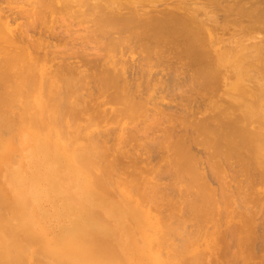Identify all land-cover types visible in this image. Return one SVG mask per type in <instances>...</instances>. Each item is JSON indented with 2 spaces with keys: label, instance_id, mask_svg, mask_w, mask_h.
<instances>
[{
  "label": "bare ground",
  "instance_id": "6f19581e",
  "mask_svg": "<svg viewBox=\"0 0 264 264\" xmlns=\"http://www.w3.org/2000/svg\"><path fill=\"white\" fill-rule=\"evenodd\" d=\"M8 1V0H7ZM6 0H4V3L5 2H7ZM12 1H15V0H12ZM12 1L10 0V3H12ZM18 2H19V0H17ZM17 1H15V3L17 2ZM25 1V0H24ZM23 1V2H24ZM33 1L35 2L36 0H31V2L30 3H32V4H28V6H30V8L28 7V9H33V10H35V9H37V11L39 12V13H37V11H36V13L38 14V18H39V16H41V18L43 19H41V18H39V19H41V21L40 20H38V19H36V17H37V15H35L36 13H34L35 11H33L32 10V12L34 13V15H33V13L32 14H29V13H27V12H30V10H27V14L28 15H30V16H35L34 18H32V17H30V16H28L27 14H25V13H23V14H25V16H24V18L26 17L27 18V21H25V20H23V21H25L26 23L28 22V20H29V18H31L32 19V21L33 20H35V21H33L32 22V26H31V28H30V26L28 27V24H30V22L29 23H27L25 26H26V32L24 31V29H23V31L22 30H19L18 28H13V24H12V27H11V25H10V23H15L16 21H17V19L19 20V18H21L22 19V12H24V11H18V12H13L12 13V9H8V8H6L7 10H9L8 11V13H11L10 15H7L6 14V17H4V21H2L1 20V13H2V10H0V105L2 104H4L2 107L3 108H1V106H0V110H2V109H4V108H7L8 107V109H11V108H9V107H13L12 109H16V110H18L19 109V111L21 112L20 113V115H17V113L15 114H10V112L9 113H3V112H1L2 113V115H1V113H0V126H3V125H1V124H3L4 123V127H1L0 129L2 130V128H4V130H5V132H4V130L2 131V134L4 133V137H6V135L8 136V134H11L12 132H13V134H11L12 136L11 137H13V135L15 136V137H17V135H16V133H18V132H16L15 133V131L13 130L12 132L11 131H9V130H12V129H10V126H11V124H12V126H13V124L15 125V123H18V119L17 120H15V123L13 122H11L10 124H8L9 123V121H10V119H12L13 117L11 116V115H14V118L16 117H18L19 118V116H20V118H21V124H19L18 123V125H20L19 127H18V125H17V128L19 129L20 127H22L23 128V124H24V126L25 125H29L28 127H30V128H32V129H35V130H37L36 132H38V131H40L39 132V134H41V132L44 134H48V136H50L49 138H51L52 140H53V137L55 138L56 136H55V134H61L62 133V137H60L59 136V138H60V142H61V138H62V141H63V143H61V144H64L65 145V143L64 142H67V140L66 139H68L67 137L65 138V136H64V134L66 133V132H63V129H61V128H63L64 126H67V125H69V119L67 118V116L69 115L70 117H71V119H73V117L75 118V119H73V121H75L78 117L80 118V117H83V115L81 116L80 114V112H82V114H84L85 113V111H83L82 109V104H81V100L83 99V98H88V96H89V100L88 101H93V100H96L94 97H92V99H91V96L93 95V92H92V94H89L90 92H87V91H84V96H85V92H87V94H89V95H87L86 94V96L84 97L83 95L80 97L79 95H80V93H78L79 95L78 96H76L75 97V95H74V97L77 99L78 97H80V98H78V99H80V101H78V99H77V101H76V99L73 97V92L72 91H74V87H75V82H77V83H80L79 85L81 86V85H83L84 83V81L85 80H83V79H86L87 78V82L85 81V84L86 85H88V83L90 82L88 79V77H91V79L90 80H94V78H95V86L96 85H98V84H96V83H99V85L102 83V82H104V83H102L101 85H100V87H101V91L103 92V91H105L106 93H108L109 91V89H108V87H109V85L107 84L108 82L110 83L111 82V86L110 87H114V85L112 84V83H115V88L113 89V90H117V89H119V87H120V83H116V82H119L118 80L116 81L115 80V77H117V79H118V77L119 78H121V77H123L124 75H125V78H127L126 76L129 74V76H131L132 74H130L131 72H132V70H130L131 72L130 73H128L127 75L126 74H124V69H125V72H126V65L125 64H123L122 66H124V68L122 67L120 70H118V69H116V67H115V65H114V63H111L112 61H111V58L112 57H114V56H110V54H107L106 56H107V59L106 60H104V58L103 57H100V55H103V50L102 49H104L105 51H106V49L104 48L105 47V44L107 45V44H110V43H108L109 42V40H108V42L107 41H105V40H103V36L105 35V37H107V36H109V38H113V41H114V39H116L117 41H118V43H119V45H118V43H116L115 44V46L116 47H118V49H119V47H123V49H121V50H119L118 51V49L116 48V50H114L115 48V46L113 47V44H112V49L115 51V52H120V54H121V51L123 52V53H125L124 54V56L126 57V58H129V57H127V56H129V55H127V52H129L130 54H132V55H134V54H138L137 52H140L139 54H138V60H139V63H140V61L141 62H145V64L143 63V65L141 64V66H145V67H147V68H149V73H151L153 70H154V68H161L162 67V65H165V64H163L164 62L166 63V69H168V73H171L170 75H172V77L171 76H168L169 74L167 73V72H165L166 73V77L168 76V78L170 77V79H171V81L170 82H172L171 84H172V86L174 85V87L175 88H173V87H171V85H169V86H167V88H169L170 87V89H176V86H175V83L173 84V81H175V82H177V81H179L180 82V80H178L177 78L179 77V76H177L176 77V80H174L173 79V77H174V74H172V72L173 73H177V72H182V70H180V69H178V70H180V71H178L177 70V68H179L178 66H176V65H180V68L182 69L183 68V71H185V70H187L188 72H190V74H191V76H189L190 77V79H189V77H188V80H191V84H192V86L191 87H193L194 85H197V87L195 86V89H194V87H193V91L191 92V94H192V96L196 93V94H200L201 93V95L200 96H198V95H194V96H198V98L199 97H202L203 95L205 96V94H207L206 92L204 93V91L202 90L201 92H200V89L201 88H203V89H210L211 87H213L214 86V88L219 84L218 82H220L219 80H220V74L222 73V71L219 69V68H222V67H224L225 65H228V66H230V67H234V69H237L238 71H237V73H235L234 75H232L233 77L230 79V80H232L233 81V83H231L230 85H226V86H228L231 90H232V92H237V94L240 96V97H238V101H240L239 103H240V105L241 106H239V108L237 107V109L235 108V110H237V111H239V115H236V117L233 119V120H228L227 122H226V120H225V123H223V119L220 121L219 120V118L222 116V115H220V114H218V116H216L215 118H212L213 119V124L215 125V127L212 129L211 128V124H210V128H208V125H209V123L208 122H210V120H212V119H210L211 118V116H213V115H211V116H209V114H206V116H209V118L208 117H206L207 119H205V117H202V119H201V117H200V119H199V117L198 118H195V117H197V116H195L196 115V113H195V115H194V113L192 112V113H190V115H194V116H192V118H193V120H192V122L194 121L195 122V120L197 119V121L199 120V121H201V122H203V120H204V123L202 124L201 122H199L198 121V125H199V127H197V125H196V123H194V125H193V123L191 124L190 123V125H188L189 124V122L187 121V120H185L186 118H187V116H186V114L185 113H183V112H181L182 111V109L181 108H183L184 106H185V104H183V103H185V102H188V104L186 103V106H185V108H187L188 106L187 105H189V108H187L188 110L190 109V108H192L193 106H191V105H193V104H191V103H194V101L196 102V98L195 97H193L194 99H193V101L191 100L192 99V96H190L189 95V98H190V100H188L189 98H188V96L186 95V98H183L184 100L185 99H187L185 102L184 101H182V100H180V98L182 97V94H181V96H180V93L182 92L181 91V88H183L184 86H185V82L184 81H186L185 79H186V77L185 78H183V77H179V79H181V81H183V79H184V84H183V86L180 84L179 85V82L178 83H176V85L178 84L179 85V88H180V91L178 90H176V92L177 93H175V92H172V94L174 93V95L173 96H169V97H175L174 99H176V96L177 95H179L180 97H177L178 99L176 100V102L179 104L181 101V103H182V106H181V103L179 104V105H177V103L175 104V107H176V105L179 107V109H181V111L180 110H178L177 108V111L179 112H181V113H183L182 115H184L185 114V116H186V118H184V116L181 118V120L183 121V125H182V121L180 120L179 121V118H178V120H176V121H178L179 122V124L178 125H181V127H179V126H176V125H174V126H171V125H173V123L175 122V120H173V118L172 117H174L175 115L174 114H171V115H174V116H172L171 117V125H170V127H172V129H173V127H175V131H176V129H179V128H186V130L187 129H189L190 128V126L192 125L193 126V128H195V130L192 128V126H191V129H193L194 130V132L196 131V130H198V133H197V131H196V133L197 134H199L200 136H202V139H203V141L205 140V139H207V141L209 142V145H210V148H211V154L213 155V151H216V152H218V150L220 149L221 150V148L222 147H224L223 149H225L226 150V152H225V156L223 157V158H225L224 160H226V161H224L225 162V164L226 163H228V161L229 160H231V159H235V160H237V162L238 163H236V165L237 164H239L238 166H241L240 167V169L242 168L245 172H247L248 170L250 171V170H253L252 168H255L253 171H257V169H256V167H255V165L256 166H258L260 169H263V171H262V173H260L261 174V176L263 177L264 176V155H263V153H264V106L262 105V103L264 102V87H263V85L262 84H260V82H258L257 83V87H258V89H256L255 90V92H251L247 87H245V86H243L242 85V83H243V78L244 77H246V75L248 74V71H247V69L248 68H250V67H252V65H260V64H262L263 66H264V46H262L263 44H264V38H260V39H258L257 37H256V34H259V33H264V0H104V2L105 3H101L100 1H102V0H94V8L92 7V8H89V6H91L90 4H92V3H90L88 0H86V1H88L89 3L88 4H86L87 6H84L85 5V1L83 2V3H81V5H77V2L76 1H80V0H76L75 2H76V4H74V5H76L78 8H79V10L78 11H75L74 13H73V9H75V7H73V6H71L70 5V1L69 0H37L35 3H33ZM74 2V3H75ZM99 2V4L97 5V3ZM9 3V1L7 2V4H10ZM36 3H38L39 5H37ZM72 3H73V0H72ZM71 3V4H72ZM21 4V3H20ZM25 5V4H24ZM83 5V6H82ZM8 5H6V7H7ZM32 6H33V8H32ZM36 6V7H35ZM37 6H41V8L40 7H37ZM80 6H81V8L82 7H86V8H89V9H91V10H96L97 9V11L98 12H96V14H92V11L90 10V12H91V14H89V10H86L87 12H88V16H93V18L91 19V25L94 27V29H92L93 31H95V32H93L92 30V32H93V34L94 33H98V34H100V35H103L102 37V39H101V36H99L100 37V39H99V37H97L96 35L97 34H95L94 36L97 38H95L93 35V37L95 38V42L92 44V43H90V46H92L93 45V47L95 46L94 44H97V46H96V48L94 47L93 49H99V51L101 52V54L99 53V52H97L96 50L94 51L92 48V53H93V51L95 52V54L93 53H90L89 55H87L88 53V50L89 49H86V44H85V46L83 47V50L85 49V52H86V50H87V54L84 52L83 53V50L81 51V49H82V47L80 48L79 46H78V44L76 45V43H75V45L77 46H75V45H73V46H75L76 47V49L79 47V49L80 50H78V51H76L75 49H72L74 52L76 51L77 53L79 52V51H81V52H79L78 54V56L76 55V56H74L75 55V53L72 51L71 52V50H70V52H68L69 50L68 49H70V48H67V52L65 51L66 50V48H62L64 51L62 52L60 49V52H61V54H60V56L58 55V57H60V58H58L57 57V60L58 59H61V57H62V55L64 56L65 54H66V57L64 56V59L61 61V60H59V62L58 63H60V64H58L57 65V63H55V61L57 62V60H56V57L54 56V55H56L55 54V52H57L58 51V49H57V51H53L54 53H48V50L51 48L52 50H56L55 49V45H53L52 43H50L49 41V39H47L48 37H46L45 36V38H43L44 40H48V42H49V45H48V47H47V49L48 50H44V51H47L46 53L42 50V47H40L41 45H39L38 43H35L33 40H32V38L30 39L29 37V35L31 34V33H35L36 32V29H38V28H34L33 27V25H35V26H39V29H40V25H39V21L43 24L45 21H44V19H47V21L46 22H49L48 20V18H51L52 17V15L54 14V16L56 15V14H59L58 16H57V18L55 17L54 18V21H52V22H55V21H61V19H62V21H64V19H67L68 17H69V14L68 13H70V12H72V14H74V16L76 15V16H78V14H79V16L80 15H82L83 13L82 12H80ZM9 7V6H8ZM26 7V6H25ZM40 8V10H38ZM85 8V9H86ZM77 9V8H76ZM85 9L83 8V12L85 11ZM6 10V11H7ZM22 10H24V8L22 9ZM4 11H5V9H4ZM85 11V12H86ZM40 12H41V14H40ZM85 12H84V14L83 15H85ZM6 13V12H5ZM77 13V14H76ZM40 14V15H39ZM64 14V16H63V18L64 17H66V18H61L62 17V15ZM68 14V15H67ZM72 14H70V16H72ZM211 14V15H210ZM213 14V15H212ZM220 15V16H218V17H220L221 19L220 20H222L221 21V23L220 22H216L217 20H215L214 18H217V15ZM67 15V16H66ZM81 16L80 18H84L85 16ZM209 15H210V17H209ZM216 17H215V16ZM78 16V17H79ZM211 16L213 17V19L211 18ZM47 17V18H46ZM60 17V18H59ZM202 17L204 18V19H202ZM25 18V19H26ZM60 20H59V19ZM70 18H72L71 19V22H69L68 24H72V29H73V25H75L76 23L77 24H79L80 22H84V26H86L87 27V25L88 24H86L85 25V22L87 23L88 21H89V24H90V17L88 18L87 17V14H86V17L85 18H87V19H89V20H87L86 21V19L84 18V19H82V21H80L81 19L80 18H77V17H75V19L77 18L78 19V21H80L79 23L78 22H76L75 20H73V18L74 17H70ZM69 18V19H70ZM58 19V20H57ZM219 19V18H218ZM36 20H38V21H36ZM72 20L75 22V24H74V22L72 23ZM83 20H85V21H83ZM44 21V22H43ZM59 22V23H62V24H60L59 25V27H65V28H62V29H66V28H69L70 30H71V28H70V26L71 25H68L66 22L68 21V19H67V21H64V24H63V22ZM38 22V23H37ZM44 23L43 25H41V30L42 31H44V27H47L46 26V24L47 23ZM51 22V21H50ZM243 22H247L246 23V25H244L243 26ZM38 24V25H36V24ZM58 22L57 23H55L57 26H58V24H59ZM80 24L81 26L83 25V24ZM218 23H220L221 24V26H222V28L221 27H219L220 25L218 24ZM50 24V23H49ZM66 24V25H65ZM209 24H213V26H211V25H209ZM20 25H21V23H20ZM19 25V26H20ZM23 25V24H22ZM21 25V27H23ZM52 25V24H51ZM50 25V26H51ZM63 25V26H62ZM78 26V28H76V30L78 29V31H80L79 29H80V27L81 26ZM218 25V26H217ZM25 26H24V28H25ZM47 27V28H45V29H47V30H49V29H51V27H52V29H53V31H54V29H55V27L52 25L51 27ZM76 26V27H77ZM92 26H91V28H92ZM232 26H236V28L237 27H239V30H238V28H237V32L235 33V34H237L238 36H237V38L236 39H234L235 37H236V35L234 36V37H232L233 39L231 40V38L228 40H222L221 38L219 39H216V37H215V30H216V28H220L221 29V31H222V36H223V32L225 33V32H227V31H229V29H230V27H232ZM83 27V26H82ZM81 27V29H84V33L86 32H88L89 33V30L90 29H88V27H87V31L85 30V28L83 27L82 28ZM28 28H29V30H28ZM49 28V29H48ZM57 28V27H56ZM224 28V29H223ZM22 29V28H21ZM30 29H34V30H32L31 31V33L29 34V33H27V31H29L30 32ZM51 29V30H52ZM58 29V28H57ZM60 29V28H59ZM61 29V30H62ZM74 29H75V27H74ZM73 29V30H74ZM223 29V30H222ZM47 30L46 31H44L45 33H47ZM50 30V35H51V39H53L54 37L56 38L58 35H60V36H58L61 40H59V41H61V42H63L64 41V39L65 38H67L66 40H67V42H68V35H71L70 34V32H67V33H69V34H67V33H64V32H66L67 31V29H66V31L64 30V31H62V33H61V30H59L58 32H60L59 34H56V33H58L57 31H56V29H55V31L53 32V31H51ZM70 30H68V31H70ZM73 30H71V31H73ZM75 30V31H76ZM226 30V31H225ZM233 30H234V28H233ZM236 30V29H235ZM74 31V32H75ZM90 31V33H89V35H88V37H90L89 39H91V37L92 36H90V34H92V32ZM39 32H41V31H39ZM44 32H41V33H44ZM52 32L54 33V34H52ZM77 32V31H76ZM80 32H83V30L82 31H80ZM238 32H239V34H238ZM28 35H27V34ZM44 33V34H45ZM48 33V34H49ZM84 34V35H86V37H87V34ZM64 34H65V38H64ZM78 34H80L79 32H78ZM230 34H232L231 32H230ZM55 35H57V36H55ZM66 35H67V37H66ZM74 35H75V33H74ZM255 35V36H254ZM264 35V34H263ZM32 36H34V35H32ZM40 36H41V34H40ZM39 36V37H40ZM48 36V35H47ZM61 36L63 37V39L61 38ZM72 37H74L73 36V34L71 35ZM70 36V37H71ZM83 36V35H82ZM231 36H233V34L232 35H230V37ZM50 37V36H49ZM53 37V38H52ZM57 37V38H58ZM71 37V38H72ZM83 37H85V36H83ZM42 38H40L42 41H43V39ZM58 38V39H59ZM80 38V37H79ZM94 38H92L91 40H93L94 41ZM108 38V37H107ZM108 38V39H109ZM57 39V40H58ZM73 39H75V38H73ZM72 39V40H73ZM105 39V38H104ZM253 39L255 40H258L256 43L253 41ZM30 40H32V41H30ZM63 40V41H62ZM75 40H77V39H75ZM99 40H100V42H99ZM101 40H103L102 42L103 43H101ZM231 40V41H230ZM250 40H252V41H250ZM69 41H71L70 39H69ZM83 41V40H82ZM84 41H86V40H84ZM110 41H112V40H110ZM250 41V42H249ZM75 42H78V41H75ZM87 42H89V41H87ZM91 42V41H90ZM104 42H106L105 44H104ZM245 42H248V44H246ZM252 42L254 43V44H252ZM60 43V42H59ZM59 43H58V45H59ZM69 43V42H68ZM68 43H65V44H68ZM82 43V42H81ZM85 43V42H84ZM98 43L99 44H104V47H102L103 45H98ZM112 43V42H111ZM50 44H52L53 45V48L51 47V45ZM60 44H62V43H60ZM111 45V44H110ZM50 46V47H49ZM63 46H64V43H63ZM62 46V47H63ZM72 46V47H73ZM81 46V45H80ZM65 47H66V45H65ZM70 47H71V42H70ZM101 49H100V48ZM88 48H89V46H88ZM45 49H46V47H45ZM50 49V50H51ZM90 49V50H91ZM124 49H125V51H124ZM51 50V51H52ZM102 50V51H101ZM105 51H104V53H105ZM43 52V53H42ZM66 52V53H65ZM91 52V51H90ZM97 52V53H96ZM112 52V51H111ZM41 53H42V55H41ZM64 53V54H63ZM67 53H69V58L71 57V58H73V56H74V58L75 57H78V60H83L84 59V57H86V55H87V57L88 56H90L89 57V59L92 61V62H94V60H92L93 58L95 59V61H97V60H99V58H101L100 60H102V61H100L102 64H101V67L102 68H105V70L106 69H108L109 70V68H111V70L112 71H108V70H106V72L108 71L109 73H111L112 72V74L114 75V78L112 77V76H110V77H112V78H110L109 79V73H106V72H104L105 74V77L108 75V79L110 80V81H108L107 80V77H106V79H105V77H104V75H103V70L100 68V70H102V71H100L99 70V68H98V64L99 63H97L96 65V67L98 68V70H99V72H101L100 73V75L101 76H103L104 77V80L103 81H101L102 79H103V77H101V78H99L100 80H96V78H97V75L99 74L98 73V70L96 71L98 74H96L95 73V71H94V69L91 71L96 77H93L92 78V76H93V74L92 73H89V74H92V76H88L87 77V75H86V77L84 78V76L85 75H83L84 74V72H82V66H80V62L79 61H76V60H74L73 59V61H71L70 62V59H68V56H67ZM73 55H72V54ZM76 53V54H77ZM54 54V55H53ZM71 54V55H70ZM82 54V55H81ZM84 54H86V55H84ZM91 54H92V56H91ZM97 54H100L99 55V58H98V55ZM81 55V56H80ZM94 55H97V56H94ZM115 55H116V53H115ZM122 55V54H121ZM165 55H166V57H165ZM168 55V56H167ZM83 56V59L81 58ZM94 56V57H93ZM104 56V55H103ZM123 56V55H122ZM124 56H123V58H124ZM131 56V55H130ZM135 56V55H134ZM137 56V55H136ZM55 57V58H54ZM86 57V58H87ZM93 57V58H92ZM105 57V56H104ZM117 57H119V55L117 56ZM65 58H67V59H65ZM92 58V59H91ZM166 58H168L167 59V61H165V59ZM76 59V58H75ZM89 59H87V60H85L86 62H91V61H89ZM137 59H134V60H137ZM164 59V60H163ZM66 60H69V61H66ZM72 60V59H71ZM80 60V61H81ZM138 60H137V62H138ZM153 60H155V61H153ZM61 61V62H60ZM132 61V60H131ZM155 62L153 65L154 66H156V67H154L153 65L151 66L150 64L151 63H153V62ZM83 62V64H84V61H81V63ZM85 62V63H86ZM91 62V63H92ZM98 62V61H97ZM118 62H119V60H118ZM117 62V63H118ZM122 62V61H121ZM136 62V61H135ZM90 63V64H91ZM124 63H127V59H126V62H124ZM134 63V62H133ZM157 63V65H155ZM89 63H87L86 65H88ZM127 64H129V61H128V63ZM159 64V65H158ZM167 64H168V66H167ZM82 65V64H81ZM93 65V67H94V65H95V63L94 64H92ZM120 65H121V63H120ZM135 65H137V64H134V66L133 67H135ZM161 65V66H160ZM128 66V65H127ZM137 66H139V64L137 65ZM135 67V70L138 68V67ZM262 66V67H263ZM84 67V66H83ZM86 67V66H85ZM88 67V66H87ZM92 67V68H93ZM144 67V68H145ZM164 67V66H163ZM177 67V68H176ZM90 68V67H89ZM91 68V69H92ZM128 68V67H127ZM129 68H132L131 67V64H130V66H129ZM165 68V67H164ZM82 69V70H81ZM161 69H163V68H161ZM185 69V70H184ZM90 70V69H89ZM127 70H129V69H127ZM138 70V69H137ZM165 70V69H164ZM175 70H176V72H175ZM85 71H86V69H85ZM145 71V70H144ZM143 71V67H141L140 69H139V72H140V74H141V76H144L143 74H145V72ZM158 71V70H157ZM159 71H160V69H159ZM162 71V70H161ZM160 71V72H161ZM166 71V70H165ZM171 71V72H170ZM90 72V71H89ZM134 72V71H133ZM132 72V73H133ZM138 72V73H139ZM146 72H148V71H146ZM155 72H156V70H155ZM155 72L153 73L154 74V77H155ZM188 72H186V73H188ZM219 72H221V73H219ZM127 73V72H126ZM135 73V72H134ZM157 73V72H156ZM164 73V72H163ZM164 73V74H165ZM179 73V75L180 76H182L181 74ZM263 73V72H262ZM82 74V76H83V78H82V76H79V77H81L82 78V80H79L80 82H78V75H81ZM86 74H87V72H86ZM88 74V75H89ZM115 74H117V76H115ZM136 74V73H135ZM140 74H138V76H140ZM158 74H160V73H158ZM158 74H156V79H157V76H158ZM161 74H162V72H161ZM168 74V75H167ZM264 74V73H263ZM99 75V76H100ZM111 75V74H110ZM134 75V74H133ZM137 75V74H136ZM148 74L146 73L145 74V76H144V80H142V81H144V83L146 82V83H148L149 81H152V79L154 80L155 78L153 77L152 79H150L148 76H147ZM176 75H178V74H175V76ZM77 76V77H76ZM98 76V77H99ZM135 76V75H134ZM133 76V77H134ZM146 76L148 77V79H146ZM152 76V75H151ZM150 76V77H151ZM163 76V75H162ZM165 76V75H164ZM75 77L77 78V80L75 81ZM264 77V76H263ZM81 78H79V79H81ZM124 77H123V80L125 79ZM129 78V77H128ZM131 78V77H130ZM129 78V79H130ZM135 78H136V80H137V78L138 77H136L135 76ZM135 78H134V80H135ZM165 78V77H164ZM229 78H230V76H229ZM127 80V82L128 81H130V80ZM141 79H143L142 77L140 78V80ZM155 79V80H156ZM219 79V80H218ZM115 80V81H114ZM121 80V79H120ZM133 80V83H132V81L130 82V83H132V84H134V82L136 81H134ZM138 80H139V78H138ZM148 82H147V81ZM154 80V81H155ZM188 80L186 81L187 83H188ZM75 81V82H74ZM89 81V82H88ZM99 81V82H98ZM106 81V82H105ZM108 81V82H107ZM125 81H126V79H125ZM124 81V82H125ZM154 81H152V82H154ZM162 81L163 80H161V83H162ZM169 80L166 78V82L165 81H163V86H165V84H167V82H168ZM82 82V83H81ZM93 81H91V83H92ZM121 82V81H120ZM123 82V81H122ZM123 82V83H124ZM165 82V83H164ZM170 82H168V83H170ZM193 82V83H192ZM106 83V86H107V89H106V86H104V84ZM126 83V82H125ZM144 83H143V85H144ZM146 83H145V85H146ZM155 83V82H154ZM160 83V82H159ZM181 83V82H180ZM196 83V84H195ZM218 83V84H217ZM250 83L252 84V82L250 81ZM74 84V85H73ZM84 84V86L82 87L81 86V88L84 90V89H86V87H88L89 85H91V84H89L88 86H86ZM132 84H131V86H132ZM162 84H160V86H159V91H160V89H161V87H162ZM190 84V83H189ZM189 84H186V86L188 85L189 87H190V85ZM215 84H217L216 86H215ZM250 84V85H251ZM78 85V86H79ZM92 85H93V83H92ZM91 85V86H92ZM117 85H119V87L117 86ZM126 85V84H125ZM129 82H128V84L126 85V86H128L129 87ZM140 85H141V81L139 82V87H140ZM149 85H151L152 87H154V86H156V85H152L151 83H149L148 84V86ZM74 86V87H73ZM77 85H76V87L77 88H79V89H75L76 90V92L78 91V90H81V91H83L81 88H80V86L78 87ZM90 86V87H91ZM94 86V87H95ZM104 88H103V87ZM129 87V89L131 88V92H132V87ZM142 86V85H141ZM148 86H146V87H148ZM149 87V88H152V87ZM166 86L164 87V89L166 88ZM188 86L185 88L184 87V89H187L188 88ZM253 87H254V85H252ZM85 87V88H84ZM89 87V88H90ZM93 86H92V89L94 88ZM127 87V88H128ZM134 87V86H133ZM143 87V86H142ZM145 87V89H147ZM158 87V86H157ZM156 87V88H157ZM200 87V88H199ZM221 87V86H220ZM88 88V89H89ZM99 91H97L96 92V90H95V92H96V94H94V96L95 95H100V89L98 88V87H96ZM117 88V89H116ZM123 88H124V86H123ZM126 88V89H127ZM137 88V87H136ZM136 88H133V91H134V89H135V93H136ZM141 88V87H140ZM148 88V89H149ZM155 88V87H154ZM153 88V89H154ZM156 88H155V90H156ZM177 88H178V86H177ZM196 88H199L198 90V92H197V90H196ZM214 88H211V89H214ZM103 89V90H102ZM125 89V90H126ZM129 89H127V91L129 90ZM144 89V90H145ZM148 89L146 90V91H148ZM164 89L162 88V90L161 91H163V92H166L167 90L168 91H170L169 89H165V91H164ZM218 86H217V90L215 89L214 91L213 90H211V91H213V96H215L214 95V93H216V95H217V92H218ZM87 90V89H86ZM110 90L112 91V88H110ZM143 90V88H141V91H143V93L145 92V94L147 95V93H146V91H144ZM152 90V89H151ZM183 90V89H182ZM189 90L191 91V89H189L188 88V92H189ZM220 90V89H219ZM108 91V92H107ZM110 91V92H111ZM117 91H120V90H117ZM123 91V90H122ZM139 91V90H138ZM141 91H139L138 92V94L141 92ZM149 91H150V89H149ZM153 91V90H152ZM152 91H150V92H152ZM171 91H173V90H171ZM170 91V92H171ZM196 91V92H195ZM207 91V90H206ZM210 91V90H209ZM217 91V92H216ZM94 92V93H95ZM101 92V94L103 95V93ZM105 92H104V95L106 96V94H105ZM109 92V93H110ZM116 91H112V93H111V95L110 94H108V96L107 97H105L106 99H104V101L106 100L107 101V98L109 97V95L111 96V98L109 97V102L111 101V100H115V99H117V98H119V96H120V94H116V96L118 95V97H116L115 96V98H113L114 96V93H115ZM131 92H129L128 91V93L129 94H131ZM154 92V91H153ZM163 92L161 93V94H163ZM170 92H168V94L166 95L165 94V96H167V98H169L168 97V95L170 94ZM178 92H180V93H178ZM183 92H184V90H183ZM188 92L185 90V93L186 94H188ZM195 92V93H194ZM2 93H4V95L2 94ZM98 93V94H97ZM116 93H118V92H116ZM120 93V92H119ZM124 93L126 94L127 92H125L124 91ZM134 93V94H135ZM167 93V92H166ZM185 93H184V95H185ZM190 93V92H189ZM194 93V94H193ZM76 94V93H75ZM133 94V93H132ZM137 94V95H138ZM144 94V95H145ZM153 94V96H152V98L153 99H151V101L150 102H152L153 100H156L157 101V99H156V97H157V95H155V99H154V93H150V95H152ZM155 94H157V91H156V93ZM159 94V93H158ZM172 94H170V95H172ZM177 94V95H176ZM77 95V94H76ZM141 94H139V96H140ZM176 95V96H175ZM113 96V97H112ZM130 96H133V95H130ZM159 96H161V95H159ZM209 96H211V92H210V94H209ZM209 96H206V97H208L209 98ZM213 96H211V97H213ZM121 97V96H120ZM136 97V96H135ZM140 97H142V96H140ZM140 97H136L137 99H141ZM185 97V96H184ZM205 97V98H206ZM211 97H210V99H211ZM72 98L74 99V100H72ZM96 98L98 99L99 98V96H96ZM100 98H101V95H100ZM133 98V97H132ZM144 98H145V96H144ZM149 94L147 95V98H146V100H148V102H149ZM150 98H151V96H150ZM167 98H165V99H167ZM171 98H169V100L171 99ZM136 99V100H137ZM142 99H143V97H142ZM159 99H161V98H159ZM163 99H164V97H162V99H161V101H163ZM196 99V100H195ZM207 99V98H206ZM205 99V100H206ZM221 99H222V97H221ZM84 100V99H83ZM86 100V99H85ZM120 100H122V97L120 98ZM131 100V99H130ZM139 100H137L138 102H136L135 103V101H134V105L136 104H138L139 103ZM168 100V99H167ZM166 100V101H167ZM172 100V99H171ZM180 100V101H179ZM204 100V101H205ZM88 101L86 100L85 101V103H88ZM97 101V100H96ZM96 101H95V104H96ZM99 101H100V99H99ZM105 101V102H106ZM116 102L118 101V100H115ZM133 101V100H132ZM142 101V102H141ZM140 101V103L139 104H141V103H143V106H145V104L147 103L146 101H145V99H143V100H141ZM165 101V102H166ZM175 101V100H174ZM198 101L199 100H197V104H198ZM204 101H202L201 100V102H199V104H203L204 105ZM220 101V100H219ZM222 101V100H221ZM76 103V106H75V103ZM108 101L106 102V103H109ZM119 102V101H118ZM123 102L126 104V106H128V107H131V101L129 102L126 98L124 99L123 98ZM122 102V103H123ZM146 102V103H145ZM149 102V103H150ZM165 102H163V103H165ZM169 102V101H168ZM189 102H191L190 104H189ZM78 103V104H77ZM89 103H91V102H89ZM98 103V102H97ZM100 103V102H99ZM101 103H104V102H101ZM106 103H104V104H106ZM115 103V102H114ZM81 104V105H80ZM93 104V103H92ZM104 104L102 105V106H104ZM110 104H112V105H114V106H116V103L115 104H113V101L110 103ZM119 104H121V103H119ZM119 104H117V105H119ZM138 104V109H140V108H142V107H140V106H142V105H139ZM148 104V103H147ZM157 104V102L154 104V105H156ZM17 105H18V107L20 106L21 107V110H20V108H18L17 107ZM75 106V109H74V106ZM78 105V106H77ZM86 105V104H85ZM90 105V104H89ZM94 105V104H93ZM133 105V108L136 106H134ZM150 105H152V104H149V106ZM167 105V104H166ZM166 105H165V112L168 110H166ZM203 105H201V106H203ZM7 106V107H6ZM72 106H73V108H72ZM79 106H81V107H79ZM92 105H90L89 106V108L91 109L92 107H91ZM97 107H98V105H96ZM95 106V107H96ZM109 106V105H108ZM113 106V107H114ZM148 106V107H149ZM162 106V105H161ZM191 106V107H190ZM194 106H196L195 105V103H194ZM230 106H232V105H230ZM15 107V108H14ZM94 107V108H95ZM152 107H154V110H151V111H154L153 113H155V116H153V115H151V116H153V117H156L158 114V112L156 111L157 110V108L155 107V106H152ZM160 107V106H159ZM174 107V108H175ZM79 108V109H78ZM86 108H87V110L89 109L88 108V104H87V106H86ZM107 108V107H106ZM156 108V109H155ZM168 108V107H167ZM173 108V107H172ZM173 108V110L174 111H176L175 109ZM197 108V110H199L200 108L199 107H196ZM203 108V107H202ZM205 108H206V106H205ZM234 108H233V106H232V109L234 110ZM78 109V112L76 111ZM101 109V108H100ZM100 109L99 110H97L96 111V108H95V112H98V114L99 113H104V115H102L103 117L105 116V112H104V109H103V112H101L100 111ZM135 109H136V111L138 110L136 107H135ZM135 109L133 110L134 112H136L135 111ZM152 109V108H151ZM162 109H163V107H162ZM231 109V110H232ZM15 110V111H16ZM85 110V109H84ZM94 109H92L91 111H93ZM107 110V109H106ZM110 110V109H109ZM120 110V109H119ZM147 110H150V108H147ZM147 110H145L146 112H148ZM161 110V109H160ZM171 110L172 109H170V113H172L171 112ZM172 110V111H173ZM184 110V109H183ZM187 110V111H188ZM192 110H195V109H192ZM191 110V111H192ZM201 110V109H200ZM203 111V113H205L204 112V109H202ZM206 110V109H205ZM211 110V109H210ZM232 110V112L234 113L235 111H233ZM6 111V110H5ZM13 111V110H12ZM19 111H17L18 113H19ZM89 112H90V110H88ZM114 111H117V114H114V113H116V112H114ZM122 111V110H121ZM129 110H127V112H128ZM132 111V112H133ZM141 111V110H140ZM145 111H143V113L145 112ZM164 111V110H163ZM163 111H160V113H159V115L161 116L163 113L165 114V112H163ZM173 111V112H174ZM177 111H176V114H177ZM208 111V110H207ZM6 112H8V111H6ZM74 112H77V114L75 113L74 114ZM84 112V113H83ZM109 112V111H108ZM113 114L112 113H110V114H112V115H110L109 113H108V115H109V117H110V119H112V128H111V130L113 129L114 130V128H113V123H115L116 125H119V124H121V121H120V119L117 121L116 119H115V117H112V116H114V115H116V118L118 119L119 117H117V115L119 116L120 114H122V115H124V117H125V115L126 114H124V112L123 113H119V111H118V109L117 110H113ZM133 112V113H134ZM184 112H186V109L184 110ZM189 112V111H188ZM13 113V112H12ZM79 113V114H78ZM119 113V114H118ZM130 113V115H131V112H129ZM128 113V114H129ZM132 113V115H134ZM150 113V112H149ZM167 113H169V110L166 112V114ZM170 113L168 114V115H170ZM175 113V112H174ZM10 114V115H9ZM72 114V115H71ZM74 114V115H73ZM93 113H90L89 114V118H86L87 120L89 119V120H91V117H92V119H95L96 120V116L95 117H93L94 116V114H93V116H91ZM97 114V113H96ZM95 114V115H96ZM97 114V115H98ZM106 114H107V111H106ZM137 114H139V113H137ZM142 114V113H141ZM146 114V113H145ZM144 114V115H145ZM151 114V113H150ZM157 114V115H156ZM165 114V115H166ZM180 114V113H179ZM188 114V113H187ZM198 114V113H197ZM15 115H17V116H15ZM78 115H80V116H78ZM85 115V114H84ZM101 115V114H100ZM100 115H98V118H100L99 120H103V119H105L106 120V118L104 117H102L101 118V116ZM122 115H120V117H123ZM132 115H131V118H132ZM136 115V114H135ZM134 115V116H135ZM143 115V114H142ZM147 115V114H146ZM145 115V116H146ZM167 115V116H168ZM200 115H202L201 114V111H200ZM232 115V114H231ZM68 116V117H69ZM86 116L88 117V115H87V111H86ZM91 116V117H90ZM100 116V117H99ZM138 117H139V115H137ZM148 116H150L149 114H148ZM148 116H146V117H148ZM164 116V115H163ZM163 116H161V117H163ZM177 116V115H176ZM175 116V117H176ZM180 115H178V117H179ZM226 115H224V117H225ZM12 117V118H11ZM109 117H107V118H109ZM127 117H129V116H127ZM126 117V118H127ZM145 117V118H146ZM189 117V116H188ZM223 117V118H224ZM19 118V119H20ZM68 119V124L66 123V122H64V120H67ZM78 118V119H79ZM113 118L116 120V122H114L113 121ZM134 118H136V117H134ZM144 118V117H143ZM142 119V117H141V119L142 120H146V119ZM158 118V117H157ZM156 118V119H157ZM163 118H165V117H163ZM162 118V119H163ZM170 118V117H169ZM204 118V119H203ZM3 119H4V121H3ZM70 119V120H71ZM109 119V120H110ZM148 120H149V117L147 118ZM151 119H152V117H150V126L152 125V122H151ZM176 119V118H175ZM184 119V120H183ZM187 119H189V118H187ZM195 119V120H194ZM208 119H210V120H208ZM9 120V121H8ZM81 120V119H80ZM82 120H83V118H82ZM98 120V119H97ZM97 120H96V122H97ZM98 120V122H99V124H101L102 122H100ZM101 120V121H102ZM127 120V119H126ZM132 120V119H131ZM142 120H141V123H142ZM155 119H153V124L154 125H156V122H158V120L157 121H154ZM205 120H207V123H206V121ZM13 121V120H12ZM17 121V122H16ZM72 121V120H71ZM73 121H72V123H73ZM84 121V120H83ZM92 121V120H91ZM94 121V120H93ZM138 122H139V120H137ZM143 121V122H144ZM163 120H161V121H159V123H157L158 125L157 126H160L159 124H161L163 127H165V129H162V127L160 126L159 128H157V126H156V128H157V131L155 132V133H159L160 132V130L162 131V133L160 132V135L161 134H163V137H161V139H163L164 141H166V139H167V143L166 142H164L163 140H161V144H162V142H163V144L165 145L166 144V146L168 145V141H169V143H170V145L169 146H167V147H165V146H163V144L161 145L159 142H158V140H159V136L157 135V136H155V137H159V138H155L154 136H151V138H150V140L152 139V137H153V141H149V143L150 144H153L154 143V145H152V147L153 146H155V145H158L157 144V142L159 143V145H158V147L157 146H155V147H147V148H149L150 150H153L154 148L156 149V148H160V146H161V148L162 149H164V148H166V150L165 151H167V149L169 150V148H173V149H175V152H171V150H169L172 154H174L175 156H176V158L178 157V162H177V164H178V167H176V166H174V167H176L177 168V170H176V168L174 169L173 168V170H176L175 172H172L173 170H172V168H170L171 166H172V164L174 165V162L172 163V161H174L173 159L171 160V164L169 163L170 161H168V163L171 165H169L170 167H168L167 165H168V163L167 164H165L167 161H165L164 159H161V158H163V157H160L159 155V158L157 157V155L156 154H158L159 152H158V150L159 149H157V150H155L154 149V151L155 152H157V153H153L155 156L154 157H157L158 158V160L159 161H157V164H158V162L159 163H161V161L163 160V161H165V165L167 166L166 168L168 169V168H170L169 170L172 172V175L174 174V177L176 176H178V175H180V174H182V176H179L180 178L181 177H183V175H184V177L183 178H181V179H183V180H185V176L187 175V179H188V177H189V180H188V182L186 183V180L184 181L185 183H183V180H180V182H178V177H177V180H176V177H175V181L177 182V184H179V183H181V184H184V186L186 185V184H188V185H186V186H188L187 187V189L186 190H184V189H182L181 187V189H182V191L180 192V194H182V195H179V196H182V197H180L181 199H183V201H184V197L183 196H185V195H183V193L185 194V192L187 191V192H189V191H191V189H193V187H194V185L193 184H195L196 185V183H198V181H200L199 179H203V177L205 176H208V175H205V174H208V173H206L205 172V168L203 167V164H202V166L201 167H203V168H201V169H199V165L197 164V166H198V169H196L197 167H195L194 168V166H195V163L196 162H199V160H200V165H201V162L206 158V154H208V149H206L205 148V146H206V143L204 142V151H205V153L204 154H202L205 158H203V157H201V156H199V154H201V152L203 151L202 149V147L200 146V142L201 141H199V146L201 147V150H200V153H199V151H198V153H196V155H197V157H200V159L198 158V160L197 159H195L194 157H195V153L194 152H197V150H199L198 148H197V150H195V149H193L195 146H196V142H192L191 143V145L194 143V145H190V144H188V143H186L187 145H190V146H188L189 147V149H190V147H192V149L193 150H195L193 153H194V157L192 156L193 155V153H192V155H187V153H188V151L186 152V150H185V148L187 149L188 147L185 145V143H183V144H181V142H182V140L180 139H178L179 138V136L181 137V133H183V132H181V131H179V130H177L178 132H180V134L181 135H177L176 133H174V134H176V137H174L173 136V133L172 132H174L172 129V132L170 131V129H168V128H170L168 125V123L167 122H163V124H166L167 123V125L166 126H164L162 123H160V122H162ZM166 121H169L168 119L166 120ZM186 121V122H185ZM1 122H3V123H1ZM7 122V123H6ZM80 122V121H79ZM88 122L89 121H85V123L84 122H82L81 124L83 125V123H84V126H82V127H84V129H85V126L88 124ZM107 122H109L108 120H107ZM137 122V123H138ZM146 122V121H145ZM188 123V124H185V123ZM28 123H30V124H28ZM71 123V122H70ZM72 123H71V126H72ZM77 123V122H76ZM87 123V124H86ZM91 123V122H90ZM90 123L88 124V126L90 125ZM94 123V122H93ZM136 123V124H137ZM202 125H204V126H202L201 127V124ZM207 125H206V124ZM86 124V125H85ZM95 124V123H94ZM107 125H108V123H106ZM131 124H133V123H130L129 125L131 126ZM136 124H133L132 126H134V125H136ZM185 124V125H184ZM9 125V126H8ZM16 125H15V130H18V129H16ZM63 126V127H61V126ZM93 125V124H92ZM92 125H90V126H92ZM97 125V124H96ZM138 125V124H137ZM137 125H136V127H137ZM140 125V124H139ZM138 125V127H140ZM148 125V124H147ZM147 125H145L147 128L149 127V125L147 126ZM59 126L61 127L60 128V131L57 129V128H59ZM78 126L79 125H77L76 126V128H78ZM90 126H89V130L91 129L90 128ZM101 125H99V127H100ZM102 126H103V124H102ZM109 126H110V124H109ZM115 126V125H114ZM127 126V125H126ZM131 126V127H132ZM142 126H143V124H142ZM144 126V127H145ZM185 126H189L188 128L187 127H185ZM195 126V127H194ZM9 127V128H8ZM14 127V126H13ZM68 127V126H67ZM75 127V126H74ZM80 127V126H79ZM118 126H116L115 128H117ZM135 127V126H134ZM134 127H132L133 128V130L135 129L136 130V132H137V134H139L138 132H139V130H138V128L136 129V128H134ZM144 127H142L143 129H144ZM145 127V128H146ZM154 127V126H153ZM179 127V128H178ZM69 128H70V125H69ZM93 128V127H92ZM97 128V127H96ZM119 128V127H118ZM125 128H127V127H125ZM131 128V129H132ZM146 128V129H147ZM151 128V127H150ZM150 128H148V130H150ZM161 128V129H160ZM198 128V129H197ZM79 129V128H78ZM83 129V130H84ZM88 129H85V130H88ZM99 129V128H98ZM104 129H107L106 128V126H105V128ZM104 129H103V133H102V130H101V132L99 131V133L100 134H104V137L105 136H107L106 138L108 139V140H110L109 139V136L106 134V133H110V131H109V129L108 130H106V131H104ZM120 129V128H119ZM140 129V128H139ZM160 129V130H159ZM200 129V130H199ZM222 129V131H224L223 133H221V130ZM1 130H0V132H1ZM58 130V132L57 133H55L56 131ZM75 131V129L73 128V126H72V129L70 128V131L71 132H73V131ZM82 129H80V130H78V132L80 133V131H81ZM84 130V131H85ZM128 130L130 131V132H135V131H133V130H130L129 129V127H128ZM127 130V131H128ZM145 130V129H144ZM143 130V131H144ZM152 130V129H151ZM151 130H150V132L149 131H144V132H148L149 134L151 133ZM159 130V131H158ZM163 130H165L164 132L166 133V139L164 138V135H165V133H163ZM169 130V131H168ZM185 132H184V134H186L187 133V131L185 130V129H183ZM192 130V131H193ZM33 132H34V130H32ZM32 131H30V132H32ZM124 131V133L123 134H125V133H127L128 134V132H125V130L122 128V132ZM155 131V130H154ZM153 131V132H154ZM167 131H168V133H172V135H171V133L170 134H168L167 135ZM189 131V130H188ZM191 131V130H190ZM189 131V132H190ZM11 132V133H10ZM30 132L28 133V134H30ZM76 132V131H75ZM77 132V133H78ZM82 132V131H81ZM95 132H97V130L95 131ZM112 132V134L113 133H115L116 134V132L117 131H111ZM121 132V133H122ZM136 132H135V134H136ZM141 132V131H140ZM177 132V133H178ZM188 132V133H189ZM6 133H8V134H6ZM25 133H27V132H25ZM25 133H24V135H25ZM76 133V134H77ZM79 133L76 135V136H73V138L71 139V141H73V139H75L76 138V140H78L77 139V137H80L82 134H80V136H79ZM91 133H93V132H91ZM99 133H97V134H99ZM108 133V134H109ZM148 133H144V135H148ZM157 133V134H158ZM191 133H193V132H191ZM6 134V135H5ZM58 134V135H59ZM71 134H74L75 135V133H71ZM96 134V135H97ZM112 134H110V136L112 135ZM122 134V135H123ZM134 133H132L130 136L132 137V136H134L135 135ZM137 134L135 135V136H137ZM141 134V133H140ZM143 134V133H142ZM154 134V133H153ZM152 134V135H153ZM179 134V133H178ZM195 134V133H194ZM194 134H191L190 135V133L188 134L189 135V139L191 140V138L194 136ZM197 134H196V136H197ZM19 135V134H18ZM70 135V134H69ZM69 135H68V137H69ZM86 135V134H85ZM118 134H116V136H117ZM143 135V136H144ZM173 136L174 138L170 141V136ZM187 135V136H188ZM26 136H28V135H26ZM25 136V137H26ZM30 136V135H29ZM34 136V135H33ZM37 137H38V135H36ZM40 136H42V135H40ZM39 136V137H40ZM53 136V137H52ZM93 136H94V134L91 136L92 138H93ZM97 136H99V135H97ZM97 136H95L98 140L99 139H101L102 138V140H100V142H99V144H101V145H98L97 144V139L95 138V139H92V141L94 140V141H96V142H92V141H90L91 140V138H90V140L89 139H87L88 138V136H85V137H87L86 139L88 140V141H90V142H88L87 140H85V142L86 143H88V145L89 144H91V146H92V144H93V146H95V147H97V146H100L99 148H101V146H102V142H104L105 143V141L104 140H106V138H103V137H97ZM103 136V135H102ZM113 136H115L114 134H113ZM120 136V135H119ZM125 136V138H126V142H127V137L129 136V134L127 135V137H126V134L124 135ZM139 136V135H138ZM169 138H168V137ZM199 136V137H200ZM9 137V136H8ZM18 137H20V136H18ZM44 137L45 136H43L42 138L40 137V139L42 140V139H44ZM75 137V138H74ZM81 137H83V138H81ZM80 138L81 139H83V141H84V136H81ZM112 137V136H111ZM110 137V138H111ZM118 137V136H117ZM121 137V136H120ZM150 137V136H149ZM191 137V138H190ZM7 138V137H6ZM24 138V137H23ZM27 138V137H26ZM30 138V137H29ZM65 138V139H64ZM113 138V137H112ZM111 138V139H112ZM119 138V137H118ZM124 138V137H123ZM123 138H121L122 139V141L124 140L125 141V139H123ZM138 138H141V137H138ZM144 139H145V136L143 137ZM146 138H147V140H148V137L146 136ZM154 138H155V140H157V142L156 141H154ZM182 138V137H181ZM194 138V137H193ZM193 138H192V140L191 141H196L197 140V138L195 139L194 138V140H193ZM28 139V138H27ZM46 139V138H45ZM44 139V140H45ZM51 139H49V140H51ZM104 139V140H103ZM114 139H115V137H114ZM131 138H129L128 139V142L130 141V142H133V139L134 138H132L131 140H130ZM169 139V140H168ZM178 141H177V140ZM186 139H187V137H186ZM185 139V141L184 142H186L187 140ZM201 139V140H202ZM9 140V139H8ZM107 140V141H108ZM119 140V139H118ZM135 140H137L136 138H135ZM139 141H140V139H138ZM177 142H175V141ZM189 140V141H190ZM46 141H47V139H46ZM57 141H58V139H57ZM57 141H55V142H57ZM71 141L70 142H67V143H71ZM112 141H114L115 142V144H116V139L115 140H111V142ZM120 141V140H119ZM141 141H143V140H141ZM180 141V142H179ZM190 141V142H191ZM4 142H5V140H4ZM12 142V141H11ZM45 142V141H44ZM50 143L52 142V141H49ZM111 142L110 143H103L104 145H106V148L104 149V148H101V150H102V152H101V150L99 151H97V149L94 147V149H93V147H91L90 145V147H88L87 146V148L86 147H84V149L82 148V146L79 148V146L77 147L78 149H74L73 150V153H72V155L73 156H71V157H73L74 159V163L76 164V165H78L79 167H81V169L82 170H84V172H86L87 173V176L86 177H90L91 179H89V180H91L90 182H91V184H90V182H86V183H89V185H90V187H92L94 190H97L98 192L100 191H102L101 193H103V192H105V193H103L102 194V197H103V199H104V197H105V199H106V196H109V187H112L113 185H112V182L114 181L113 180V177L116 175V173H115V175H114V172L115 171H117V172H119L118 170H114V167H119V166H117V164H116V162L118 163V162H121L122 160H124V158L123 157H125L126 158V156H129V160H128V157L125 159V160H127V161H130V162H126L127 164H125V162H121V164H123V165H126V171L129 169V165H133V166H131V168H135V166H138L137 165V163H139V160H141V163H144L143 162V158L141 159H139L138 157H136L137 159L135 160V159H133V158H135V157H131V155L132 154H130V153H128V154H130V155H127V152H126V156H124L125 155V153L124 152H122L123 150L122 149H124V148H122L121 146H120V148H122L121 150H120V152H122L123 153V155L122 154H120L119 152H118V150H119V146L117 147L118 148V150H117V154H115V155H117V156H115L116 157V159L118 158V159H120L121 161H119L118 159L114 162V161H112V165H110L111 164V161H110V163H108L109 162V159H108V161H106V154H107V152H108V155H110V153L115 149V147H114V149H113V144H114V142H112L113 144L111 145V148L109 147L110 146V144H111ZM125 142V143H126ZM129 142V143H130ZM137 141H135V143H136ZM143 142H145V140L143 141ZM148 142V141H147ZM146 142V143H147ZM153 142V143H152ZM156 142V143H155ZM172 142L174 143L175 142V144H177V145H175V147H177V149L175 148V147H173L174 145H172L171 146V144H172ZM198 142V141H197ZM42 143V142H41ZM50 143H46L47 145H45V146H48L49 147V144ZM59 143V142H58ZM66 143V144H67ZM85 143V144H86ZM123 144H124V142H122ZM211 143H213V144H215L214 146L216 147L217 146V148H219L218 150H216L215 148L214 149H212L213 147V145L211 144ZM52 144H54L53 142H52ZM72 144V143H71ZM71 144H68V145H71ZM96 144V145H95ZM114 144V145H115ZM117 144H118V142H117ZM116 144V145H117ZM140 144H142V143H140ZM148 144V143H147ZM180 144V145H179ZM7 145V144H6ZM41 145V144H40ZM56 145H58V144H56ZM87 145V144H86ZM85 145V146H86ZM134 145V147H135V145L136 144H133ZM132 145V146H133ZM143 145V144H142ZM146 145V144H145ZM183 145H185L184 146V148H183ZM212 145V146H211ZM10 146V145H9ZM59 146V145H58ZM74 145H72V147H73ZM136 146H138V144L136 145ZM149 146V145H148ZM171 146V147H170ZM179 146H182V148L181 147H179ZM203 146V145H202ZM46 148V149H49V151H50V148ZM61 147V146H60ZM102 147H105V146H102ZM107 147H109V148H107ZM125 147H126V145H125ZM129 147V146H128ZM139 147V146H138ZM137 147V148H138ZM141 147V146H140ZM143 147H144V145H143ZM199 147V148H200ZM221 147V148H220ZM44 148V147H43ZM58 149H60L59 147H57ZM71 148V146H69V148L68 149H70ZM98 148V149H99ZM127 148V147H126ZM132 148V147H131ZM196 148V147H195ZM54 149V148H53ZM67 149V150H68ZM104 149V150H103ZM145 148H143V156H144V153H145V156L147 155V153L149 154L150 152H149V150H148V152L146 153V152H144L145 150H144ZM162 149H160L159 151L161 152V150ZM178 149H180V150H178ZM182 149H184L183 150V152L184 153H181L182 152ZM191 149V150H192ZM64 150V149H63ZM62 150V152L64 153V151ZM105 150H107V152L105 151ZM110 150V151H109ZM132 150V149H131ZM131 150H130V152H131ZM136 150V147H135V149H134V151ZM137 150H139V148L137 149ZM136 150V151H137ZM191 150H190V153H191ZM207 150V151H206ZM219 150V152L221 153V151ZM224 150V151H225ZM32 151V150H31ZM68 151H72V148H71V150H68ZM68 151H66V153L68 152ZM105 153H104V152ZM126 151H128V150H126ZM140 151H141V149H140ZM146 151H147V149H146ZM164 150H162V153L163 154H166L167 155V153H170L169 151H167L166 153H164L163 152ZM177 151H180L179 153H177ZM47 152V151H46ZM58 152V151H57ZM60 152V151H59ZM58 152V153H59ZM110 152V153H109ZM115 152V151H114ZM129 152V151H128ZM153 151H151V153H152ZM213 152V153H212ZM218 152V155L220 154ZM223 152V151H222ZM44 153V152H43ZM116 153V152H115ZM119 153V154H118ZM137 153H138V151H137ZM136 152L134 153V155L135 156H137L136 154H137ZM150 153V154H151ZM162 153H159V154H161L162 156H164ZM170 153V155H167V158L169 157V156H171L172 154ZM186 153V154H185ZM190 153H188V154H190ZM50 154V153H49ZM139 154V153H138ZM140 154H142V152H140ZM149 154V155H150ZM222 154V153H221ZM221 154L219 155V156H217L216 155V153H214V155H216L218 158L221 156ZM24 155V154H23ZM30 155V154H29ZM51 157H52V151H51ZM49 155V156H50ZM112 155H113V153H112ZM122 156L121 158L120 157H118V156ZM149 155H148V157H149ZM165 155V156H166ZM174 155H172V158H174ZM178 155V156H177ZM213 155V156H214ZM6 156V157H5ZM3 158L4 159H8L7 157L9 156V154L8 155H5ZM46 156V155H45ZM61 156H63V154L61 155ZM65 156V155H64ZM63 156V158L65 159V157ZM68 156H69V154H68ZM68 156L66 157V159L68 158ZM144 156V160H145V162H146V164L148 165V161H146V159L148 158L147 156V158ZM165 156H164V158H165ZM193 157V159H195L194 161H193V159L191 158V157ZM209 156V157H208ZM51 157H50V159H51ZM60 157V156H59ZM133 159V160H135L133 163L134 164H136V165H134V164H130V163H132V160H130L131 158ZM141 157V156H140ZM151 157H152V155H151ZM153 157V158H154ZM196 157V158H197ZM212 158V159H214L212 156H210V155H207V158L208 159H205L204 161H206L207 162V160H209V158ZM53 158V157H52ZM146 158V159H145ZM153 158H150V159H153ZM202 158H203V160H202ZM221 158V157H220ZM220 158H219V160H220ZM222 158V159H223ZM58 159V158H57ZM56 159V160H57ZM69 159V158H68ZM67 159V160H68ZM169 160H170V157L168 158ZM221 159V160H222ZM3 160V159H2ZM70 160H72V158H70L69 159V161ZM115 160V159H114ZM137 160H138V162H137ZM161 160V161H160ZM197 160V161H196ZM202 160V161H201ZM221 160H220V162H221ZM3 161H5V160H3ZM11 161H13V160H11ZM52 162L54 161V160H51ZM155 161V160H154ZM155 161V162H156ZM162 161V162H163ZM193 161V162H192ZM196 161V162H195ZM203 161V162H204ZM210 161H212L211 159L208 161V163L210 162ZM48 162V161H47ZM136 162V163H135ZM150 162V161H149ZM195 162V163H194ZM217 161H212V163H214V164H212V166L213 165H215V164H217V166H220L221 165V163L220 162H218V163H220V165L218 164V163H216ZM46 163V162H45ZM72 163V162H71ZM116 164V166H114L115 164ZM128 163H129V165H128ZM141 163H139V164H141ZM151 163V162H150ZM149 163V165H148V168H149V166L151 167V164ZM211 163V162H210ZM222 163H223V161H222ZM48 164H50V162L48 163ZM53 164V163H52ZM59 164V163H58ZM61 164V163H60ZM63 164V163H62ZM70 163H68V165H69ZM121 164H119V165H121ZM156 164V165H157ZM176 163H175V165H177ZM192 164H193V167H192ZM224 164V163H223ZM230 164V163H229ZM234 164H235V161H234ZM71 165V167H73L74 165H72V164H70ZM123 165H121V167L123 166ZM142 165V164H141ZM147 165H145L144 164V166H146V168L144 169V167H142V169H143V172H144V170H147ZM156 165H154V169H156L157 167H156ZM209 165V164H208ZM254 165V166H253ZM13 166V165H12ZM18 166V165H17ZM48 166H50V165H48ZM52 166H54V165H52ZM51 166V167H52ZM74 167V168H79V167ZM114 166V167H113ZM143 166V165H142ZM204 166H206V164H204ZM210 166H211V164H210ZM210 166H207L208 168H209V170H212V171H215V175H217V174H222V176H220V175H218V177L216 178L218 181H217V183H220V181L222 182V181H224V180H222L221 179V177H224L223 179H225L226 177H225V175H224V173H221L222 172V169H221V167H223V166H220V168H219V170L220 171H218L217 172V168H216V165H215V169L213 170V167H211V169H210ZM225 166V165H224ZM229 165H227V167H228ZM235 166V165H234ZM253 166V167H252ZM16 167V166H15ZM19 167V166H18ZM156 167V168H155ZM173 167V166H172ZM231 165L228 167V169H230L231 170V168H233V167H231ZM236 167V166H235ZM234 167V168H235ZM250 167H251V169H250ZM45 168V167H44ZM65 168H68V166L67 167H64L63 169H65ZM128 168V169H127ZM133 168V169H134ZM139 168V167H138ZM153 168H152V170H151V172L153 171ZM226 168V167H225ZM237 168V167H236ZM235 168V169H236ZM249 168V169H248ZM48 170L50 169V168H47ZM55 169H57V168H55ZM54 168H53V170H55ZM62 169V168H61ZM69 169V168H68ZM67 169V170H68ZM80 169V168H79ZM124 169L122 168V171H124ZM133 169H129V171L128 172H130L131 170L133 171ZM141 168H140V170H142ZM151 169V168H150ZM160 169H161V167H160ZM163 169V168H162ZM167 169H165V166H164V169H163V171L165 170V173L163 172L162 174H166L167 175ZM194 169V170H193ZM203 169V170H202ZM207 169V168H206ZM227 169V170H228ZM239 169V168H238ZM241 169V170H242ZM2 169H0V172H2L1 171ZM13 170V169H12ZM59 170V169H58ZM74 169L72 168V171L71 170H68L67 172H73V173H75L76 171L74 170ZM120 171H121V169H119ZM134 170H137V167H136V169H134ZM158 170V169H157ZM199 172V174L196 172ZM200 170V171H199ZM208 170V169H207ZM209 170H208V172H209ZM229 170V171H230ZM239 171L238 170V172H242V171ZM43 171V170H42ZM60 171V170H59ZM65 171V170H64ZM148 171V170H147ZM147 171H145L144 173H142V172H138L139 174H145ZM169 171V172H170ZM194 171L197 173H195L194 174ZM212 171H210V173H212ZM233 172L235 171H237V170H232ZM232 171H230V174H231V172ZM248 171V172H249ZM252 171V172H253ZM61 172V171H60ZM127 172V173H128ZM136 172V171H135ZM134 172V173H135ZM151 172H149V173H151ZM157 172V171H156ZM200 172H205L203 175H201V173ZM228 171H226V173H227ZM233 172H232V175H230V176H233ZM244 172V173H245ZM247 172V173H248ZM251 172V171H250ZM251 172V173H252ZM55 173V172H54ZM57 173H58V171H57ZM64 172H62L61 174H62V176H60V178L61 177H63V175H65L66 174V176H68L69 174L68 173H66L65 172V174H63ZM80 173H82V172H80ZM126 173V172H125ZM125 173H124V175H125ZM126 173V174H127ZM131 173V172H130ZM130 173H128L127 175H129V177H127L126 175V177L129 179V181H128V179H126L128 182H132L134 179H138V177L139 176H141V175H134V173L133 174H131L132 176H130ZM149 173H147V174H149ZM161 173V172H160ZM159 173V174H160ZM209 173V175H210V177L212 176V175H214V174H210ZM243 173V172H242ZM241 173V174H242ZM243 173V175H246V173L244 174ZM253 173H255V172H253ZM252 173V174H253ZM257 173V172H256ZM72 174V173H71ZM76 175H78L77 173H75ZM74 174V175H75ZM119 174H121V175H123L122 173H119ZM118 174V175H119ZM147 174H145V176L144 177H146L147 176ZM161 174V175H162ZM194 174V176L195 175H197V176H199L198 178H196V179H193V178H191V175H193ZM228 174H229V172H228ZM237 175L239 174V173H236ZM56 175V174H55ZM83 175V174H82ZM86 175V174H85ZM84 175V176H85ZM120 175V176H121ZM150 175V174H149ZM154 175V174H153ZM158 175V173L156 174V175H154V177H156ZM200 175H201V177L202 178H200ZM215 175H214V177H215ZM248 175H250V174H248ZM248 175H247V177H248ZM253 175H255V174H253ZM80 176V175H79ZM119 176V177H120ZM136 176H138L137 178H135ZM168 176V175H167ZM170 176V175H169ZM168 176V177H169ZM193 176V177H194ZM251 176V175H250ZM256 176H258L257 174H256ZM255 176V177H256ZM45 177V176H44ZM65 177V176H64ZM63 177V178H64ZM82 177V176H81ZM81 177H79V178H81ZM85 177V178H86ZM88 177V178H89ZM116 177H118L117 175H116ZM116 177L114 178L115 179V181H116ZM122 177V176H121ZM125 177V178H126ZM133 177V178H132ZM143 177V176H142ZM167 177V178H168ZM174 177H172V178H174ZM213 177V176H212ZM234 177L236 178V175H234ZM238 177H239V175H238ZM245 177L246 176H243V179L245 180ZM247 177H246V179H247ZM48 178V177H47ZM57 178H59L58 177V175H57ZM69 178V176L68 177H66V179H68ZM75 178V177H74ZM124 178V177H123ZM124 178V179H125ZM133 180H132V179ZM141 178V177H140ZM139 178V179H140ZM146 178H148V177H146ZM146 178H143L144 180L146 179ZM160 178H161V176H160ZM179 178V179H180ZM218 178H220V179H218ZM229 178H232V177H229ZM229 178H228V181H229ZM239 178H241V177H239ZM251 178H253L254 180H255V178L252 176V177H250V179ZM62 179V178H61ZM73 178H71V180H72ZM76 179H77V177H76ZM83 179V178H82ZM87 179V178H86ZM154 179H157V178H154ZM154 179H153V181H154ZM162 179V178H161ZM165 179V178H164ZM163 179V181H161L160 182V180H159V178H158V182H160V184L162 183V182H164L165 180ZM191 179V180H190ZM213 179H215V178H213ZM216 179L213 181L212 179V181L214 182V183H216ZM237 179V178H236ZM249 179V178H248ZM247 179V180H248ZM257 179V178H256ZM40 180V179H39ZM59 180V179H58ZM68 180H70V179H68ZM68 180H66V181H68ZM78 180V179H77ZM81 180V179H80ZM79 180V181H80ZM83 180H85V179H83ZM83 180H81V181H83ZM89 180H87V181H89ZM120 181H121V178L119 179ZM126 180H124V182H122V183H126L127 181ZM135 180V181H136ZM147 180V179H146ZM145 180V181H146ZM167 180V179H166ZM172 180H174V179H172ZM172 180H170V181H172ZM195 181L194 183H190L189 184V181H191V182H193V181ZM207 180V178H205V179H203V181H206ZM210 180V181H211ZM230 180H232V181H234L235 179H230ZM244 180H243V183H244ZM246 180V181H247ZM258 180V179H257ZM43 181V180H42ZM56 181V180H55ZM73 181H74V179H73ZM73 181H72V184H73ZM80 181V182H81ZM117 181H118V179H117ZM126 181V182H125ZM142 181V180H141ZM182 181V182H181ZM202 181V182H203ZM212 181H211V183H212ZM240 182L239 181V179L238 180H236V181H234V183H237L236 184V186H238V188L237 189H239V187L241 186V184L240 183H238V182ZM250 181H252V179L250 180ZM250 181L248 180L247 182H249L250 183ZM261 181V180H260ZM39 182V181H38ZM64 183H65V181H63ZM70 182V181H69ZM77 182V181H76ZM139 182V180L138 181H136V183L135 182H132L130 185H132V184H134V185H132L131 187L133 188V186H134V188L131 190V191H133L134 193L133 194H135V197L138 199V200H142V203H145V202H143V201H148L146 204H148V206H149V210L151 211L152 210V212L153 213H156V211L155 210H159V209H157L158 208V206H159V204L157 203V205L155 204L156 202L155 201H153V202H155L154 204L155 205H152L150 202H152V199L153 200H155V198H153L154 196H152V199H151V194L154 192V195L156 194L155 192L156 191H153V192H151V191H147L145 188H147L148 190H150V188H151V190L153 189L152 187L153 186H147V184H144L143 186H145V187H143V188H141L142 186H140L139 184H141V183H138ZM144 182V181H143ZM147 182V181H146ZM154 182H157V181H154ZM157 182V183H158ZM202 182L200 183V184H197L198 186H196V187H199V189L197 190V192H195L196 191V187L194 188L195 190H194V193H195V196H196V194H199V196H201L200 198H202V196H205V197H203L202 198V200H200V198L198 199L197 197H199V196H197V197H195V198H197V201L199 200V201H201V202H198L197 203V201H196V199H193L194 198V196H193V201H194V203H196V205L198 204V206H200V203L202 204L201 206H204L205 208H206V205L204 204V203H208L209 201H211L212 203L213 202H216L215 204L213 203V205H210V204H208L207 205V207H209L210 209L208 210V212H206L205 210L203 211V208H201L202 210L199 212V214L201 215V217H198L199 215H198V212L197 211H199V209H198V206H196V205H192L191 203H193V201L190 203L191 205L190 206H188V205H186V206H188L187 208L189 209V211H192V210H194V211H196V213H197V215L195 214V212L193 211L192 213H194V215L195 216H197L198 217V221L200 220V221H203L204 222V219L206 218V216L208 215V213L209 212H212L211 211V209L214 207V209H213V212L215 211V205L217 204V201H219V197H220V199L222 200V201H224V203H226L225 201L226 200H229V202H230V196L231 195H229L230 193L232 194V195H234V196H238V194H239V196L237 197V198H239L240 197V193H238L239 191L237 190L236 192L233 190H231V191H229L228 192V190L227 189H229L230 187H229V185L230 184H225L226 182L224 181L223 182V184H218L219 186H221L220 187V191H221V188L223 187V185H224V187L226 186V191L228 192H226L225 191V189L224 188H222V192H220V195H219V197H217V201H214V198H213V194L210 192V191H208V189L209 188H213L212 186L211 187H209V185H212L208 180L206 181V182H203L204 184L205 183H207V185H208V187H205V186H207V185H205L204 186V184H203V186H204V188H203V186H202ZM254 182V181H253ZM262 183H264L263 182V180L261 181ZM49 183V182H48ZM47 183V184H48ZM62 183V182H61ZM60 183V184H61ZM63 183V184H64ZM68 183V182H67ZM83 182H81V183H79V184H77V183H75L74 185H76L77 184V187H79L80 186V184H82ZM115 183V182H114ZM113 183V184H114ZM137 183H138V186H137ZM175 183V182H174ZM232 184H233V182H231ZM243 183H242V185H243ZM246 183V182H245ZM261 183V184H262ZM44 184V183H43ZM66 184V183H65ZM69 184V183H68ZM67 184V186L69 187V185ZM117 184L119 185H117V187H120L121 185V182L119 183V182H117ZM156 184V183H155ZM167 184V183H166ZM168 184H170V182L168 181ZM176 184V183H175ZM174 184V187H173V185H172V189H177V188H175V187H177L176 185ZM239 184V185H238ZM247 184V183H246ZM245 184V185H246ZM10 185V184H9ZM45 185H46V183H45ZM44 185V186H45ZM79 185V186H78ZM87 185V184H86ZM124 185H126V184H124ZM142 185V184H141ZM159 185V184H158ZM158 185H154V187L156 188V189H158L156 186H158ZM162 185V184H161ZM190 185H191V187H190ZM217 185V184H216ZM234 185V184H233ZM253 185V184H252ZM257 185H258V183H257ZM4 185H3V183H2V186L1 187H3ZM47 186V185H46ZM61 186V185H60ZM70 186H71V184H70ZM82 186V185H81ZM84 186V185H83ZM116 186V185H115ZM137 186V187H136ZM140 186V187H139ZM147 186V187H146ZM168 185H165V187H167ZM182 186V185H181ZM183 186V187H184ZM202 186V187H201ZM215 186V185H214ZM247 186H250V184H247L246 185V187ZM254 186H256V184L254 185ZM254 186H252V188L254 187ZM0 187V188H1ZM11 187V186H10ZM50 187V186H49ZM66 187V186H65ZM75 187V186H74ZM74 187H73V189H74ZM77 187L75 188V189H77ZM125 187V186H124ZM127 187H129V184L127 185ZM158 187H160V185L158 186ZM169 187V186H168ZM232 187H234V186H232ZM231 187V188H232ZM245 187V188H246ZM258 187V186H257ZM262 187V186H261ZM5 188V187H4ZM120 188H122V187H120ZM141 188V189H140ZM171 188H169V190H171ZM191 188V189H190ZM201 188H203V189H201ZM217 188H218V186H217ZM236 188V187H235ZM243 188H244V186H243ZM244 188V189H245ZM251 188V189H252ZM5 189H7V188H5ZM4 189V190H5ZM69 189V188H68ZM80 189V188H79ZM82 189H83V187H82ZM92 189V190H93ZM123 189H125V188H122V190ZM131 189V188H130ZM139 189V190H138ZM142 189H145L146 190V192L147 193H145V195L147 194V197H144V191L142 190ZM166 189V188H165ZM165 189H162L164 192H166V191H168V190H166L165 191ZM179 189V188H178ZM177 189V191H179ZM180 189V190H181ZM190 189V190H189ZM263 189V188H262ZM261 189V190H262ZM0 190H3V188L2 189H0ZM29 190V189H28ZM28 190H27V192H28ZM85 190V189H84ZM86 190H87V192H90V190L88 191V189L86 188ZM85 190V191H86ZM91 190V191H92ZM115 190V189H114ZM142 190V191H141ZM199 190H203L202 191V193H204L203 195H200L201 194V192L199 191ZM212 190H214V191H216L215 189H212ZM248 190V189H247ZM264 190V189H263ZM51 191H52V189H51ZM75 191V190H74ZM78 191V190H77ZM76 191V192H77ZM83 191V190H82ZM116 191H117V189H116ZM115 191V192H116ZM126 192H127V190H125ZM130 190H129V192H131ZM158 192H159V190H157ZM174 191V190H173ZM176 191V192H177ZM193 191V190H192ZM224 191H225V193L227 194V195H229L228 197V199H227V195L224 193ZM244 191V190H243ZM242 191V192H243ZM256 191V190H255ZM6 192H8L7 190H5V192L4 191H2V193H4L3 195H2V193L0 194V209H4L3 211L2 210H0V264H30V262L31 261H33L34 260V262H35V264H36V262L39 260V262H40V264H42V262H43V264H124L121 260H119V261H121V262H118V259L116 260L114 257L115 256H119L118 254H117V252L115 251V253H114V251L112 252V255H111V252H110V246H108V245H106L104 242H103V240H102V238L101 237H95L94 239H87V236H89V235H91V234H89V235H87L86 236V238H84L83 236L81 237V235H80V240H81V243L83 244L82 246H78V245H75L74 244V239L73 240H71L67 245H66V243H65V247H64V250H62V249H58V248H45V246H40L39 248L37 247V246H35L36 244H38V246H39V243H36L37 241H38V238H37V240H36V237L33 235V234H30V233H27L28 232V228H27V231H23V229L24 228H26V227H29V226H27L26 224H28L29 225V222L27 223V221H28V219L24 216V214H23V212L22 211H20V209L18 208V210L20 211H16L17 210V207H16V205H13L14 204V202L12 201V197L8 194V193H6ZM30 192V191H29ZM45 192V191H44ZM78 192H80V190L78 191ZM99 192V193H100ZM143 192V193H142ZM148 192H150V194H148ZM158 192H157V194H158ZM161 192V191H160ZM169 192V191H168ZM187 192H186V195H187ZM217 192V194H218V192H219V189H218V191H216ZM241 192V194H243ZM263 192V191H262ZM261 192V193H262ZM63 193V192H62ZM85 193V192H84ZM91 194H93L92 192H90ZM97 193V192H96ZM99 193H98V196H99ZM101 193H100V195H101ZM113 193H114V191H113ZM117 193V192H116ZM116 193L115 194H111V197H112V199L114 198V195L116 196ZM121 193V192H120ZM172 193H175V192H172ZM194 193L193 194H191V192H189L188 193V195H189V197H190V194L191 195H194ZM209 193H210V195L212 196V200H208L207 198H208V196H210L209 195ZM237 193V194H236ZM247 193V192H246ZM245 193V194H246ZM252 193H254V192H252ZM257 193V192H256ZM264 193V192H263ZM9 195V196H6V195ZM29 194H31V193H29ZM106 194V195H105ZM118 194H119V192H118ZM117 194V195H118ZM156 194V195H157ZM165 194V193H164ZM167 194V193H166ZM176 194V193H175ZM178 194V193H177ZM176 194V195H177ZM245 194H244V198H242L243 200H245V201H250L249 200V198H248V193H247V195H246V197H245ZM5 195V196H4ZM65 195V194H64ZM79 195H82L81 193H79ZM153 195V194H152ZM160 195V194H159ZM253 195V194H252ZM252 195L250 194V196L249 197H252ZM255 195V194H254ZM253 195V196H254ZM39 196V195H38ZM51 196V195H50ZM78 196V195H77ZM91 196V195H90ZM121 197V199L120 198H116V197ZM119 196H116L114 199H115V201H118L119 199L123 202V201H132V203H134L135 204V202H134V200H133V196H132V194H131V196L129 195V196H126V194H125V196H121V195H119ZM148 196H150V197H148ZM175 196V195H174ZM179 196H177V198L178 199H180L179 198ZM206 196H207V198H206ZM233 196V199L234 198H236V197H234ZM258 196V195H257ZM5 197H9L8 199H6ZM10 197H11V199H10ZM59 197H60V195H59ZM82 197V196H81ZM84 197H85V195H84ZM100 197V196H99ZM102 197H101V199H102ZM157 197V196H156ZM161 197H163V196H158L157 198L159 199V198H161ZM214 197H216L215 196V194H214ZM225 197H226V200H225ZM232 197V196H231ZM242 197H243V195H242ZM255 197V196H254ZM254 197H252V198H254ZM76 198V197H75ZM86 198V197H85ZM85 198L83 199V197H82V199L83 200H85ZM164 198V197H163ZM163 198H161L162 200H161V202L163 201ZM167 197H165L164 198V200H166V203H164V204H167V200L168 201H170V204H171V201H177V200H173L172 199V196H171V198L170 199H172V200H170L169 198L168 199H166ZM175 198V197H174ZM191 198H187L186 197V199H188V200H192ZM206 198V199H205ZM248 200H247V199ZM258 198H262V197H258ZM10 199V200H9ZM26 199V198H25ZM79 199V198H78ZM100 199V200H101ZM102 199V200H103ZM108 199V198H107ZM118 199V200H117ZM181 199H180V201H181ZM210 199H211V197H210ZM259 199V200H260ZM263 199H264V195H263ZM35 200V199H34ZM89 200H93V199H88V201ZM96 200H98V198L96 199ZM119 200V201H120ZM241 200V199H240ZM240 200L238 201V202H240ZM243 200L241 201V204H242V202H243ZM3 201H6L7 203L6 204H4V202ZM73 201V200H72ZM113 201V200H112ZM120 201V202H121ZM158 201V200H157ZM180 201L178 202V203H180ZM186 201L187 200H185V203H186ZM204 201V202H203ZM222 201H219V202H222ZM234 201V200H233ZM232 201V202H233ZM236 201V200H235ZM252 201V200H251ZM256 201V200H255ZM264 201V200H263ZM9 202H12L13 204H10ZM32 202V201H31ZM87 202V201H86ZM90 203H91V201H89ZM119 202V203H120ZM173 202H172V204H173ZM211 202H209V203H211ZM218 202V203H219ZM228 202V201H227ZM253 202H254V199H253ZM257 202V201H256ZM3 203V204H2ZM58 203H60V202H58ZM68 203V202H67ZM88 203V202H87ZM87 203H84V204H87ZM176 203V202H175ZM187 203H189V201H187ZM211 203V204H212ZM224 203L222 202V204L221 205H224ZM258 203V202H257ZM9 204L10 205H12V206H9ZM92 204V203H91ZM94 204H95V202H94ZM122 204V203H121ZM125 204V202L121 205L122 207H123V205ZM133 204V205H134ZM144 205L143 206V208L145 207V206H147V205ZM164 204L162 205L163 207H164ZM183 204V203H182ZM182 204H180V205H182ZM234 204V203H233ZM232 204V205H233ZM236 204H239V203H236ZM249 204V203H248ZM252 204V203H251ZM250 204V205H251ZM254 204H255V202H254ZM254 204H253V206H254ZM2 205H3V207H2ZM41 205H43V204H41ZM72 205H74V204H72ZM90 205V204H89ZM125 205H127V204H125ZM125 205H124V210L126 209V207H125ZM136 205H138V202H137V204ZM150 205H151V207H150ZM169 205V204H168ZM167 205V206H168ZM175 205V204H174ZM247 205V204H246ZM7 206V207H6ZM9 206V207H8ZM15 206V207H14ZM18 206V205H17ZM86 206V205H85ZM87 206H88V204H87ZM119 206H120V204H119ZM120 206V207H121ZM131 206V205H130ZM141 206V205H140ZM157 206V207H156ZM170 206V205H169ZM173 206V205H172ZM171 206V207H172ZM186 206H185V208H186ZM192 206H193V208H192ZM200 206V207H201ZM212 206V207H211ZM219 206V205H218ZM228 206V205H227ZM252 206V207H253ZM2 207V208H1ZM95 207V206H94ZM99 207H101V205L99 206ZM116 207V206H115ZM152 207H156V209L154 210ZM160 207V206H159ZM171 207L170 208H167V209H171ZM179 207V206H178ZM197 209V210H195V208ZM225 207V206H224ZM234 207H237L236 205H233V208ZM244 207H246V206H244ZM248 207V206H247ZM250 207V209H252V207L251 206H249ZM264 207V206H263ZM11 208V209H10ZM12 208H16L15 210H14V212H11V210H13ZM39 208V207H38ZM91 208V207H90ZM89 208V209H90ZM128 208V207H127ZM186 208V209H187ZM232 208V209H233ZM240 208V207H239ZM89 209H88V212H89ZM112 209V208H111ZM164 210H165V208H163ZM162 209V207H161V211L163 210ZM178 209V208H177ZM176 208H175V210L176 211H178ZM183 209V208H182ZM187 209V210H188ZM218 208H216V210H217ZM235 210H236V208H234ZM242 209V208H241ZM248 209V208H247ZM246 208H243V211L244 210H247ZM94 210V209H93ZM118 210H119V207H118ZM117 210V211H118ZM122 210V209H121ZM129 210V209H128ZM127 210V211H128ZM143 210V212H144V209H142ZM234 210V211H235ZM2 211V212H1ZM7 211V212H6ZM8 211H10L9 213H8ZM73 211V210H72ZM127 211L126 212H124L123 210H122V212H124V213H127ZM132 211V210H131ZM131 211H129V213L131 212ZM140 211V210H139ZM149 211V212H150ZM160 211V212H161ZM166 211H168V210H165V213H166ZM173 211V210H172ZM175 211V212H176ZM203 211V212H202ZM217 211H219V209L217 210ZM234 211H233V213H234ZM238 211V210H237ZM236 211V212H237ZM241 211V210H240ZM248 211V210H247ZM250 211V210H249ZM253 212H252V214L254 213V210H252ZM79 212V211H78ZM97 212H98V210H97ZM97 212H92L93 214L94 213H96V215L97 216H100V214H98ZM100 212V211H99ZM134 212H135V210H134ZM158 212V211H157ZM164 212V211H163ZM183 212H186L185 210H183ZM245 212V211H244ZM251 212V211H250ZM5 213H7V215H9V217L5 214ZM11 213V214H10ZM16 213H19V214H21L22 213V216H24V217H22V216H20L19 215V218H18V216H16L17 214ZM67 213V212H66ZM69 213V212H68ZM74 213H75V211H74ZM77 213V212H76ZM101 213V212H100ZM110 213H113V212H111L110 211ZM117 213V212H116ZM159 213V212H158ZM187 213H188V211H187ZM203 213L205 214V215H203ZM206 213H207V215H206ZM215 213V212H214ZM246 213V212H245ZM249 213V212H248ZM248 213H246V214H248ZM4 214H5V216H6V218L4 217ZM63 214H64V212H63ZM137 213H135V215H136ZM148 214V213H147ZM151 214V213H150ZM159 214H161V213H159ZM172 214H174V213H172ZM183 214V213H182ZM216 214V213H215ZM217 214H219V212L217 213ZM241 214V213H240ZM246 214H244L243 213V216L244 215H246ZM16 217H14V216ZM117 215V214H116ZM125 215V214H124ZM152 215V214H151ZM151 215H149V218H150V216ZM181 215V214H180ZM184 215H186V214H184ZM193 215V214H192ZM193 215V216H194ZM236 215V214H235ZM251 215V213L249 214V216ZM255 215V214H254ZM38 216H40V215H38ZM74 216V215H73ZM72 216V217H73ZM83 216V215H82ZM126 216V215H125ZM124 216V217H125ZM152 216H154V215H152ZM160 216V215H159ZM187 217H188V215H186ZM192 216V217H193ZM203 216H204V219H203ZM213 216V215H212ZM218 216V215H217ZM221 216V215H220ZM220 216L218 217V218H220ZM242 216V215H241ZM248 216V218H247V216H246V218H247V221H248V219H251V217L253 216H251V217H249ZM9 219H8V218ZM13 217V218H12ZM24 218V220H25V218H26V220H25V224H23L24 222V220L23 221H21L22 220V218ZM60 217V216H59ZM83 217H85V215L83 216ZM82 217V218H83ZM115 217V216H114ZM118 219H115V220H119V216L117 215L116 216ZM126 217H129L128 216V214H127V216ZM125 217V218H126ZM137 217V216H136ZM141 217V216H140ZM144 217V216H143ZM164 216H162V218H163ZM165 217H168V215L167 216H165ZM171 217H174V218H171ZM175 217H177L175 214L172 216L171 215V213H170V218L171 219H177V221H178V218H175ZM187 217H185V219L187 218ZM191 217V216H190ZM191 217V218H192ZM208 217V216H207ZM210 217H211V215L208 217V219L206 220L205 219V221L206 222H208V220L210 219ZM213 217H215V215L213 216ZM230 217V216H229ZM255 217V216H254ZM253 217V218H254ZM39 218V217H38ZM96 219H97V217H95ZM139 218V217H138ZM147 218V217H146ZM154 217H151L150 219H153ZM161 218V217H160ZM159 218V221H161V220H163V219H160ZM184 218V217H183ZM190 218V219H191ZM195 218V217H194ZM242 218V217H241ZM257 218V217H256ZM18 219H20L19 220V222H23L22 224H23V226L21 227V224H19V223H17L18 221ZM73 219V218H72ZM100 219H102L103 220V218L102 217H99L98 218V220H100ZM127 219L128 218H126V221H127ZM131 219L132 218H130V220L128 219V221L130 222L131 221ZM136 219V218H135ZM165 219V218H164ZM180 219V218H179ZM201 219H203V220H201ZM211 219H213V218H211ZM210 219V220H211ZM235 219V218H234ZM245 219V218H244ZM14 222H12V221ZM17 222H16V221ZM36 220V219H35ZM38 220H40V218L39 219H37L36 221H38ZM56 220V219H55ZM90 220H91V218H90ZM101 220V221H102ZM114 220V222H116L117 223V221H115ZM134 220V219H133ZM154 221H155V219H153ZM153 220H151L152 222V224H153ZM183 220V219H182ZM196 220V219H195ZM209 220V221H210ZM221 220V219H220ZM246 220V219H245ZM254 220V219H253ZM256 220V219H255ZM254 220V221H255ZM42 221V220H41ZM83 221V220H82ZM120 221H121V218H120ZM141 221V220H140ZM164 221V220H163ZM166 221V223H167V220H165ZM164 221V222H165ZM180 221V220H179ZM225 221V220H224ZM223 221V222H224ZM254 221H253V224L255 225V223H254ZM258 221V220H257ZM39 222V221H38ZM103 222V221H102ZM123 221H121V223H122ZM124 222H125V220H124ZM123 222V223H124ZM128 222V223H129ZM132 222L133 221H131V224L130 225H133V227H134V229H137V226L136 225H134V224H132ZM137 222V221H136ZM176 222V221H175ZM175 222L173 223L174 225H175ZM184 222V221H183ZM188 222H189V220H188ZM191 222V221H190ZM195 222V221H194ZM193 222V223H194ZM215 222V221H214ZM217 222H219V221H216L215 223H217ZM227 222V221H226ZM249 222H251V221H249ZM249 222H248V224H243V225H245V226H247L246 227V229L245 230H247L248 229V232H255L256 231V228H257V226H254V227H256V228H254L253 227V230L251 229V227H252V223L251 224H249ZM256 222V221H255ZM13 225H12V224ZM16 223H17V226H16ZM40 223V222H39ZM47 223V222H46ZM71 223V222H70ZM82 223V222H81ZM121 223H119V221H118V226L119 227H117V225H116V227H117V231H119L118 230V228H120V225L119 224H121ZM126 223V222H125ZM124 223V224H125ZM128 223H126L125 225H127ZM155 223V222H154ZM162 222H158L157 223V227L155 228V229H157V232H156V235H155V233H154V231L152 232V233H154V235H155V237H154V235H152V233L150 234L151 236H153V239H154V242H155V239H156V242H157V245H155L156 244V242L154 243H152V244H154L155 246H156V248L158 247V248H160L161 250H170V251H172V253L170 252L169 254H172V255H169L167 258H168V260L169 259H175V257H176V260H177V258L178 257H180L179 255H181V254H179V253H182L183 255H184V253L185 254H187V252L188 253H190L187 257H182V255H181V257H182V261L183 262H181L182 264H203V263H205V262H203V257H205V259L206 260H210V256L208 257L207 255L205 256H203L202 255V253L204 252V251H197V249H195L196 247H194V242H192L191 243V240L190 239H193L192 238V236L191 235H193V234H189L190 236H191V238H189L188 239V241L189 242H187L186 243V245L184 244L182 247L181 246H177V247H180L181 249H177L176 248V246L174 247L173 245H175V243L177 242H175L173 245L171 244V245H169V244H167L168 243V241H169V239L168 238H170V239H172L171 238V234L172 233H174V235L172 234V236H176V238H177V236H180L179 234H176L175 235V233H177L178 231H176L175 230V232H173V230H174V228L176 227H174V225H168L169 227H167L165 224L163 225V224H161ZM172 223V222H171ZM170 223V224H171ZM176 223H181V221L180 222H176ZM185 223H186V221H185ZM184 223V224H185ZM192 223V224H193ZM198 223H200V222H198ZM197 223V224H198ZM229 223V222H228ZM231 223H233V219H232V222ZM237 223V222H236ZM235 223V224H236ZM259 223V222H258ZM263 223V222H262ZM20 226H19V225ZM60 224V223H59ZM114 224H113V226H114ZM136 224V223H135ZM138 224H140V223H138ZM196 224V223H195ZM196 224V225H197ZM201 224H204V223H201ZM200 224V225H201ZM218 224V223H217ZM219 224H220V222H219ZM221 224H222V222H221ZM220 224V225H221ZM239 224V223H238ZM264 224V223H263ZM36 225H38V224H35V227H37ZM67 225V224H66ZM146 225V224H145ZM143 226L142 228H146V226H148V225H146V226ZM164 226V231H162V229H161V226ZM179 225V224H178ZM177 225V226H178ZM180 225H182V224H180ZM179 225V226H180ZM196 225H194V227L193 228H195L196 229ZM233 225V224H232ZM249 225V226H248ZM257 225V224H256ZM26 226V227H25ZM87 226V225H86ZM100 226V225H99ZM102 226V225H101ZM135 226H136V228H135ZM140 226H141V224H140ZM151 226V225H150ZM153 226V225H152ZM155 226H156V223H155ZM162 226V227H163ZM170 226H172V227H170ZM178 226V227H179ZM198 226V225H197ZM208 226V225H207ZM214 225L212 224V227H213ZM222 226H223V224H222ZM239 226V225H238ZM244 226V227H245ZM260 226V225H259ZM24 227V228H23ZM46 227V226H45ZM115 227V226H114ZM115 227V228H116ZM125 227H127V226H125ZM159 227H160V231H159ZM205 227V226H204ZM214 227H216V226H214ZM228 227V226H227ZM235 227V226H234ZM233 227V228H234ZM248 227H250V228H248ZM47 228H48V226H47ZM121 228H122V225H121ZM120 228V229H121ZM140 228V227H139ZM147 228H149V227H147ZM146 228V229H147ZM173 228V229H172ZM192 228V229H193ZM207 228V227H206ZM223 228V227H222ZM231 228V227H230ZM229 228V230H231ZM237 228V227H236ZM260 228H261V226H260ZM259 228V229H260ZM263 228H264V226H263ZM49 229H51L50 227H49ZM56 229V228H55ZM104 229H105V227H104ZM126 229V228H125ZM124 229V230H125ZM129 229H131L132 230V228H131V226L129 227ZM141 229V228H140ZM146 229H144L145 230V233H142L143 234V236H144V234H145V237H147V235L149 234H147L146 235ZM150 229H152V228H150ZM150 229H147L148 231H150ZM186 229V228H185ZM211 229V228H210ZM215 229V228H214ZM221 229V228H220ZM226 229V231H228V229L227 228H225ZM235 229V228H234ZM255 229V230H254ZM262 229V228H261ZM30 230V229H29ZM127 230V229H126ZM143 230V229H142ZM170 230H172V231H170ZM184 230V229H183ZM189 230V229H188ZM198 230H200L199 229V227H198V229L197 230H195L196 232L198 231ZM219 230V229H218ZM217 230V231H218ZM233 230V229H232ZM232 230H231V232H232ZM237 230H239V229H237ZM36 231H37V229H36ZM39 231V230H38ZM106 231V230H105ZM123 231V230H122ZM130 230H128V232H129ZM201 231H202V229H201ZM206 230H204V232H205ZM208 231V230H207ZM215 231V230H214ZM235 231H236V229H235ZM235 231H233V233H231V235H229L230 233H228V236H232V238H233V236H235V235H233V234H235V233H237V232H235ZM55 232V231H54ZM127 232V231H126ZM127 232V233H128ZM131 232H133V230L131 231ZM141 232V231H140ZM188 232H190V230L188 231ZM212 232V231H211ZM230 232V231H229ZM235 232V233H234ZM245 232V231H244ZM243 232V233H244ZM248 232H247V234H248ZM258 232H261L260 230L258 231ZM23 233H24V236H23ZM39 233V232H38ZM111 233V232H110ZM121 232H119V234H120ZM124 233V232H123ZM135 233H136V231H135ZM134 233V234H135ZM137 233H138V231H137ZM136 233V235H138ZM180 233V232H179ZM192 233H193V231H192ZM199 233H200V231H199ZM206 233V232H205ZM208 233H209V231H208ZM224 233V232H223ZM226 233V232H225ZM242 233V234H243ZM256 233V232H255ZM22 234V235H21ZM39 234H41V232L39 233ZM130 234V233H129ZM129 234H128V236H129ZM183 234H184V231H183ZM188 234V233H187ZM220 234V233H219ZM238 234V233H237ZM244 234H246V233H244ZM243 234V235H244ZM252 234V233H251ZM48 235V234H47ZM141 235V234H140ZM188 235V236H189ZM209 235V234H208ZM210 235H212V234H210ZM209 235V236H210ZM214 235V234H213ZM253 235V238H256V237H254V236H256L257 234H252ZM258 235H260V234H258ZM261 235H262V233H261ZM23 236V237H22ZM117 236V235H116ZM122 236H124V235H122ZM132 236L133 235H131V236H129V238H131L130 240L132 241ZM183 235L181 234V236L180 237H182ZM185 237H186V235H184ZM195 236V235H194ZM202 236V235H201ZM205 236V235H204ZM225 236V235H224ZM242 236V235H241ZM248 236H250V233L247 235V237ZM263 236V235H262ZM24 240V239H26L25 241L30 245L31 244V246H29V245H27V246H25L24 245V243H23V240L21 239V238ZM61 237H63V236H61ZM60 237V238H61ZM106 237H108V236H106ZM111 238H112V236H110ZM121 237V236H120ZM125 237V236H124ZM137 237V236H136ZM136 237H135V239H136ZM138 237H139V235H138ZM140 237H142V235L140 236ZM144 237V238H145ZM150 237V236H149ZM198 237V236H197ZM200 237V236H199ZM199 237H198V239L197 240H199ZM214 237H215V235H214ZM227 237V236H226ZM226 237H222L221 239L223 240L224 238L225 239H227ZM244 237H245V235H244ZM251 237V236H250ZM250 237H248V239L250 238ZM258 237H261V236H257V239H259ZM56 238V237H55ZM74 238V237H73ZM134 238V237H133ZM143 238V237H142ZM140 239V240H138V243L140 242L141 243V245H142V241L141 240H146V238L145 239ZM179 238V237H178ZM209 239H210V237H208ZM229 238H231V237H229ZM231 238V239H232ZM263 238H264V236H263ZM70 239H72V237H70ZM122 239H123V237H122ZM149 239V238H148ZM147 239V240H148ZM152 239V238H151ZM181 239V238H180ZM187 238H185V240H186ZM194 239H195V237H194ZM194 239L192 240V241H194ZM201 239V238H200ZM208 239V240H209ZM217 239H219V238H217ZM221 239H219L218 241V243L219 244H222V247L225 249V247H226V244L225 243H229L228 241H230V240H228L227 242H225L224 244H223V242H222V240ZM234 239H236V236L234 237ZM241 239V238H240ZM245 240L247 239L246 237L244 238ZM252 239V238H251ZM36 240V244L34 243V241ZM53 240H54V238H53ZM58 240V239H57ZM116 240V239H115ZM125 240V239H124ZM129 240V239H128ZM129 240V241H130ZM146 240V243H148V241ZM178 240V239H177ZM182 240V239H181ZM261 240H263L264 241V239H262L261 238ZM24 241V242H25ZM39 241H40V239H39ZM38 241V242H39ZM43 241V240H42ZM41 241V242H42ZM114 241V240H113ZM126 241V240H125ZM134 241H136V240H134ZM170 241H172V240H170ZM178 241H180V240H178ZM187 241V240H186ZM207 241V240H206ZM210 241H212L211 239H210ZM233 241V240H232ZM234 241H236V240H234ZM242 241H244L243 240V237H242V240H241V242ZM246 241H248V240H246ZM250 241V240H249ZM249 241H248V243H249ZM25 242V244H27ZM54 242H56V244H57V241H53V243ZM78 242V241H77ZM118 241H116V243H117ZM133 242V241H132ZM151 242V241H150ZM173 242H174V240H173ZM181 242V241H180ZM197 242V241H196ZM209 242V241H208ZM222 242V243H221ZM254 242H255V240L252 242L253 244H254ZM261 243H262V241H260ZM53 243H51V244H53ZM76 243V242H75ZM126 243H128V242H126ZM133 243H136V242H133ZM144 244H145V241L143 242ZM181 243H183V242H181ZM198 243V242H197ZM210 243V242H209ZM231 243V242H230ZM246 242H244V243H242V246H243V244L244 245H246L245 244ZM34 244V246H35V248L37 247L43 254H41V252H39V250L38 249H35L34 251H32L31 252V250L34 248V246H32ZM50 244V245H51ZM56 244H53V245H56ZM129 244V243H128ZM150 244V243H149ZM178 244V243H177ZM191 244H193V246L191 245ZM253 244H251L252 246H254ZM133 245V244H132ZM131 245V246H132ZM153 245V246H154ZM181 245V244H180ZM188 245H189V247H188ZM190 245H191V247L195 250V251H192V248H191V251H190V249L189 250H187L188 248H190ZM235 245V244H234ZM249 245V244H248ZM263 245H264V243H263ZM84 246V247H83ZM125 246V245H124ZM129 246V245H128ZM128 246H126L127 248H128ZM135 247H136V245H134ZM139 246V244L137 245V247ZM144 246V245H143ZM147 246V245H146ZM145 246V247H146ZM150 246V245H149ZM152 246V245H151ZM150 246V248L151 249H153V250H156V248L154 249V247L152 248ZM188 248H187V247ZM196 246V245H195ZM215 246V245H214ZM221 246V245H220ZM225 246V247H224ZM229 246V245H228ZM227 246V247H228ZM231 246V245H230ZM229 246V247H230ZM232 246H233V244H232ZM29 247H31L32 249L30 250V248ZM43 247V248H42ZM134 247V248H135ZM140 247V246H139ZM138 247V248H139ZM144 247V248H145ZM198 247V246H197ZM243 247H247V245L246 246H243ZM261 247H263L262 246V244H261ZM42 248V249H41ZM130 248V247H129ZM132 248V247H131ZM131 248H130V250H131ZM144 248H142V250L144 249ZM176 248V249H175ZM186 248V249H185ZM207 248V246H205V248L204 249H206ZM222 248V249H223ZM234 247H232V251H234V249H233ZM237 248V247H236ZM250 249H251V247H249ZM249 248H248V250H249ZM264 248V247H263ZM113 249H115V247L113 248ZM133 249V248H132ZM137 249V248H136ZM140 249V248H139ZM145 249H149V247L147 248H145ZM159 249V250H160ZM200 249V248H199ZM203 249V250H204ZM208 249L209 248H207L206 250H207V252H208ZM212 249V248H211ZM221 249V248H220ZM220 249H218V247H217V250L216 251H218V250H220ZM243 248H241V250H242ZM254 249V248H253ZM252 249V250H253ZM262 249V248H261ZM38 250V251H37ZM125 250V249H124ZM141 250V251H142ZM153 250H150V252L151 251H153ZM178 250H180L179 251V253L177 252ZM214 250V249H213ZM228 250V249H227ZM226 250V251H227ZM231 249H229V253H231V251H230ZM237 250V249H236ZM252 250H250L251 251V254H253L254 253V250L252 251ZM260 250V249H259ZM35 251H37V253L35 254V253H33V252H35ZM128 251V250H127ZM131 251H133V250H131ZM157 252H158V250H156ZM167 251V252H168ZM225 251V252H226ZM261 251V250H260ZM263 251V250H262ZM261 251V252H262ZM38 252L41 254V255H43V256H41V255H39L38 254ZM146 252H148V251H146ZM149 252V253H150ZM159 252H161V251H159ZM164 253H165V251H163ZM174 252V253H173ZM200 252H202V253H200ZM207 252H205L206 254H207ZM241 252V251H240ZM244 252V251H243ZM259 252V251H258ZM110 253V254H109ZM129 253V252H128ZM152 253V252H151ZM164 253H158L159 255H161V257H162V254H164ZM176 253V254H175ZM177 253L179 254V255H177ZM204 253V254H205ZM213 253V252H212ZM233 253V252H232ZM234 253H238L237 251H235ZM260 253V252H259ZM262 253H264V252H262ZM261 253V254H262ZM116 254V255H115ZM134 254V253H133ZM173 254H175V256H173ZM218 254H221V255H219L220 256V260L223 262V261H225L226 259H227V257H225L226 259H224V260H222L221 259V257H224L223 256V254L224 255H226L225 253H223V252H219ZM247 254V253H246ZM255 254V253H254ZM253 254V255H254ZM35 255H39V257L41 256L42 258L41 259H44V260H41L40 258H38V256H35ZM47 257V258H49L50 259V261H49V259H47L45 256ZM114 255V256H113ZM154 255V254H153ZM165 255V254H164ZM167 255V254H166ZM211 255V254H210ZM213 255V254H212ZM232 255V254H231ZM236 256L235 257H237L238 256V254H235ZM248 255H249V251H248ZM252 255V260L254 259V258H256L255 257V255L253 256ZM260 255V254H259ZM149 256V255H148ZM172 256V257H171ZM218 256V255H217ZM233 256H234V254H233ZM262 256V255H261ZM260 256V257H261ZM33 257V259L31 260V258ZM36 257V258H35ZM45 257V258H44ZM120 257V256H119ZM134 257L136 258V255H134ZM160 257V256H159ZM159 257H157V259L159 258ZM163 257H165V256H163ZM165 257V258H166ZM180 257V258H181ZM214 256H212V258H213ZM232 257V256H231ZM234 257V259H237V258H235ZM242 257V256H241ZM259 257V258H260ZM264 257V256H263ZM116 258H118V257H116ZM137 258H139V257H137ZM137 258H136V260H137ZM149 258H151V256H149ZM152 258H155L154 256L152 257ZM183 258H185L184 260H183ZM217 258V257H216ZM217 258V259H218ZM38 259V260H37ZM45 259H46V262L47 263H45L44 261H45ZM120 259V258H119ZM156 259V258H155ZM219 259L217 260V261H219ZM230 259V258H229ZM246 259H248V258H246ZM250 259V258H249ZM261 259H262V257H261ZM37 260V261H36ZM41 260V261H40ZM140 260V259H139ZM150 260V259H149ZM154 260V259H153ZM172 260H169V262L171 261L172 262ZM205 260V261H206ZM208 260V261H209ZM213 260V259H212ZM216 259H214V261H215ZM230 260H232V259H230ZM240 260V259H239ZM241 260H242V258H241ZM240 260V261H241ZM254 260H258L259 261V259L258 258H256V259H254ZM138 261V260H137ZM141 261V260H140ZM166 261V260H165ZM180 260L178 259V262H179ZM208 261H206L207 263H205V264H214L215 262H211V260L209 261L210 263H208ZM220 261V262H221ZM235 261V260H234ZM243 262H245V260H242ZM251 261V260H250ZM264 261V260H263ZM49 262V263H48ZM142 262V261H141ZM151 262V261H150ZM164 261H162L161 260V263L160 264H162ZM174 262H175V260H174ZM173 262V263H174ZM220 262H218V264H220ZM229 262V261H228ZM243 262H241V263H243ZM247 262V261H246ZM253 262H255V261H253ZM252 262V263H253ZM38 263V262H37ZM147 263V262H146ZM152 263V262H151ZM150 263V264H151ZM157 263V262H156ZM159 263V262H158ZM225 264H226V262H224ZM248 263V262H247ZM246 263V264H247ZM250 263V262H249ZM248 263V264H249ZM258 264H260L259 262H257ZM32 264V263H31ZM39 264V263H38ZM153 264V263H152ZM164 264V263H163ZM167 264H169V263H167ZM174 264H177V261H176V263H174ZM179 264H180V262H179ZM215 264H217V262L215 263ZM223 264V263H222ZM230 264V263H229ZM244 264V263H243ZM261 264H263V263H261Z\"/></svg>",
  "mask_w": 264,
  "mask_h": 264
},
{
  "label": "rangeland",
  "instance_id": "374dc122",
  "mask_svg": "<svg viewBox=\"0 0 264 264\" xmlns=\"http://www.w3.org/2000/svg\"><path fill=\"white\" fill-rule=\"evenodd\" d=\"M6 1H7V0H6ZM8 1H9V3H10V0H8ZM8 1H7V2H8ZM11 1H12V0H11ZM15 1H17V0H15ZM15 1H12V3L7 4V2L4 3V0H0V10H2V13H1V17H2V18H1V20L3 19L2 21H4V17H6V14H7V15H10V14H11V13H8L9 10H7L6 8H8V9H9V8L12 9V10H13L12 13H13V12H18V11H21V12L24 11V12H22V16H23L22 19L19 18V20L17 19V21H16L15 23H10V25H11V27H12V24H13V28H18L19 30H22V31H23V29H24V31L26 32V30H25V29H26V26H25V25H26L27 23L30 22V24H28V27L30 26V28H31V26H32L31 24H32V22L35 21V20L32 21V19L29 18L28 22L26 23L25 21H27V18H26L27 16L25 17L26 19L24 18V16H25V14H27V13L32 14V13H33L32 10H33L34 8H33V6H32L33 9H28V7L30 8V6H28V4L31 2V0H25V1H24V0H19V2L17 1L16 3H15ZM23 1H24V2H23ZM36 1H37V0H36ZM36 1H35V2H36ZM38 1H39V0H38ZM69 1H70V5L73 6V7H75V9H73V13H74L75 11H78V10H79V8H78L76 5H74V4H76V2H77V5H78L79 3H80L79 5H81V3H83V2L85 1V5H84V6H87L86 4H88V3L91 1L90 3H92V4L89 3V4L91 5V6L88 5L89 8H92V7L94 6V0H90V1L88 0L89 2L86 1V0H80L79 2L76 1V0H73V3H72V0H69ZM75 1H76V2H75ZM82 1H83V2H82ZM35 2L33 1V3H35ZM39 2H40V1H39ZM74 2H75V3H74ZM100 2H101V3H105L104 0H102V1H100ZM20 3H21V4H20ZM27 3H28V4H27ZM71 3H72V4H71ZM24 4H25V5H24ZM30 4H32V3H30ZM30 4H29V5H30ZM36 4L39 5L38 3H36ZM83 4H84V3H83ZM98 4H99V2L97 3V5H98ZM6 5H8L9 7H8V6L6 7ZM25 6H26V7H25ZM82 6H83V5H82ZM88 6H87V7H88ZM35 7H36V6H35ZM37 7H40V8H41V6H37ZM23 8H24V10H22ZM40 8H39L38 10H40ZM76 8H77V9H76ZM83 8L85 9L86 7H82V8H81V6H80V12H82V13L84 14V12H85L86 10H89V14H91V12H90L91 9L86 8L85 11L83 12ZM93 8H94V7H93ZM4 9H5V11H4ZM6 10H7V11H6ZM17 10H18V11H17ZM27 10H30V12H27ZM35 10L37 11V9H35ZM35 10H33V11H35ZM36 11H35L34 13H36ZM91 11H92V14H96V12H98L97 9H96V10H91ZM5 12H6V13H5ZM26 12H27V13H26ZM23 13H25V14H23ZM34 13H33V15H34ZM37 13H39V12L37 11ZM37 13L35 14V15H37L36 19H38V20L41 21L42 18H41V16H39V18H41V19H39ZM40 14H41V12H40ZM40 14H39V15H40ZM68 14H69V17L67 18L68 21H67V19H64V18H66V17L63 18L64 14H63V15L61 14V15H62L61 18H63L64 21H67V22H66L67 24H68L69 22H71V19H72V18H70V17H74L73 20H75L76 22L79 23L80 21H82V19H84V18L86 17V14H87V17H88V18L90 17V24H89V21H88L87 23L85 22V25L88 24L87 27H88V29H90V30H89V33H90V31H91L92 29H94L95 26L93 27V26L91 25V19L93 18V16H92V17H91V16H88V12H87V11L85 12V15L82 14L83 16H85L84 18H83V17L80 18L82 15L79 16V14H78L79 17L76 16V15L74 16L75 13L72 14V12H70V13H68ZM68 14H67V15H68ZM70 14H72V16H70ZM76 14H77V13H76ZM92 14H91V15H92ZM27 15H28V14H27ZM33 15H32V16L28 15V16L34 18L35 16H33ZM58 15H59V14H56V15L54 16V14H53L51 18H48V19H49V20H48L49 22H46L47 19H44V21L47 23L46 26L49 27V26L52 24V25L55 27V29H56L57 32H58L59 30H61L62 28H65L63 25H62V26H63L62 28L59 27V25L62 24V23H59V22L62 21V19H61V21H55V22H52V21H54V18H55V17L57 18ZM67 15H66V16H67ZM210 15H211V14H210ZM210 15H209V17H210ZM212 15H213V14H212ZM59 16H60V15H59ZM214 16H215V15H214ZM218 16H220V15L218 14V15H217V18H214V19L217 20L216 22H220V23H221L222 20H220L221 18L218 17ZM75 17L80 18L81 20L78 21V19H77V18L75 19ZM215 17H216V16H215ZM46 18H47V17H46ZM59 18H60V17H59ZM59 18H58V19H59ZM69 18H70V19H69ZM211 18L213 19L212 16H211ZM218 18H219V19H218ZM34 19H35V18H34ZM58 19H57V20H58ZM85 19H86V21L89 20V19H87V18H85ZM202 19H204V18L202 17ZM214 19H213V20H214ZM23 20H25V21H23ZM38 20H36V21H38ZM42 20H43V19H42ZM59 20H60V19H59ZM73 20H72V23L74 22ZM40 21H39V25H40V24L43 25V24L45 23V22L43 21L44 23L42 24V23H41L42 21H41V22H40ZM50 21H51V22H50ZM64 21H62L63 24H64ZM83 21H85V20H83ZM57 22L59 23L58 26L55 24V23H57ZM20 23H21V25L23 24V25L25 26V28H24L23 25H22L23 27H21ZM37 23H38V22H37ZM49 23H50V24H49ZM81 23H82V22H80L79 24H77V23L75 24V22H74V24H75V25H73V26L75 27V29H74V27H73L74 30L72 29V24H68V25H71L70 28H71V30H73V31H71L69 28H66L67 31H66V29H62V30H61V33H62V31L65 30L66 32H64V33L70 32L71 35L73 34L74 37H72L71 35H68V38L71 40V41H69V39H68V42H69V43H68L67 40H66L67 38H65V34H64V38H65V39H64V41L62 40L63 42L59 41V40H61V39L58 37V36H60V35H58V36L55 35V36H57L59 39H58L57 37H56V38H55V37H54V38L52 37L53 39H51V35H50L51 32H50V30L52 29V27H51L52 25L50 26L51 29L48 28L49 30L45 29V28H47V27H44V31L47 30V33H45L44 31H42L43 29L41 30V28H42L41 25H40V29H39V26H35V25H33L34 28H35V27L38 28V29H36V32H35V33H31V31L34 30V29H30V32L27 31V33H29V34L31 33V34L29 35V36H30L29 38H30V39L32 38V40H33L35 43H38L39 45L42 44L40 47H42V50H43V51H44V50H48L47 47H48V45H49V42L52 43L53 45H55L54 47H55L56 50H52V49L50 48L52 51L49 49V50H48V53H49V52H50V53H54V52L57 51V49H58V51L55 52L56 55L53 54V55L56 57V60H57L58 55L60 56V54H61L60 50H61L62 52L65 50V49L63 50L62 48H66V50H65L66 52H67L68 50H69L68 52H70V50H71V52H72V51H73L72 49H75L76 51H78V50H80L79 47L81 48L83 45L85 46L86 43H87V44H86L85 47H86V49H89L88 52H87V50H86V52H87L88 54L85 52V49L83 50V47H84V46L82 47L81 51L83 50V53L85 52L87 55H89L90 53H92V49H93L94 47L96 48V46H97V44H94V45H95L94 47H93V45L90 46V43L93 44V43L95 42V38H96V37H95L94 35L97 34V35H96L97 37L101 36V39L104 37L105 39L103 38V40H105V41H107V42H108V40H109L108 43L111 44V45H110V44H107V45H106V44H105L106 42H104V44H105V47H104V44H99V43H98V45H100V46L103 45L102 47H104V48L106 49V51H105L104 49H102V50H103L102 53H103V55H104L105 57H104L103 55H100L101 52L99 51V49H98V50H97V49H93L94 51L96 50L97 52L100 53V54H97V55H98V58H99V55H100V57H103L104 60H106V59H107V56H106V55H107V54H110V56H114V57L111 58V61H112L111 63H114L116 69L120 70L122 67L124 68V66H122V65L125 64V65H126V72H127V73L125 72V69H124V74L127 75L128 73L131 72L130 70H132V72L134 71L137 75H136L134 72H133V73H132V72L130 73V74H132L131 76H129V74H128V75L126 76L127 78H125V75H124L123 77L126 79V81H125V79L123 80V77H121V78L118 77V79H117V77H115V80H116V81H117V80L119 81V82H116V83H120V87H119V85H117V86L119 87V89H117V88H116V89H117V90H120V91L113 90V89L115 88V83H112V84L114 85V87H110V86H111V82L109 83L108 81H110V80H109L110 78H112V77L114 78V75L112 74V72H111V73L108 72V71H112L111 68H109V70L106 69V70H108V71L106 72L105 68H102V67H101V64H102V63L100 62V61H102V60H100L101 58H99V60H97V61H98V62H97V61H95V59L93 58L94 56H97V55H94V56L92 57L93 59L91 58L92 60H94V62H92V61L89 59L90 56L87 57V55L84 54V55H86L87 58L84 57V59H83V56H82L81 58H82L83 60L80 59L81 61H84V64H83V62L81 63V61L78 60V57H79V56H78V55H79L78 53L81 52V51H79L78 53H77L76 51H75V52L73 51V52L75 53L74 56H76V55L78 56V57H75L76 59L74 58V56H73V58H71V57L69 58V56H68L69 53H67V56H68V59H70V62L73 61V59L76 60V61H79V62H80V66H82V69H83V70H82V69H81V70H82V72H84L83 75H85L84 78L86 77V75H87V77H88V76H92V74L94 73V72L92 71L93 69H94V71H95L96 74L99 73V74L97 75L96 80H100L99 78L103 77V76L100 75V73H101V72H99L100 68L103 70V72H102L103 75L105 74L104 72L109 73V79H108V75L106 76V77H107V80H108V81H107V82H108L107 84L109 85V87H108L109 90L107 89V86H108V85L106 86V83L104 84V86H106V89H107L109 92L111 91L110 88H112V91H116V92H118V93H116V92L114 93V95H113L114 97L112 96L113 98H115L116 94H120V96L122 97V100H120V98H121L120 96H119V98L115 99V100H118L119 102H118V101L116 102L114 99L111 100V101L109 102V97L111 98L110 95H111L112 91H111L110 93H109L108 91H107L108 93H106L105 91H103V92L101 91V87H100V85H101L102 83H104V82H102L100 85H99V83H96V84H98V85L95 86V84H94V83H95V81H94L95 78H94V80H90L91 77H88V78H89L88 80L90 81V82L88 81V82H89L88 85H89V84L92 85V83H93L92 86H93V87L95 86V87L92 89V86H91V85H89V86L86 85V84H85V81L87 82V78H86V79H83V80H85L83 83H84L86 86H88V87H86L87 90H86V89L83 90V89L81 88V86L83 87L84 84L80 86V85H79L80 83L75 82V81L77 80V78H78V82H80L79 80H82V78H83L82 74H81V75H78V77L76 76L77 78L75 77V81H74L75 84H76L77 86L79 85L80 88H81L83 91L78 90V91L76 92L75 89H79V88H77L76 85H75V87L73 86V87H74V91H72V92L74 93V94H73V97H74V95H75V97L78 96V95H79L78 93H80L79 96L81 97V96L84 94V91H87V92H90V91H91V92L89 93V94H92V92H93V95L91 96V99H92V97H94L97 101H96V100H93V101L90 100V101H88V100H89V96H88V98H86L85 96H86L87 92H85V96L83 95L85 98H83L84 100H83V99L81 100V101H82L81 104H82V108H83L82 110L85 111V113L83 112L85 115L82 114V112H80V113H81L80 115H81V116L83 115V117H80V118L78 117L79 119L77 118L75 121H73V119H75L74 117H73V119H71V117L69 116L70 114L68 115L69 117L67 116L68 119L70 118V119L73 121V123H72V121L69 119V125H70V128L72 129V126H73V128L75 129L76 132L73 131V130H72L73 132H71V131H70V128H69V125H67L68 127H67V126H64V125H63V126H64V127H63V126L60 125V126L63 127V128H61V127L59 126V128H57V129L60 131V128H61V129H63V132H66V133L64 134V136H65V138H66V137L68 138V139H66L67 142H70L71 139L73 138V136H76V135L79 133L78 130L82 129V130H81L82 132L80 131L79 136H80V134L83 133L81 136H84V138H85L84 141H83V139H81V138H83V137H81V136H80L81 138H80V137H77L78 140H76V138L74 137L75 139H73V141H71L72 144H71V143L64 142V143H65V145H64V144H61V143H63V141H64V140L62 141V138H63V137H62V133H61V134L58 133L59 135H58V134H55V136L57 135L55 138L52 136V137H53V140H52L51 138H49L50 136H48V134H45V133L43 134L42 132H41V134H39L40 131L36 132L37 130L30 128L31 126L28 127L29 125H25V126H24V124H23V125H22L23 128L20 127V128L18 129V128H17V125H18V123L21 124V123H22V122H21L22 120H21L20 116H19L20 119H19L18 117H17V118H16V117L14 118V115H11L13 118L11 117L12 119H10V121L8 120V121H9L8 124H10L11 122H12V123H13V122L15 123V120L18 119V120H17L18 123H15V125L17 124V125H16V129H18V130H15V125H14V124H13L14 127L12 126V124H11V126H10V129H12V128H13V129H12V130H9V131H11V132L14 130L15 133L18 132V133H16L17 137H15L14 135H13V137H11V136H12L11 134H13V132H12V133L10 132L11 134L6 133V134H8L9 137L5 134L6 137H7V138H6V137H4V133L2 134V131L4 130L5 127H4V123L1 122V123H3V124H1V125H3V126H0V128H1V127H4V128H2V130L0 129V130H1V132H0V169L3 170V171L1 170L2 172H0V187L2 186V183H3L4 186L0 188V189L3 188V190H0V192H1V193H2V191L5 192V190L8 191V192H6V193H8V194L11 192L9 195L13 198L12 201L14 202V204H13L12 202H9V203H10V204H13V205H16V207H17V210H16V211L18 212V211H19L18 208H19L20 211L23 212L24 216L28 219V221H27L26 218H25V220L27 221V223L29 222V225L26 224V225L29 226V227H26V226H25L26 228L23 227V228H24L23 231H24V230L27 231V228H28V232H27V233L33 234V235L36 237V240H37V238H38V241H39V239H40L39 242H38V241L36 242V240L34 241V243H35V242H36V243H39V246H38V244L35 243V244H36L35 246H37L38 248H39L40 246H45V248H58V249H62V250H64V247H65V246H66L71 240H73V239H74V241H73L74 244H75V245H78V246L80 247V246L83 245V244L81 243V240L79 239V238H80V235H81V237H82V236H83V237L85 236L84 238H86L87 235L91 234V235L87 236V239H90V240H91V239H94L95 237H98V236L101 237L102 240H103V242H104L106 245L110 246L109 249H110L111 255H112V252H113V251H114V253H115V251H116L117 254H118L120 257H119V256H115L114 258H115L116 260L118 259V262H121V261H122L124 264H150L151 262H152L153 264H160V263H161V260L164 261V262H163L164 264H167V263H169V264H174V263H176V261H177V264H179V262H180V264H182V263H181V262H183V261L181 260L182 257H184V256L187 257L190 253L187 252V254L184 253V255H183V254H182L183 252H182V253H179L180 250H178L177 252H178L179 254H181L182 257H181V255H179V254L177 253V255H179L181 258L178 257L177 260H176V257H177V256H176L175 259H173V260H172V259H169V260H172V262H171V261L169 262V260H168L167 257H168L169 255H172V254H169L170 252L172 253V251H170V250L168 251V250H167V251H168V252H167L166 250H161V249L158 248V247L156 248V246H155V245H157L156 239H155L156 244H155V245L152 244V243L154 242V239H153V236L150 235L153 231H154V233H155V235H156V232H157V229H158V228H157V229H155V228L158 226V225H157L158 222H162L161 224L164 225V224L166 223L165 220H167V223H166L165 225H166L167 227H169L168 225H174L173 223H174L175 221H176V222H180V221H181V223H176V222H175L174 227H175V226H176V227L174 228L173 232H175V230H176V231L179 230L177 233H175V235H176V234H179V235L181 236V234H182L183 236H182V237L177 236V238H176V236H172V234L174 235V233H172V234H171V238H172V237H173V238H172V239L168 238L169 241H168L167 244L170 243L169 245H171L172 243L174 244V243L177 241V242L175 243V245H173V244H172V245H173L174 247L176 246L177 249H181L180 247H177V246H181V247H182L184 244L186 245V243L189 242L188 239L191 238V236H192V238L194 239V237H195V239H194V241H192L193 239H190V240H191V243L194 242V247H196L195 249H197L198 252L201 251V250L204 251L203 253H202V252H200V253H202L203 256H204V255H205V256L207 255L208 257L210 256L209 258H210L211 262H212V261L215 262V263L217 262V264H218V262L221 261V260L219 259V258H220L219 255H221V254H218V253H219V252H223V253H225L226 255L223 254L224 257H221V259L224 260V259H226L225 257H227V259H226L225 261H223V262L221 261L220 264H222V263L225 264L224 262H226V264H229V263H230V264H243V263L246 264L247 262H248V263L250 262L249 264H258L257 262H259L260 264H261V263L264 264V261H263V260H264V257H263V256H264V253H262V252H264V248H263V247H264V245H263L264 241L261 240V238L264 239V238H263V236H264V228H263V226H264V224H263V223H264V207H263V206H264V201H263V200H264V199H263V195H264V193H263V192H264V190H263V189H264V183L261 182L262 180H263V182H264V176L262 177L261 174H260V173H262L263 169H260L258 166L255 165L257 171H256V170L253 171L255 168H252L253 170H250L251 172H252V171L255 172V173L252 172L253 174H255V175H253L249 170H248L249 172L247 171L248 173L245 172L242 168H241V169H242V170H241V169H240L241 166H238L240 163L236 165V163H238V162H237V160H235V159H231V160L228 161V163L225 164L224 161H226V160H224L225 158H223V157L225 156L224 154H225L226 150L223 149L224 147H222V148L220 147V148H221V150H220L219 148H217V146H216V147L214 146L215 144L211 143V144L213 145V146L211 145V146L213 147L212 149H214V148H215L216 150L219 149V150L221 151V153H222V154H221V153L219 152V150H218V152L221 154V156H220L221 158L219 157L220 160L223 158V159L221 160V162H220L219 158L217 157V156H219L220 154L218 155V152H216V151H213V152L216 153L217 156L214 155L213 152H212V153H213L214 156L211 154V151H212V150H211V148H210L209 142L207 141V139H205V140L203 141L204 138L202 139V136H200L199 134H197V133H198V130H196L197 133H196V131L194 132L195 128H193L192 125H191V126H192V128H193L194 130L191 129V126H190V128L187 129V130H186V128H182V129H181V128H179V127H181V125H178L179 122L176 121V120H178V118H179V121H180L181 118H182L183 116H184V118H186V116H187V118H189V119L186 118L185 120H187V121L189 122V124H188V123H185L186 121H185L184 123L190 125V123L192 124V123L194 122V121L192 122V120H193V118H194V117L192 118V116H194L195 113H196L195 116H197V117H195V118H198V117L200 116L201 119H202V117H205L206 114H209V116L213 115V116H211V118H210V119H212V118H215L216 116H218V114H220V115H222V116L219 118V120H220V119H221V120L223 119V123H225V120H226V122H227L228 120H233V119L236 117V115H239V111L235 110V108L237 109V107L239 108V106H241L240 103H239L240 101H238V97H240V96L237 94V92H232V90H231L228 86H226V85H230L231 83H233V81L230 80V79L233 77L232 75H234L235 73H237L238 70H237V69H234V67H230V66H228V65H225L224 67L219 68V69L222 71V73L219 72V73H221L220 76H219V77H220V80L218 79V80L220 81V82H218L219 84H218V83H217L218 85L215 84V86L217 85L218 88L220 89V90L218 89V92L216 91V92H217V95H216V93H214L215 96H213V91H214L215 89L217 90V86H216L215 88H214V86H213V87H211V88H214V89H211V88H210V89H209L210 91H209L208 89H203V88H201V89H200V92L203 90L204 93H205V92H206V93L208 92V93L205 94V96L203 95L202 97H199V98H198V96H200L201 93H200V94L198 93V94H199V95H198V94L195 93V92H196V91H195L194 93H195L196 95H198L197 97L194 96V95H195L194 93H193V94H194L193 96H192V94H191V92L195 89V86L197 87V85H194V86H193L194 89H193V87H191V86H192V84H191V80H188V77L191 76L190 72H188V71L185 70V69H184L185 71H183V68L181 69V68H180V65H176V66L179 67V68H177V67H176V68H177V70H178V69L182 70L181 73H182L183 75H182L180 72H177V73H173V72H172V74H174L173 79L175 78L174 80H176V77H177V76H179V77H183V78L186 77L185 80H186V81L188 80V83H187L186 81H184V79H183V81L185 82V86H184V87L186 88V87L188 86V85L186 86V84H189V83H190V84H189L190 87L188 86V88L191 89V91L189 90L190 93L188 92V88H187V89H184V87L181 88V87L183 86L184 82L181 81V79H179V77H178L177 79L180 80L181 83H180L179 81H177V80H176L177 82L173 81V84L175 83V86H176V89H173V88H175V87H174V85L172 86V84H171L172 82H170L172 78H171V79H170V77L168 78V76H171V77H172V75H170L171 73H168L169 71H168V69H166V66H165L166 63H165V62L163 63V64H165V65H162V67H161V68H163V69H161L160 67L157 68L156 66L153 65V64L155 63V62H153V61H155V60H153V61H152L153 63H151L150 65H151V66L153 65V66L156 67V68H154V70H153L151 73H149V68L145 67L146 65H145V66H141V64L143 65V63L145 64V62H141V61H140V63H139V60H138V59H139V58H138L139 56H138V54H139L140 52H137L138 54H134L135 56L132 55V54H130L129 52H127V55H129V56H127V57H129V58H126V57L124 56V54H125L126 52L123 53V52L121 51V54L124 56V58H123V56L120 54V52L118 53V52H115V51H114V50H116V48L118 49V47H116L117 45L115 46V44L118 43V41H117L116 39H114V41H113V38H109V36H107V37L109 38V39H108L107 37H105V35L103 36V35H100V34H98V33H94V34H93V32H95V31L92 30L93 32L91 31L92 34H90V36L93 35V36L95 37V38H94L93 36L91 37V39L94 38V41H93V40L89 39L90 37H88V35H89L88 32H87L88 34L85 32V33L87 34V37H86V35H84V34H85V33H84V29H81V27L83 26V27L85 28L86 31H87L88 29H87L86 26H84V22L82 23V24H83L82 26L80 25ZM220 23H218V24L220 25L219 27L222 28V26H221ZM246 23H247V22H243V26L246 25ZM35 24H36V23H35ZM19 25H20V26H19ZM36 25H38V24H36ZM65 25H66V24H65ZM77 25H78V26H79V25L81 26L79 30H80V31L83 30V32L78 31V29L76 30V28H78ZM209 25L213 26V24H209ZM76 26H77V27H76ZM91 26H92V28H91ZM217 26H218V25H217ZM56 27H57L58 29H57ZM83 27H82V28H83ZM219 27L216 28V30H215V37H216V39H218V38L220 39V38H221L222 40H227L228 38H229V39L231 38V40H232V39H233L232 37H234L235 35H236V37H235L234 39L237 38L238 35L235 34V33L237 32V28H238V30H239V27H237V28H236V26H232V27H230L229 31H227V32H225V33L223 32V36H222V31H221V29H220ZM21 28H22V29H21ZM59 28H60V29H59ZM233 28H234V30H233ZM55 29H54V31H55ZM223 29H224V28H223ZM223 29H222V30H223ZM235 29H236V30H235ZM28 30H29V28H28ZM68 30H70V31H68ZM75 30H76L77 32H76ZM39 31L44 32L45 34L39 32ZM51 31H53V29H52ZM54 31H53V32H54ZM56 31H55V32H56ZM74 31H75V32H74ZM225 31H226V30H225ZM235 31H236V32H235ZM32 32H33V31H32ZM49 32H50V33H49ZM53 32H52V34H54ZM78 32H79L80 34H78ZM230 32L233 34V36H231V37H230V35H232V34H230ZM27 33H26V34H27ZM48 33H49V34H48ZM59 33H60V32H58V33H56V34H59ZM74 33H75V35H74ZM40 34H41V36H40ZM62 34H63V33H62ZM67 34H69V33H67ZM234 34H235V35H234ZM238 34H239V32H238ZM263 34H264V33H262V32L259 33V34H256V37H257L258 39H260V38H264V35H263ZM27 35H28V34H27ZM32 35H34V36H32ZM47 35H48V36H47ZM82 35L85 36V37H83ZM39 36H40V37H39ZM45 36L48 37L47 39L50 40L49 42H48V40H44V39H43V38H45ZM49 36H50V37H49ZM70 36H71L72 38H71ZM102 36H103V37H102ZM254 36H255V35H254ZM42 37H43V38H42ZM66 37H67V35H66ZM79 37H80V38H79ZM40 38H42L43 41H42ZM61 38L63 39L62 36H61ZM73 38H75V39H77V40H75V39H73ZM45 39H46V38H45ZM57 39H58V40H57ZM72 39H73V40H72ZM96 39H97V38H96ZM99 39H100V37H99ZM229 39H228V40H229ZM32 40H30V41H32ZM82 40H83V41H82ZM84 40H86V41H84ZM103 40H101V43H103V42H102ZM110 40H112V41H110ZM231 40H230V41H231ZM75 41H78V42H75ZM87 41H89V42H87ZM90 41H91V42H90ZM250 41H252V40H250ZM250 41H249V42H250ZM253 41L256 43L258 40H256V39L254 40V39H253ZM59 42L62 43V44H60ZM70 42H71V47H70ZM81 42H82V43H81ZM84 42H85V43H84ZM96 42H97V41H96ZM96 42H95V43H96ZM99 42H100V40H99ZM111 42H112V43H111ZM58 43H59V45H58ZM63 43H64V46H63ZM65 43H68V44H65ZM75 43H76V45L78 44V46H79L77 49H76L77 46L75 45ZM113 43H114V44H113ZM245 43L248 44V42H245ZM52 44H50V45H51V47L53 48V45H52ZM112 44H113V47L115 46V47H114V48H115L114 50L112 49V48H113V47H112ZM252 44H254V43L252 42ZM65 45H66V47H65ZM73 45H75L76 47L73 46ZM80 45H81V46H80ZM118 45H119V43H118ZM62 46H63V47H62ZM72 46H73V47H72ZM88 46H89V48H88ZM262 46H264V44H263ZM45 47H46V49H45ZM49 47H50V46H49ZM97 47H98V46H97ZM102 47H101V48H102ZM60 48H61V49H60ZM67 48H70V49L67 50ZM91 48H92V49H91ZM99 48H100V47H99ZM101 48H100V49H101ZM53 49H54V48H53ZM59 49H60V50H59ZM90 49H91V50H90ZM121 49H123V47H122V48L119 47L118 51L121 50ZM102 50H101V51H102ZM53 51H54V52H53ZM90 51H91V52H90ZM94 51H93V53L95 54ZM104 51H105V53H104ZM111 51H112V52H111ZM124 51H125V49H124ZM44 52L46 53L47 51H44ZM66 52H65V53H66ZM97 52H96V53H97ZM42 53H43V52H42ZM42 53H41V55H42ZM50 53H49V54H50ZM59 53H60V54H59ZM76 53H77V54H76ZM81 53H82V52H81ZM93 53H92V54H93ZM115 53H116V55H115ZM57 54H58V55H57ZM63 54H64V53H63ZM71 54H72V53H71ZM71 54H70V55H71ZM92 54H91V56H92ZM72 55H73V54H72ZM81 55H82V54H81ZM81 55H80V56H81ZM118 55H119V57H117ZM125 55H126V54H125ZM130 55H131V56H130ZM136 55H137V56H136ZM64 56L66 57V54H65ZM64 56L62 55L61 59H58L57 62L55 61V63H57V65L60 64V63H58V62H59V60L62 61V60L64 59ZM167 56H168V55H167ZM55 57H54V58H55ZM136 57H137L138 59H137ZM165 57H166V55H165ZM58 58H60V57H58ZM62 58H63V59H62ZM105 58H106V59H105ZM65 59H67V58H65ZM71 59H72V60H71ZM87 59H89V61H91L92 63H91V62H86L85 60H87ZM126 59H127V63H128V61H129V64L124 63V62H126ZM134 59H137L138 62H137V60H134ZM167 59H168V58H166L165 61H167ZM118 60H119V62H118ZM131 60H132V61H131ZM163 60H164V59H163ZM61 61H60V62H61ZM66 61H69V60H66ZM87 61H88V60H87ZM121 61H122V62H121ZM135 61H136V62H135ZM85 62H86V63H85ZM117 62H118V63H117ZM133 62H134V63H133ZM87 63H89V64L86 65ZM90 63H91V64H90ZM94 63H95V65H94V67H93L92 64H94ZM97 63H99V64H98V68L100 67L99 70H98V68L96 67V66H97V65H96ZM120 63H121V65H120ZM122 63H123V64H122ZM81 64H82V65H81ZM130 64H131V67H132V68H129ZM134 64H137V65L139 64V66L135 65V67H136V66L138 67V68H137L138 70H137V69L135 70V67H133ZM127 65H128V66H127ZM155 65H157V63H156ZM158 65H159V64H158ZM83 66H84V67H83ZM85 66H86V67H85ZM87 66H88V67H87ZM160 66H161V65H160ZM163 66H164L165 68H164ZM167 66H168V64H167ZM262 66H263L262 64H260V65H252V67H250V68L247 69L248 74L246 75V77H244V78L242 79V80H243L242 85L245 86V87H247L251 92H255V90L258 89V87H257V83H258V82H260V84H262L263 87H264V77H263V76H264V74H263V73H264V66H263V67H262ZM89 67H90V68H89ZM92 67H93V68H92ZM127 67H128V68H127ZM141 67H143V71L145 70V71H144L145 74L147 73V74H148L147 76H148L150 79H152V78L154 77V74H153V73L155 72V70H156V72H157V73L155 72V77H154L155 79H156V74L160 73V74H158L157 79H156V80L154 79L155 81L152 79V81H154L155 83L152 82V81H149V80H148V81H149V82H148V81L146 80L148 83L145 82V83H146V85H145L144 81H142V80H144V76H145V74H143L144 76H141V74H140V72H139V69H140ZM144 67H145V68H144ZM91 68H92V69H91ZM85 69H86V71H85ZM89 69H90V70H89ZM127 69H129V70H127ZM159 69H160V71L162 70V71H161L162 74H161V72L159 71ZM164 69H165L166 71H165ZM97 70H98V73L96 72ZM102 70H100V71H102ZM157 70H158V71H157ZM180 70H178V71H180ZM89 71H90V72H89ZM91 71H92L93 73H92ZM146 71H148V72H146ZM86 72H87V74H86ZM138 72H139V73H138ZM163 72H164V73L167 72L169 75L167 74L168 76L166 77V73L164 74ZM170 72H171V71H170ZM175 72H176V70H175ZM186 72H188V73H186ZM262 72H263V73H262ZM89 73H92V74H89ZM95 73H94V74H95ZM179 73H180L182 76H180ZM88 74H89V75H88ZM94 74H93L92 78H93V77H96V76H95L96 74H95V75H94ZM110 74H111V75H110ZM133 74H134L136 77H138L139 80H138V78H137V80H136V78H135V76H134ZM138 74H140V76H138ZM175 74H178V75L175 76ZM99 75H100V76H99ZM105 75H106V74H105ZM105 75H104V77H105ZM151 75H152V76H151ZM162 75H163V76H162ZM164 75H165V76H164ZM79 76H82V78L79 77ZM98 76H99V77H98ZM110 76H112V77H110ZM115 76H117V74H115ZM133 76H134V77H133ZM147 76H146V79H148ZM150 76H151V77H150ZM229 76H230V78H229ZM104 77H103V79H102L101 81L104 80ZM106 77H105V79H106ZM128 77H129V78L131 77L132 79L130 78V79H131V80H130ZM141 77H142L143 79L140 80ZM164 77H165V78H164ZM79 78H81V79H79ZM134 78H135L136 81L134 80ZM166 78L169 80L168 82H170V83L167 82V84H165V86H166V85H167V86L171 85V87H173L172 89H170V87L167 88V86H166L165 89H169L170 91L173 90V91H171V92L167 90V91H166L167 93L161 91L162 88L164 89V87H165V86H163L162 83H163V81L166 82ZM120 79H121V80H120ZM128 79L130 80V81H128L129 84H130L129 87H130L131 84L133 83V80L135 81L134 84H132V86H131V87H132V92L130 91L131 88L129 89V87L126 86V85L128 84V82H127ZM189 79H190V77H189ZM115 80H114V81H115ZM161 80H163L162 83H161ZM91 81H93V82L91 83ZM120 81H121V82H120ZM122 81H123V82L125 81L126 83H125V82L123 83ZM131 81H132V83H130ZM140 81H141V85L143 86V87H142V86L140 85V87L143 88V90L145 89L146 86H148L149 83H151L152 85H156V86H154L155 88L158 86V87L156 88V90H155V88L152 87L151 85H149L148 87H146V88L148 89V88L151 86L152 88H149V89H150V91L153 90L154 92H153V91L150 92L149 89H148V91H146L147 89L144 90V91H146V93L148 92L147 95L149 94V98H148V99H149V102L151 101V99H153V98H152L153 94L150 95V93H154V99H155V95H157V97H156V99L158 98L157 101H156V100H153L152 102L149 103L148 100H146L147 95L145 94V92L143 93V91H141V88L139 87V82H140ZM250 81L252 82V84L250 83ZM98 82H99V81H98ZM105 82H106V81H105ZM159 82H160V83H159ZM165 82H164V83H165ZM178 82H179V85H180V84L182 85V86L180 87L182 92H181V93L178 92V93H180V96H181V94L183 93V94H182V97L180 98V100H182V101L185 102V101L189 98V95L192 96V99H191L192 101H193V99H194L193 97H195L197 100H199V101H198V104H197V100L195 99L196 102L194 101V103H195L196 106H194V103L189 102V104H190V103L193 104V105L190 104V105L193 106V107L190 108L189 110L187 109V108H189V105H187L188 107L185 108L186 103L188 104V102L183 103V104H185V106H184L183 108H181L182 111H181V109H179V107H178L177 105H179V104L182 102V101H181L179 104L177 103L178 101L176 102V100L178 99L177 97H180L179 95H177V94H176L177 96L175 95V96H176V99H174L175 97H174V98H173V97H172V98L169 97V96H173V95H174V93L172 94V92L177 93V92H176L177 89L180 91L179 85H178V84L176 85V83H178ZM81 83H82V82H81ZM143 83H144V85H143ZM182 83H183V84H182ZM192 83H193V82H192ZM125 84H126V85H125ZM160 84H162V87H161V89H160V91H159V86H160ZM195 84H196V83H195ZM250 84H251V85H250ZM73 85H74V84H73ZM252 85H254V87H253ZM79 86H78V87H79ZM90 86H91V87H90ZM123 86H124V88H123ZM133 86H134V87H133ZM177 86H178V88H177ZM220 86H221V87H220ZM89 87H90V88H89ZM96 87H98V88L100 89V91L103 93V95H102L101 92H100L101 98H100V95H95V96H94V94H96V92L99 91ZM102 87H103V86H102ZM127 87H128V88H127ZM136 87H137V88H136ZM84 88H85V87H84ZM88 88H89V89H88ZM103 88H104V87H103ZM126 88L129 89L128 91L131 92V94L128 93V91H127ZM133 88H136V89H137V90H136V93H135V89H134V91H133ZM153 88H154V89H153ZM199 88H200V87H199ZM199 88H196L197 92L199 91V90H198ZM125 89H126V90H125ZM151 89H152V90H151ZM165 89H164V91H165ZM182 89L184 90V92H183ZM192 89H193V90H192ZM95 90H96V92H95ZM102 90H103V89H102ZM122 90H123V91H122ZM138 90L141 91V92L139 93V94H141L140 96H142L143 99H145V101L148 103V104H147V103L145 102V103H146L145 106H143V103H144V102L141 103V104H139L140 101L143 100V99H142V97L139 96V94H138L139 91H138ZM178 90H177V91H178ZM185 90L188 92V94L185 93ZM206 90H207V91H206ZM211 90H213V91H211ZM124 91L127 92V93L125 94ZM156 91H157V94H155ZM94 92H95V93H94ZM104 92H105L106 96L104 95ZM119 92H120V93H119ZM160 92H161V93L163 92V94H161ZM168 92H170V94H172V95H170V94L168 95V97L171 98L172 100H171V99L169 100V98H167V96H165V94L167 95ZM210 92H211V96H213V97L209 96ZM75 93H76L77 95H76ZM132 93H133V94H132ZM134 93H135V94H134ZM158 93H159V94H158ZM184 93H185V95H184ZM2 94L4 95V93H2ZM89 94H87V95H89ZM97 94H98V93H97ZM108 94H110L109 97L107 98V101H108L109 103H106L107 101L105 100V101H106V102H105L104 99H106L105 97H107ZM137 94H138V95H137ZM144 94H145V95H144ZM130 95H133V96H130ZM159 95H161V96H159ZM186 95L188 96V98L184 100L183 98H186ZM96 96H99V98L97 99ZM135 96H136L137 98L140 97L141 99L139 100V99H137ZM144 96H145V98H144ZM150 96H151V98H150ZM184 96H185V97H184ZM206 96H209V98L206 97ZM75 97H74V98H75ZM80 97H78V98H80ZM116 97H118V95H117ZM132 97H133V98H132ZM162 97H164L163 101H161ZM205 97H206L207 99H206ZM210 97H211V99H210ZM221 97H222V99H221ZM78 98H77V99H78ZM123 98H124V99L126 98L129 102L131 101V102H130V103H131V107L126 106V104L123 102ZM159 98H161V99H159ZM165 98H167L168 100L165 99ZM190 98H191V97H190ZM190 98H189L188 100H190ZM75 99H76V98H75ZM77 99H76V101H77ZM80 99H81V98H80ZM80 99H78V101H80ZM85 99L88 101V103H85V101H86ZM99 99H100V101H99ZM130 99H131V100H130ZM136 99L139 100V103H138V104H139V105H142V106H140V107H142V108L138 109V108H139V107H138V104H137V105L135 104L136 106L133 104L134 101H135V103L138 102ZM205 99H206V100H205ZM72 100H74V99L72 98ZM132 100H133V101H132ZM166 100H167V101H166ZM174 100H175V101H174ZM180 100H179V101H180ZM188 100H187V101H188ZM191 100H190V101H191ZM201 100H202V101L205 100V101H204V102H205L204 105H203V104H199V102H201ZM219 100H220V101H219ZM221 100H222V101H221ZM78 101H77V102H78ZM95 101H96V104H95ZM112 101H113V104L116 103V106L110 104ZM165 101H166V102H165ZM168 101H169V102H168ZM89 102H91V103H89ZM97 102H98V103H97ZM99 102H100V103H99ZM101 102H104V103H106V104L101 103ZM114 102H115V103H114ZM122 102H123V103H122ZM141 102H142V101H141ZM156 102H157V104L154 105ZM163 102H165V103H163ZM74 103H75V102H74ZM92 103H93L94 105H93ZM119 103H121V104H119ZM176 103H177V105H176V107H175V104H176ZM77 104H78V103H77ZM81 104H80V105H81ZM85 104H86V105H85ZM87 104H88V108H89L90 105L93 106V107L91 106V107H92L91 109H90V108L88 109V110H90V112H89V111L87 110V108H86ZM89 104H90V105H89ZM103 104H104V106H102ZM117 104H119V105H117ZM149 104H152V105L149 106ZM166 104H167V105H166ZM1 105H2V104H1ZM1 105H0V106H1ZM3 105H4V104H3ZM3 105H2V106H3ZM96 105H98V107H97ZM108 105H109V106H108ZM133 105L138 109L137 111H136L135 107L133 108ZM161 105H162V106H161ZM165 105H166V110L168 109V110H169V113H170V109L173 110V108L175 107L174 109H175L176 111H177V109H178V110H180L181 112L185 113L186 116H185V114L182 115L183 113H181L180 111H179V112L177 111V114H176V111H174V110H173V111H174L175 113L171 110L172 113H170V115H168L169 113L166 114V112H167L168 110L165 112ZM201 105H203V106H201ZM230 105H232L233 108L235 107L234 110L232 109V106H230ZM262 105L264 106V102L262 103ZM2 106H1V108H3ZM73 106H74V105H73ZM73 106H72V108H73ZM75 106H76V103H75ZM75 106H74V109H75ZM77 106H78V105H77ZM95 106H96V107H95ZM113 106H114V107H113ZM148 106H149V107H148ZM152 106H155V107L157 108L156 111L158 112V113H157L158 115L156 114V115H157L156 117H153V116H155V113H153L155 110H154V107H152ZM159 106H160V107H159ZM179 106H180V105H179ZM181 106H182V103H181ZM191 106H190V107H191ZM205 106H206V108H205ZM6 107H7V106H6ZM17 107H18V105H17ZM79 107H81V106H79ZM94 107L96 108V111L99 110V109L101 108V109H100V111L102 110L101 112H103V109L105 108V109H104V112H105V116H104V117L106 118V120H105V119H103V120L101 119L102 121L99 120L100 118H98V115L101 114L100 116H101V118H102V117H103L102 115H104V113H103V114H102V113H99V114H98L99 111H98V112H95V108H94ZM106 107H107V108H106ZM162 107H163V109H162ZM167 107H168V108H167ZM172 107H173V108H172ZM177 107H178V108H177ZM196 107H199L201 110H200V109L197 110ZM202 107H203V108H202ZM9 108H11V109H8V107H7V108H4V109H2V110H0V111L3 112V113H9V112H10V114H14V113L16 112L17 115H20L21 112L19 111V109H18V110H16V109H12L13 107H9ZM14 108H15V107H14ZM18 108H20V110H21V107H20V106H19ZM147 108H150V110H147ZM151 108H152V109H151ZM156 108H155V109H156ZM176 108H177V109H176ZM78 109H79V108H78ZM78 109L76 110L77 112H78ZM84 109H85V110H84ZM92 109H94V110L91 111ZM106 109H107V110H106ZM109 109H110V110H109ZM114 109H115V110L118 109L119 113H123V112H124V114H126L125 117H124V115H122V114H120V115H122L123 117H120V115H119V116L117 115V117H119L118 119L116 118V115L112 116V117H115V119H116L117 121H118L119 119H120V121L122 120V121H121V124H119V125H116L115 123H113V128H114L115 131H117L116 134H118L117 136H118L119 138L116 136L115 133H113V134L115 135V136H113V134H112V132H111V131H114V130H113V129L111 130V128H112V127H111V126H112V124H111V123H112V119H110V117H109V115H108V113H109V114H110V113L113 114L114 112H116V113H114V114H117V111H114V112H113ZM119 109H120V110H119ZM132 109H133V110L135 109L136 112H134ZM160 109H161V110H160ZM183 109H184V110L186 109V112H184ZM192 109H195V110H192ZM202 109H204V112H205V111H206V112L203 113V112H202V111H203ZM205 109H206V110H205ZM210 109H211V110H210ZM231 109H232L233 111H235V112L233 113ZM5 110L8 111V112H6ZM12 110H13V111H12ZM15 110H16V111H15ZM121 110H122L123 112H122ZM127 110H129V111L127 112ZM140 110H141V111H140ZM145 110H147L148 112H146ZM151 110H154V111H151ZM163 110H164V111H163ZM187 110H188L189 112H188ZM191 110H192V111H191ZM207 110H208V111H207ZM17 111H19V113H18ZM86 111H87V115H88V117L86 116ZM106 111H107V114H106ZM108 111H109V112H108ZM132 111H133L136 115H135ZM143 111H145V112L143 113ZM160 111L165 112L166 115H165L164 113L161 115V116L164 115L163 117H165V118H163V117H161V116L159 115ZM200 111H201V114H202V115H200ZM1 112H0V113H1ZM12 112H13V113H12ZM77 112H74V114H75V113L77 114ZM129 112H131V115H132V113H133L135 116L132 115V118H131V115H130ZM149 112H150L151 114H150ZM192 112L194 113V115H193V114L190 115V113H192ZM16 113H15V114H16ZM90 113H93L94 116H93V114H92L91 116H93V117L96 116V117H97L96 120L98 119V120H99L100 122H102V123L99 124L98 120H97V122H96V120H95V119H92L91 116H90V117H91V120H92V121L89 120V119H90V118H89V114H90ZM96 113H97L98 115H97ZM119 113H118V114H119ZM128 113H129V114H128ZM137 113H139V114H137ZM141 113H142L143 115H142ZM145 113H146L147 115H146ZM179 113H180V114H179ZM187 113H188V114H187ZM197 113H198V114H197ZM10 114H9V115H10ZM74 114H73V115H74ZM78 114H79V113H78ZM95 114H96V115H95ZM112 114H110V115H112ZM144 114H145L146 116H148V114L150 115V116H148V117H149V120L147 119L148 117H146ZM153 114H154V115H153ZM160 114H161V113H160ZM171 114H174L175 116H176V115H177V116L175 117L174 115H171ZM231 114H232V115H231ZM1 115H2V113H1ZM17 115H15V116H17ZM71 115H72V114H71ZM80 115H78V116H80ZM137 115H139V117H138ZM151 115H153V116H151ZM167 115H168V116H167ZM178 115H180V116L178 117ZM224 115H226V116L224 117ZM100 116H99V117H100ZM127 116H129V117H127ZM172 116H174V117H172ZM188 116H189V117H188ZM209 116H206V117L209 118ZM85 117H86V118H89V119L87 120ZM104 117H103V118H104ZM107 117H109V118H107ZM126 117H127V118H126ZM134 117H136V118H134ZM141 117H142V119H144V118L146 117V118H145V119H146V120H145L146 122H145L144 120H142ZM143 117H144V118H143ZM150 117H152V119H151L152 125H151V126H150V124H151V123H150ZM157 117H158V118H157ZM169 117H170V118H169ZM171 117L173 118V120H175V122L173 121L174 123L172 122L173 125H171V124H172V123H171V120H170ZM200 117H199V119H200ZM206 117H205V119H207ZM223 117H224V118H223ZM67 118H66V119H67ZM82 118H83L84 121L82 120ZM156 118H157V119H156ZM162 118H163V119H162ZM175 118H176V119H175ZM68 119H67V120H64V122H66L67 124H68ZM80 119H81V120H80ZM109 119H110V120H109ZM115 119L113 118V121H114ZM126 119H127V120H126ZM131 119H132V120H131ZM153 119H155L154 121H157V120L159 119L158 122H156V125L153 124V123H154V122H153ZM167 119H168L169 121H166ZM203 119H204V118H203ZM210 119H208V120H210ZM12 120H13V121H12ZM93 120H94V121H93ZM107 120H108L109 122H107ZM116 120H115L114 122H116ZM137 120H139V122H138ZM141 120H142V123H141ZM161 120H163L162 122H160V123H162V124H163V122H164V123H165V122H167V123L169 122V123H168V124H169V125H168L169 127H170V125H171V126H174V125H176V124H177L176 126H179V127H178L179 129H176V131L174 130L175 127H173V129H172V127L168 128V129H170L171 132H172V130L174 131V132H172V133H173V136L175 135L174 137H176V134H177V135H181V134H182V135H181L182 138H181L180 136H179V138H178L179 140H180V139L182 140L181 144L185 143V145L188 147V146L191 145L192 142H196V143H197L196 146L194 145V143L192 144V145H194V146L196 147V148L194 147L193 149H195V150H197V148L199 149V150H197V152H194L195 150L192 149V147H193L192 145H191L192 147H190V149H189V147H188L187 149L185 148L186 152L189 150L188 153H190V150L192 149L190 154L187 153L188 156H189V155H192V153L194 152V153H195V157H194V153H193L192 156H193L195 159H197V160H198V158L200 159V157H197L198 154L196 155V153H198V151H199V153H200V150H201V147H202V148H203V149H202L203 151L201 150L202 152H201V154H199V156L205 158V157L202 155V154L205 153V151H204V145H205L204 142H205V143H206L205 148H206V149L209 148L208 151L206 150V151L208 152V154L205 153V154H206V155H205V156H206L205 159H208V158H207V155H210V156H212L214 159H212V158L210 157L209 160L211 159L213 162H214V161H217L216 163L220 162L221 165H220V163H218V164H219L220 166H223V167H221V169H222V172H221V173H224V175H225V177H226L225 179H223L224 177H221V179L224 180V181L226 182L225 184H230V185H229L230 188L227 189L228 192L231 191V190H232V191L234 190V191L236 192V191L238 190V191H239L238 193H240V197L237 198V197L239 196V194H238V196H234V195H232V194L229 192V193H230L229 195L232 196V197L230 196V202H229V200H226V197H227V199H228V198H229V197H228L229 195H227V194L225 193V191H226L225 188H226L227 185L224 187V185H225V184H224L222 188L225 189L224 193L227 195V196L225 197V200H226L225 202H226V203H224V201H222V200L220 199L221 196L219 197L220 192H222L223 190H222V188H221V191H220V187H221V186L218 185V184H223L224 181H222V182L220 181V183H217L218 180L216 179V178L218 177V175L222 176V174L219 173V174L215 175V174H214L215 171L209 170V168L207 167V166H210V164H211L210 169H211V167L214 166V167H213V170H214V169H215V165H216V168L218 169L217 172H218V171H220V170H219L220 166H217V164H215V165L212 166V164H214V163H212V161H210L211 163H210V162L208 163L209 160H207V162H206V161H204L205 159L203 160V158H202V160H203L204 162L201 160L202 162H201V165H200V164H199V163H200V160H199V162H196V161H197V160H196V161H195L196 163L194 162V163H195L194 168L197 167L196 169H198L197 164L199 165V169H201V168L204 167V168H205V169H204L205 172L208 173V174H205V175H208V176L205 177V176L203 175L205 172H204V173H203V172H200L201 175L204 176V177L202 176L203 179L207 178V180H208L210 183H211L212 180L214 181V180L216 179V183H214L215 181H214V182L212 181L213 184L211 183L212 185H209V184H208V185H209V187L212 186V187H213L212 189H215L216 191H218V189H219V192H218V194H217L216 191H214V190H212L211 188L208 187L207 183H205V184L203 183V182H206L207 180H206V181H203V179H202V180L199 179L200 181H198V180L196 179V178H198L199 176H197V175L194 176V174H195L198 170H197V171L195 170L196 172L194 171V174L191 175V178L196 179V180L198 181V183H196V182H197L196 180H195L196 182L193 181V180H192L193 182L189 181V184H190V183H194V182L196 183V185L193 184V185H194L193 189H191L192 187H191V185H190V187H191V188H190L191 191H189V192H191V194H193V193H194V190H195L194 188H195L196 186H198L197 184H200V183L203 181V182H202V186H203V184H204V186L207 185V186H205V187H208V188H209L208 191H210V192L213 194L214 201H217V200H218L217 197H219V201H222V202L224 203V205H221L222 202L217 201V204L215 205V207L218 208L219 211H217L218 209L216 210V208H215V211H214V212H215L216 214L213 212L214 207L211 209L212 212H209L208 215H207V213H206V215H207L208 217L211 215L210 219L213 218V219H211V220L209 219L210 221L208 220V222L205 221L206 218L208 219L207 216H206L205 219H204V216H203L204 222H203V221H200V220L198 221V217H201V215L199 214V212L202 210L201 208H203V211L206 209L205 211L208 212V210H209L210 208L207 207V205H208V204L213 205V203L215 204L216 202H213V203H212L211 201H209V202H211L212 204L209 203V202H208L207 204L204 203V204L206 205V208H205L204 206H201L203 203H202V204L200 203V206H201V207L198 206V204H199L198 202H201V201H199V200L197 201V198L199 199V198L201 197V196H199V194H196V196H195V193H194V195H191V194H190V197H189V195H188L189 192H187V191H188V190H187V191H186V192H187V195H186V192H185V194L183 193V195H185V196H183V197H184V201H183V199L180 198V197H182V196H179V195H182V194H180V192L182 191V189H184V190L187 189L188 186H186V185H188V184H186L185 186H184V184H181V183L177 184V182L175 181V177H176V176L174 177V174L172 175V172H175V171L177 170L176 167H178V164H179V163L177 164V162H178L177 159H178L179 156L177 155L178 157L176 158V156H175L174 154L171 153V152H175V149H173L171 146L174 145L176 141L174 140L175 142H174V143L172 142V144H171V146H170L171 148H169V150L172 149L171 152L167 149V151H169L172 155H174V158H172V155L169 156V157H170V160L168 159L169 157L167 158V155H170V153H167V155L162 153V150H164V151H163L164 153L167 152V151H165L166 148L162 149L161 146H160V148H156V149L154 148L155 150H157V149H159V150L162 149L161 152H160L159 150H158V152H159V153H162L164 156L166 155L165 158H164V156H162V155L159 154V153L156 154V155H157L158 158H159V156H160V157H163V158H161V159H164V160L166 159V160H165V161H167L166 163H165V161L162 160V161H163V162H162V161L160 160L161 163L158 162V164H157V161H159V160H158L157 157H154V156H155L154 154L157 153V152H155L154 149H153V150H150L149 148H147V147H150V146L152 147V145H154L153 142H152L153 144H150L151 142L149 143V141H153V137H152V139L150 140L151 136H154V135L157 136V135H158V136L160 137V136L162 135L161 137H163V134L160 135V132L162 133L161 130H162V129H165V127H163L161 124H159V125L162 127V129H161V128H160L161 130L159 129L160 132H159V133L157 132L158 134L155 133V132L157 131V128L160 127V126H157V125H158L157 123H159V121H161ZM183 120H184V119H183ZM194 120H195V119H194ZM221 120H220V121H221ZM0 121H1V120H0ZM3 121H4V119H3ZM17 121H16V122H17ZM79 121H80V122H79ZM85 121H89L88 124L91 122L90 125L93 124L92 126L89 125L90 128H91L90 130L88 129L89 126H88L87 123H86L87 125L85 124V125H86V126H85V129H88V130H85L84 127H82V126H84ZM143 121H144V122H143ZM181 121H182V120H181ZM198 121H199V120H198ZM198 121H197V119H196L195 122H194V123H196L197 127H199V125H198ZM201 121H202V120H201ZM201 121H199V122H201ZM205 121H206V123H207V120H205ZM70 122L72 123V126H71V123H70ZM76 122H77V123H76ZM82 122H84L83 125L81 124ZM93 122H94L95 124H94ZM110 122H111V123H110ZM118 122H119V121H118ZM137 122H138V123H137ZM6 123H7V122H6ZM106 123H108V125H107ZM116 123H117V122H116ZM119 123H120V122H119ZM130 123H133V124H136V123H137L138 125L140 124V125H139L140 127H138L137 124H136L137 127H136V125H134V126H135V127H134V126H132L133 124H131L132 127L136 128V129L138 128V130H139L138 133H139V134H137V132H136L135 129L133 130V128L129 125ZM167 123H166V124H163V125L166 126ZM181 123H182V125H183V121H182ZM194 123H193V125H194ZM201 123L203 124V123H204V120H203V122H201ZM201 123H200V124H201ZM206 123H205V124H206ZM208 123H209L208 128H210V124H211V128H212L213 126L215 127V125L213 124V119L210 120V122H208ZM28 124H30V123H28ZM96 124H97V125H96ZM102 124H103V126H102ZM109 124H110V126H109ZM142 124H143V126H142ZM147 124L149 125L148 128L151 127L150 130L152 129L150 134H149L148 132H144V131H146V130L150 132V130H148V128L145 126V125H147ZM185 124H184V125H185ZM202 124H201V127L204 126V125H202ZM77 125L80 126V127L78 126L79 129L76 128ZM81 125H82V126H81ZM99 125H101V126L99 127ZM114 125H115V126H114ZM126 125H127V126H126ZM148 125H147V126H148ZM206 125H207V124H206ZM8 126H9V125H8ZM19 126H20V125H18V127H19ZM74 126H75V127H74ZM105 126H106L107 129H104ZM116 126H118L120 129H119L118 127L115 128ZM144 126H145L147 129H146ZM153 126H154V127H153ZM156 126H157V128H156ZM11 127H12V128H11ZM92 127H93V128H92ZM96 127H97V128H96ZM125 127H127V128H125ZM128 127H129L130 130L135 131L136 134H137V136H135V135H136L135 132H130V131L128 130ZM142 127H144L145 130H144ZM185 127H187V126H185ZM188 127H189V126H188ZM188 127H187V128H188ZM194 127H195V126H194ZM214 127H213V128H214ZM8 128H9V127H8ZM98 128H99V129H98ZM122 128L125 130V132H128V134H129V136L127 137L128 134L125 133V134H126V137H127V142H126V138H125V136H124L125 134H123L124 131L122 132ZM131 128H132V129H131ZM139 128H140V129H139ZM213 128H212V129H213ZM83 129H84L85 131H84ZM103 129H104V131H106V130L109 129L110 133L108 132L109 134H108V133H106V134L109 136V139H110V140H108V139L106 138L107 136L104 137V134H105V133H104V134H100V133H99V131L101 132V130H102V133H103ZM171 129H172V130H171ZM183 129H185V130L187 131L186 134H184L185 131H184ZM197 129H198V128H197ZM32 130H34V132H33ZM58 130H57L55 133H57ZM96 130H97V132H95ZM127 130H128V131H127ZM143 130H144V131H143ZM154 130H155V131H154ZM159 130H158V131H159ZM165 130H166V129H165ZM165 130H163V133H165V132H164ZM177 130H179V131L182 130L181 132H183V133L180 134V132H178ZM188 130H189V131L191 130V131L189 132ZM192 130H193V131H192ZM199 130H200V129H199ZM30 131H32V132H30ZM140 131H141V132H140ZM153 131H154V132H153ZM168 131H169V130H168ZM168 131H167V135L171 133V132L168 133ZM220 131H221V133L224 132V131H222V129H221ZM4 132H5V130H4ZM25 132H27V133H25ZM29 132H30V134H28ZM60 132H61V131H60ZM77 132H78V133H77ZM91 132H93V133H91ZM121 132H122V133H121ZM177 132H178L179 134H178ZM188 132L190 133V135L195 133L193 137H194L195 139L197 138V140L195 141L194 138L192 137L194 141H191L192 138L190 137L191 140L189 139V135H188L189 133H188ZM191 132H193V133H191ZM24 133H25V135H24ZM71 133H75V135H74V134H71ZM76 133H77V134H76ZM97 133H99V134H97ZM132 133H134L135 135L131 137L130 135H131ZM140 133H141V134H140ZM142 133H143V134H142ZM144 133H148V135H144ZM153 133H154V134H153ZM172 133H171V135H172ZM174 133H176V134H174ZM18 134H19V135H18ZM69 134H70V135H69ZM85 134H86V135H85ZM93 134H94V136H93V138H92L91 136H92ZM96 134L99 135V136H97ZM110 134H112L111 136H112L113 138L110 136ZM122 134H123V135H122ZM152 134H153V135H152ZM196 134H197V136H196ZM26 135H28V136H26ZM29 135H30V136H29ZM33 135H34V136H33ZM36 135H38V137H37ZM40 135H42V136H40ZM60 135H61V136H60ZM68 135H69V137H68ZM102 135H103V136H102ZM119 135H120L121 137H120ZM138 135H139V136H138ZM143 135L145 136V139L143 138V137H144ZM187 135H188V136H187ZM18 136H20V137H18ZM25 136H26L28 139H27ZM39 136H40L41 138H42L43 136H45L44 139L46 138L47 141H46V139H45V140H44V139L41 140ZM59 136L62 137V138H61V142H60V138H59ZM85 136H88V138L85 137ZM95 136H97L98 138H99L100 136L103 137V138H106V140H104V139H103V140H104L105 143H107V144L110 143L112 139H113V140L116 139V144H117V142H118L117 145L115 144L114 141H112V142H114L115 145L111 142V144H110L109 147L111 148V145L113 144V145H112V146H113V149H114V147H115V149H114L111 153L109 152L110 155H108L107 150H105V151L107 152V154H106V157H107V158H106V161H108V159H109V162H108V163H110V161H111V164H110V165H112V161L115 162V161L118 159V158L116 159V157H115V156H117V155H115V154H117V150H118V148H119L118 152H119L120 154L123 155L122 152H124V153H125L124 156H126V152H127V155L132 154L131 157H132V156L135 157V158L132 157V158L135 159V160L137 159L136 157L139 156L138 158H139V159H140V158H141V159L143 158V162H144V163H141V160H139V163H141L143 166H142L141 164L137 163L138 166H135V168L133 167L134 169H136V167H137V170H134L133 168H131V166H133V165H129V163H128V165L130 166L129 169H133V171L131 170V171H130L131 173H130V172H128V171H129L128 168H127V169H128L127 171L125 170V169H126V168H125L126 165L121 164V162H125V164H127L126 162H130V161L125 160L127 157H128V160H129V156H126V158L123 157L124 160H122V161H121L120 159H118L119 161H121V162H118V163L116 162L117 166H119V167H117V168L114 167V166H116L115 163H114L115 165L113 166V167H114V170H118V171H119V172H117V171L114 172V175H115V173H116V175H117L118 177H116V175L113 177V180H114V181L112 182V185H113V186H112V187H109V188H110V189H109V196H106V199H105V197H104V199H103V197H102V194L105 193V192L101 193L102 191H101V192L99 191V192L101 193V195H100V193H99L97 190H94L92 187H90L89 183H86V182H90L91 180H89V179H91V178H90L89 176H88L89 178L86 177V176H87V173L84 172V170H82L81 167H79L78 165H76V164L74 163V160H73L74 158L71 157V156H73V155H72L73 150H74L75 148L78 149V148H77L78 146H79V148L82 146L83 149H84V147L87 148V146L90 147L91 144H89V145H90V146H89L88 143H86V142L88 141L87 139L90 140V138H91L90 141H92V139H95V138H96ZM146 136L148 137V140H147ZM149 136H150V137H149ZM155 136H154V137H155ZM169 136H170V135H169ZM173 136H170V138H169L168 136H167V137H168V138L170 139V141H171V140L174 138ZM191 136H192V135H191ZM199 136H200V137H199ZM23 137H24V138H23ZM29 137H30V138H29ZM110 137H111L112 139H111ZM114 137H115V139H114ZM123 137H124V138H123ZM138 137H141V138H138ZM159 137H155V138L157 139V138H159ZM161 137L159 138L158 142H159V141L161 142V140H163V139H161ZM165 137H166V133H165V135H164V138H165ZM186 137H187V139H186ZM65 138H64V139H65ZM86 138H87V139H86ZM121 138L125 139V141H124V140L122 141ZM129 138H131V139L134 138V139H133V142H130V141H129V142H130V143H129V142H128V139H129ZM135 138H136L137 140H135ZM155 138H154V141L157 142V140H155ZM171 138H172V139H171ZM8 139H9V140H8ZM49 139H51V140H49ZM57 139H58V141H57ZM96 139H97V138H96ZM118 139H119L120 141H119ZM131 139H130V140H131ZM138 139H140V141H139ZM165 139H166V138H165ZM169 139H168V140H169ZM174 139H175V138H174ZM185 139L187 140L186 142H184ZM201 139H202V140H201ZM4 140H5V142H4ZM85 140H87V141L85 142ZM100 140H102V138L99 139V140L97 139V144H98V145H101V144H99ZM107 140H108V141H107ZM141 140H143V141L145 140V142H143V141H141ZM176 140H177V139H176ZM189 140H190L191 142H190ZM11 141H12V142H11ZM44 141H45V142H44ZM49 141H52L54 144H52V142L50 143ZM55 141H57V142H55ZM90 141H88V142H90ZM135 141H137V142L135 143ZM147 141H148V142H147ZM163 141H164V140H163ZM166 141H167V139H166ZM166 141H164V142H166ZM177 141H178V140H177ZM197 141H198V142H197ZM199 141H201V142H200V146H201V147H200L199 144H198ZM41 142H42V143H41ZM47 142L50 143V144H49V147H48V146H45V145H47V144H46ZM58 142H59V143H58ZM92 142H96V141L93 140ZM122 142H124V144H123ZM125 142H126V143H125ZM146 142H147L148 144H147ZM156 142H155V143H156ZM158 142H157V144L159 145L160 142H159V143H158ZM179 142H180V141H179ZM66 143H67V144H66ZM85 143H86L87 145H86ZM103 143H104V142H102V146H105V147H102V146H101V148H104V149H105L107 144L104 145L105 143H104V144H103ZM140 143H142V144L144 145V147H143V145L140 144ZM166 143H167V142H166ZM176 143H177V142H176ZM186 143H188V144H190V145H187ZM6 144H7V145H6ZM40 144H41V145H40ZM56 144H58L59 146L56 145ZM68 144H71V145H68ZM133 144H136V145L138 144L139 147L136 146V145H135V147H136V150L139 148V150H137L139 154L137 153L136 150L134 151L135 147H134ZM145 144H146V145H145ZM160 144H161V143H160ZM162 144H163V142H162ZM162 144H161V145H162ZM9 145H10V146H9ZM72 145H74V146L72 147ZM85 145H86V146H85ZM95 145H96V144H95ZM125 145H126L127 148L125 147ZM132 145H133V146H132ZM148 145H149V146H148ZM158 145H155V146L158 147ZM169 145H170V143H169V141H168V145H167V146H169ZM175 145H177V144H175ZM175 145H174L173 147H175ZM179 145H180V144H179ZM185 145H183V148H184ZM202 145H203V146H202ZM60 146H61V147H60ZM69 146H71L72 151H68V150H71V148L68 149ZM118 146H119V147H118ZM120 146H121L122 148H124V149L120 148ZM128 146H129V147H128ZM140 146H141V147H140ZM155 146H153V147H155ZM163 146L167 147L166 144H165V145L163 144ZM177 146H178V145H177ZM186 146H185V147H186ZM43 147H44V148H43ZM47 147H48V148L51 147V148H50V151H49V149H46ZM57 147H59L60 149H58ZM91 147H93V149H94L95 146H93V144H92ZM99 147H100V146L95 147V148L97 149V151H98V150H99V151L101 150V148H99ZM109 147H107V148H109ZM117 147H118V148H117ZM131 147H132V148H131ZM137 147H138V148H137ZM153 147H152V148H153ZM179 147L182 148V146H179ZM199 147H200V148H199ZM53 148H54V149H53ZM98 148H99V149H98ZM143 148H145V149H144V150H145L144 152H146V153L148 152V150H149L150 153H151V151H153L151 154L149 153L150 155L147 153L146 156L148 157V155H149L148 158L145 156V153H144V156L147 158V159H146V158H145V159H146V161H148V162H147L148 165H149V163L151 162V163H150V164H151V167L149 166V168H148V165L146 164V162H145V160H144V156H143ZM175 148L177 149V147H175ZM63 149H64L65 151H64ZM67 149H68V150H67ZM104 149H103V150H104ZM121 149L123 150L122 152H120ZM131 149H132V150H131ZM140 149H141V151H140ZM146 149H147V151H146ZM31 150H32V151H31ZM62 150L64 151V153L62 152ZM126 150H128L129 152L126 151ZM130 150H131V152H130ZM178 150H180V149H178ZM183 150H184V149H182V152H181V153H184ZM185 150H184V151H185ZM224 150H225V151H224ZM46 151H47V152H46ZM51 151H52V157H53V158H52L51 155H50V154H51ZM57 151H58V152L60 151V152L58 153ZM66 151H68V152L66 153ZM109 151H110V150H109ZM114 151H115L116 153H115ZM222 151H223V152H222ZM43 152H44V153H43ZM101 152H102V150H101ZM103 152H104V151H103ZM135 152L137 153V154H136L137 156L134 155ZM140 152H142V154H140ZM179 152H180V151H177V153H179ZM49 153H50V154H49ZM104 153H105V152H104ZM112 153H113V155H112ZM119 153H118V154H119ZM128 153H130V154H128ZM153 153H154V154H153ZM223 153H224V154H223ZM8 154H9V156L7 157L8 159H4L3 157H4L5 155H8ZM23 154H24V155H23ZM29 154H30V155H29ZM62 154H63V156L65 155L66 157H67L68 154H69L68 158H69V159L72 158V160L69 161L68 158H67V159H68V160H67L65 156H64V157H65V159H64L63 156H61ZM185 154H186V153H185ZM45 155H46V156H45ZM49 155H50V156H49ZM151 155H152V157H151ZM158 155H159V156H158ZM263 155H264V153H263ZM59 156H60V157H59ZM140 156H141V157H140ZM5 157H6V156H5ZM50 157H51V159H50ZM118 157L121 158L122 156L119 155ZM131 157H130V158H131ZM153 157H154V158H153ZM190 157H191V156H190ZM193 157H191V158L193 159ZM196 157H197V158H196ZM208 157H209V156H208ZM57 158H58V159H57ZM132 158L130 159V160H132V163H130V164H134L133 162H134L135 160H133ZM150 158H153V159H150ZM2 159L5 160V161H3ZM56 159H57V160H56ZM114 159H115V160H114ZM172 159L174 160V161H172V163L174 162V165L172 164L173 167L170 165ZM195 159H193V161H194ZM11 160H13V161H11ZM51 160H54V161L52 162ZM154 160H155V161L157 160V161L155 162ZM47 161H48V162H47ZM149 161H150V162H149ZM168 161H170V162H169L170 164L168 163ZM193 161H192V162H193ZM222 161H223L224 164L222 163ZM234 161H235V164H234ZM45 162H46V163H45ZM49 162H50V164H48ZM71 162H72V163H71ZM137 162H138V160H137ZM226 162H227V161H226ZM52 163H53V164H52ZM58 163H59V164H58ZM60 163H61V164H60ZM62 163H63V164H62ZM68 163H70V164H72V165H74V166L71 167V165H70V164L68 165ZM135 163H136V162H135ZM164 163H165V164L168 163V165H167L168 167L171 166L170 168H172V170H173V168H174V169L176 168V170H173V171L171 170V171H172V172H171V171L169 170L170 168L167 169V168H166L167 166H166ZM175 163H176L177 165H175ZM229 163H230V164H229ZM119 164H121V165H123V166L121 167V165H119ZM144 164L147 165V170H148V171H147V170H144V172L147 171L145 174L151 172V170H152V168L154 167V165L157 164V165H156L157 168H156V167H155L156 169L153 168V171H152L151 173H149L150 175L147 174L146 177H148V178L144 177L145 174H139L140 172L144 173V172H143V169H142V167H144V169L146 168V166H144ZM202 164H203V167H201ZM204 164H206V166H204ZM208 164H209V165H208ZM12 165H13V166H12ZM17 165H18L19 167H18ZM48 165H50V166H48ZM52 165H54V166H52ZM134 165H136V164H134ZM169 165H170V166H169ZM224 165H225V166H224ZM227 165H229V166L231 165V167H233V168L230 167V168H231V170H230V169H228L229 166L227 167ZM234 165H235L237 168H236ZM15 166H16V167H15ZM51 166H52V167H51ZM67 166H68L69 169H68V168L63 169L64 167H67ZM77 166H78L80 169H79V168H74V167H77ZM124 166H125V167H124ZM164 166H165V169L168 170L166 173H167L168 176L170 175L169 177H168L166 174H165V175L162 174L163 172L165 173V170L163 171ZM174 166H176V167H174ZM253 166H254V165H253ZM253 166H252V167H253ZM44 167H45V168H44ZM138 167H139V168H138ZM160 167H161V169H160ZM192 167H193V164H192ZM200 167H201V168H200ZM225 167H226V168H225ZM234 167H235L236 169H235ZM47 168H50V169L48 170ZM53 168H54V169L57 168V169L53 170ZM61 168H62V169H61ZM72 168L76 171L75 173H77L78 175H76V174L73 173V172H70V173L67 172L68 170H71V171H72ZM122 168H123V169L125 168L124 171H122ZM140 168H141L142 170H140ZM150 168H151V169H150ZM162 168H163V169H162ZM206 168L209 170V172H208V170H207ZM238 168H239V169H238ZM12 169H13V170H12ZM58 169H59L61 172H60ZM67 169H68V170H67ZM119 169H121V171H120ZM157 169H158V170H157ZM227 169H228V170H227ZM233 169H234V170H237V171H236V172H235V171L233 172V171H232ZM248 169H249V168H248ZM250 169H251V167H250ZM42 170H43V171H42ZM64 170H65V171H64ZM74 170H73V171H74ZM193 170H194V169H193ZM202 170H203V169H202ZM229 170L233 172V176H230V175H232V172H231V174H230V171H229ZM238 170H239V171L241 170L243 173L245 172L246 175H243L242 172H238ZM57 171H58V173H57ZM135 171H136V172H135ZM139 171H140V172H139ZM156 171H157V172H156ZM169 171H170V172H169ZM199 171H200V170H199ZM210 171H212V173H210ZM226 171H228L229 174H228V172L226 173ZM54 172H55V173H54ZM62 172H64L63 174H65V172L68 173V174H69V175H68V176H69L68 179H70V180L66 179V177H68V176H66V174L63 175V177H64V176H65V177H64V178L61 177V178H62V179H61L60 176H62V174H61ZM80 172H82V173H80ZM125 172H126V173H127V172L130 173V176H132L131 174H133L134 172H135L134 175H141V176H139V177H138V176L135 177V178L138 177L137 180H136V179L133 180V179H132L133 177L131 178V179L133 180L132 182H135V183H136V181H138V180H139L138 183H141V182H142V183H141L142 185L139 184L140 186H142L141 188L145 187V186H143L144 184H147V186H148V185H149V186H153V187H152V188H153L152 190H151V188H150V190H148L147 188H145L147 191H151V192L156 191L155 193L157 194V192H158L157 190H159V192H158L157 195H156V194L154 195V192L152 193L153 195L151 194V199H152V196H154L153 198H155V200L152 199V202H150L151 204L153 203L152 205H155V204L157 205V203L160 201V202H159L160 204L158 203L160 207L158 206V208H157V209H159V210H155L157 206H156V207H152L153 209L155 208L154 210L156 211V213H153L152 210L150 211V210L148 209V208H149V206H148L149 203L146 204L148 201H147V202H146V201H143V202H145V203H142V200L140 201V200H138V199L135 197V194H133L134 192L131 191V190L134 188V186H133V188H132L131 186L134 185V184L130 185L132 182H131V183L128 182L129 179H128L127 177H129V175H127L128 173L126 174ZM138 172H139V173H138ZM160 172H161V173H160ZM213 172H214V173H213ZM256 172H257V173H256ZM71 173H72V174H71ZM119 173H122L123 175H121V174H119ZM124 173H125V175H126L127 177L124 175ZM157 173H158V175H157L156 177H154V175H156ZM159 173H160V174H159ZM175 173H176V172H175ZM197 173L199 174V172H197ZM197 173H196V174H197ZM209 173H210L211 175L214 174L215 177H214V175H212L213 177H212V176L210 177ZM236 173H239L238 175H239V177H241V178H239L238 175H237ZM241 173H242V174H241ZM245 173H244V174H245ZM55 174H56V175H55ZM60 174H61V175H60ZM74 174H75V175H74ZM82 174H83V175H82ZM85 174H86V175H85ZM118 174H119V175H118ZM153 174H154V175H153ZM161 174H162V175H161ZM248 174H250L251 176L248 175ZM256 174H257L258 176H256ZM57 175H58L59 178H57ZM59 175H60V176H59ZM79 175H80V176H79ZM84 175H85V176H84ZM120 175H121L122 177H121ZM201 175H200V178H202ZM234 175H236V178H237V179L234 177ZM247 175H248V177H247ZM44 176H45V177H44ZM81 176H82V177H81ZM119 176H120V177H119ZM142 176H143V177H142ZM160 176H161L162 179L160 178ZM179 176H182V174H180V175L177 176V177H178V182H180V180H183V179H181V178H183L184 175H183V177H181V178H180ZM193 176H194V177H193ZM196 176H197V177H196ZM216 176H217V177H216ZM243 176H246L247 179L249 178V179H248L249 181L252 179V181H250V183L247 182L248 180L246 179V177H245V180H244V179H243ZM252 176L255 178V180H254L253 178L250 179V177H252ZM255 176H256V177H255ZM47 177H48V178H47ZM74 177H75V178H74ZM76 177H77L78 180L76 179ZM79 177H81V178H79ZM85 177H86L87 179H86ZM115 177H116V181H115V179H114ZM123 177H124V178L126 177V178L124 179ZM140 177H141V178H140ZM167 177H168V178H167ZM172 177H174V178H172ZM177 177H176V180H177ZM195 177H196V178H195ZM229 177H232V178H229ZM71 178H73L74 181H73V179L71 180ZM82 178L85 179V180H83ZM120 178H121V181L119 180ZM129 178H130V177H129ZM139 178H140V179H139ZM143 178H146L147 180H146V179H145V180H146L147 182H146ZM154 178H157V179H154ZM158 178H159L160 182L163 181V179L165 178V179H164L165 181L161 183L162 185L160 184V182H158ZM179 178H180V179H179ZM213 178H215V179H213ZM228 178H229V181H228ZM256 178H257L258 180H257ZM39 179H40V180H39ZM58 179H59V180H58ZM80 179L83 180V181H81ZM117 179H118V181H117ZM126 179H128V181H127ZM153 179H154V181H157L158 183H157V182H154ZM166 179H167V180H166ZM172 179H174V180H172ZM186 179H187V175L185 176V180H186ZM211 179H212V180H211ZM218 179H220V178H218ZM221 179H220V180H221ZM230 179H235L234 181H236V180L239 179L240 182L237 181L238 183L241 184V186L239 187V189H237V188H238V186H236L237 183H234V181H232V180H230ZM42 180H43V181H42ZM55 180H56V181H55ZM66 180H68V181H66ZM79 180H80L81 182H83V183L80 184V186L78 185L79 187H77V184L81 183ZM87 180H89V181H87ZM124 180H126L127 182L125 181L126 183H122V182H124ZM135 180H136V181H135ZM141 180H142V181H141ZM170 180H172V181H170ZM185 180H183V183H185V182H184ZM188 180H189V177H188V179L186 180V183L188 182ZM190 180H191V179H190ZM210 180H211V181H210ZM243 180H244V183H243ZM246 180H247V181H246ZM260 180H261V181H260ZM38 181H39V182H38ZM63 181H65L66 184H65ZM69 181H70V182H69ZM72 181H73V184H72ZM76 181H77V182H76ZM143 181H144V182H143ZM168 181L170 182V184H168ZM253 181H254V182H253ZM48 182H49V183H48ZM61 182H62V183H61ZM67 182H68L69 184H68ZM114 182H115V183H114ZM117 182H119V183L121 182V184H120L121 186H120V187L125 188V189L122 190V188L117 187V185H118ZM174 182H175L176 184H175ZM181 182H182V181H181ZM218 182H219V181H218ZM231 182H233L234 185H233ZM245 182H246L247 184H250V186H247V187H246L247 184H246ZM43 183H44V184H43ZM45 183H46L47 186L45 185ZM47 183H48V184H47ZM60 183H61V184H60ZM63 183H64V184H63ZM75 183H77V184L74 185ZM113 183H114V184H113ZM138 183H137V186H138ZM155 183H156V184H155ZM166 183H167V184H166ZM242 183H243V185H242ZM257 183H258V185H257ZM261 183H262V184H261ZM9 184H10V185H9ZM67 184L69 185V187L67 186ZM70 184H71V186H70ZM86 184H87V185H86ZM90 184H91V182H90ZM124 184H126V185H124ZM128 184H129V187H127ZM158 184L160 185V187H158V186H159ZM174 184L177 186V187H175V188H177V189L179 188V189H178L179 191H177V189H172V188H171L172 185H173V187H174ZM216 184H217V185H216ZM245 184H246V185H245ZM252 184H253V185H252ZM255 184H256V186H254ZM44 185H45V186H44ZM60 185H61V186H60ZM81 185H82V186H81ZM83 185H84V186H83ZM115 185H116V186H115ZM154 185H158V186H156L158 189H156V188L154 187ZM165 185H168L169 187H168V186L165 187ZM181 185H182V186H181ZM214 185H215V186H214ZM238 185H239V184H238ZM10 186H11V187H10ZM49 186H50V187H49ZM65 186H66V187H65ZM74 186H75V187H74ZM118 186H119V185H118ZM124 186H125V187H124ZM137 186H136V187H137ZM140 186H139V187H140ZM147 186H146V187H147ZM149 186H148V187H149ZM183 186H184V187H183ZM202 186H201V187H202ZM204 186H203V188H204ZM217 186H218V188H217ZM232 186H234V187H232ZM243 186H244V188H245V187H246V188L244 189ZM252 186H254V187L252 188ZM257 186H258V187H257ZM261 186H262V187H261ZM4 187L7 188V189H5ZM73 187H74V189H73ZM76 187H77V189H75ZM82 187H83V189H82ZM180 187H181L182 189H181ZM199 187H200V186H199ZM199 187H196L197 189H196L195 192H197V190L199 189ZM231 187H232V188H231ZM235 187H236V188H235ZM68 188H69V189H68ZM79 188H80V189H79ZM86 188L88 189V191L90 190V192H92L93 194H91L90 192H87ZM130 188H131V189H130ZM141 188H140V189H141ZM165 188H166V189H165ZM169 188H171V190H169ZM203 188H201V189H203ZM251 188H252V189H251ZM262 188H263V189H262ZM4 189H5V190H4ZM28 189H29V190H28ZM51 189H52V191H51ZM84 189H85L86 191H85ZM92 189H93V190H92ZM114 189H115V190H114ZM116 189H117V191H116ZM145 189H142V190L144 191V193H143V192H142V193L144 194V197H147V194L145 195V193H147ZM162 189H165V191L168 190L169 192H168V191L164 192ZM180 189H181V190H180ZM190 189H189V190H190ZM247 189H248V190H247ZM261 189H262V190H261ZM27 190H28V192H27ZM74 190H75V191H74ZM77 190H78V191L80 190V192H78ZM82 190H83V191H82ZM91 190H92V191H91ZM125 190H127V192H126ZM129 190H130L131 192H129ZM138 190H139V189H138ZM142 190H141V191H142ZM173 190H174V191H173ZM192 190H193V191H192ZM243 190H244V191H243ZM255 190H256V191H255ZM29 191H30V192H29ZM44 191H45V192H44ZM76 191H77V192H76ZM113 191H114V193H113ZM115 191H116L117 193H116ZM160 191H161V192H160ZM176 191H177V192H176ZM199 191L201 192L200 195H203V194H204V193H202L203 190H202V191L199 190ZM232 191H231V192H232ZM242 191H243L244 193H243ZM262 191H263V192H262ZM62 192H63V193H62ZM84 192H85V193H84ZM96 192H97V193H96ZM118 192H119V194H118ZM120 192H121V193H120ZM172 192H175L176 194H177V193H178V194L176 195L175 193H172ZM182 192H183V191H182ZM203 192H204V191H203ZM226 192H227V191H226ZM228 192H227V193H228ZM235 192H234V193H235ZM241 192H242L243 194H241ZM246 192L249 194V195H248V198H249L250 201H245V200L242 199V198H244V194H245ZM252 192H254V193H252ZM256 192H257V193H256ZM261 192H262V193H261ZM1 193H0V194H1ZM29 193H31V194H29ZM79 193H81L82 195H79ZM98 193H99V196H100V197L98 196ZM110 193H111L112 195L116 193V196H119V195H121V196H122V195L125 196V194H126V196H129V195L131 196V194H132V196H133V200H134L135 204L132 203V201H123V202H122V201L120 200V199H121L120 196H119V197H116V196L114 195V198H115V197H116V198H120L119 200H120L121 202H120L118 199H117L118 201H115L114 198L112 199ZM164 193H165V194H164ZM166 193H167V194H166ZM197 193H198V192H197ZM232 193H233V192H232ZM234 193H233V194H234ZM247 193L245 194V197H246ZM3 194H4V193H2V195H3ZM8 194H7L6 196H9ZM64 194H65V195H64ZM117 194H118V195H117ZM148 194H150V192H148ZM159 194H160L161 196H163L164 198L167 197L166 199H168L169 197L171 198V196H172V199H173V200H177V199H178L177 196H179V198L181 199V201H180V199H178L177 201H174V202L171 201V204H170V201L167 200V204H164V203H166V200H164V198L161 197V198H163V201L161 202L162 199H161V198H159V199L157 198L158 196H160ZM212 194H211V195H212ZM214 194H215L216 197H214ZM236 194H237V193H236ZM250 194H251V195H252V194H253V195L255 194V195H254L255 197H254L253 195H252V197H254V198L249 197ZM38 195H39V196H38ZM50 195H51V196H50ZM59 195H60V197H59ZM77 195H78V196H77ZM84 195H85L86 198L84 197ZM90 195H91V196H90ZM105 195H106V194H105ZM174 195H175V196H174ZM209 195H210V193H209ZM211 195L208 196V198H207V196H206V198H207L208 200H212V196H211ZM242 195H243V197H242ZM257 195H258V196H257ZM4 196H5V195H4ZM81 196L83 197V199L85 198V200H83ZM156 196H157V197H156ZM193 196H194V198H193ZM197 196H199V197H197ZM233 196L236 197V198L233 199ZM11 197H10V199H11ZM75 197H76V198H75ZM101 197H102L103 200L101 199ZM148 197H150V196H148ZM174 197H175V198H174ZM186 197H187L188 199L191 198V197H192L193 199H196V201H197L198 204L196 205V203H194L195 200L193 201L192 198H191L192 200L190 201V200L186 199ZM195 197H197V198H195ZM203 197H205V196H202V198H203ZM210 197H211V199H210ZM258 197H262V198L260 199V198H258ZM5 198L8 199L9 197H8V198L5 197ZM25 198H26V199H25ZM78 198H79V199H78ZM97 198H98V200H96ZM107 198H108V199H107ZM170 198H169V199H170ZM176 198H177V199H176ZM202 198H200V200H202ZM206 198H205V199H206ZM10 199H9V200H10ZM34 199H35V200H34ZM88 199H93V200H89V201H91L92 204L88 201ZM100 199H101V200H100ZM172 199H170V200H172ZM240 199H241V200H240ZM246 199H247V198H246ZM253 199H254L255 204H254V202H253ZM259 199H260V200H259ZM72 200H73V201H72ZM112 200H113V201H112ZM157 200H158V201H157ZM185 200L189 201V203H187V201H186V203H185ZM233 200H234V201H233ZM235 200H236V201H235ZM239 200H240V202H238ZM242 200H243V202H242V204H241V201H242ZM247 200H248V199H247ZM251 200H252V201H251ZM255 200H256L258 203H257ZM31 201H32V202H31ZM86 201H87L88 203H87ZM153 201H155L156 203L153 202ZM179 201H180V203H178ZM192 201H193V203H191ZM227 201H228V202H227ZM232 201H233V202H232ZM3 202H4V204L7 203L6 201H3ZM58 202H60V203H58ZM67 202H68V203H67ZM94 202H95V204H94ZM119 202H120V203H119ZM124 202H125V204H127V205L124 204L125 207H126L125 210H124V205H123V207L121 206ZM137 202H138V205H136ZM172 202H173V204H172ZM175 202H176V203H175ZM203 202H204V201H203ZM218 202H219V203H218ZM84 203H87L88 206H87V204H84ZM121 203H122V204H121ZM154 203H155V204H154ZM182 203H183V204H182ZM190 203H191L192 205H196V206H198L199 211H197V212H198V215H199V216L197 215L196 211H194V210L189 211V209H188L187 207L191 205ZM233 203H234V204H233ZM236 203H239V204H236ZM248 203H249V204H248ZM251 203H252V204H251ZM2 204H3V203H2ZM10 204H9V206H12V205H10ZM41 204H43V205H41ZM72 204H74V205H72ZM89 204H90V205H89ZM119 204H120L121 207L119 206ZM133 204H134V205H133ZM145 204H146L147 206H145V207L143 208V206H144ZM163 204H164V207L162 206ZM168 204H169L170 206H169ZM174 204H175V205H174ZM180 204H182V205H180ZM188 204H189V205H188ZM232 204L237 206V207H234V208H236V210L233 208V205H232ZM246 204H247V205H246ZM250 204H251V205H250ZM253 204H254V206H253ZM17 205H18V206H17ZM85 205H86V206H85ZM100 205H101V207H99ZM130 205H131V206H130ZM140 205H141V206H140ZM167 205H168V206H167ZM172 205H173V206H172ZM186 205H188V206H186ZM218 205H219V206H218ZM227 205H228V206H227ZM9 206H8V207H9ZM94 206H95V207H94ZM115 206H116V207H115ZM171 206H172V207H171ZM178 206H179V207H178ZM185 206H186V208H187L188 210L185 208ZM208 206H209V205H208ZM224 206H225V207H224ZM244 206H246V207H244ZM247 206H248V207H247ZM249 206H251V207L253 206L252 209H250ZM2 207H3V205H2ZM2 207H1V208H2ZM6 207H7V206H6ZM14 207H15V206H14ZM38 207H39V208H38ZM90 207H91V208H90ZM118 207H119V210H118ZM127 207H128V208H127ZM147 207H148V208H147ZM150 207H151V205H150ZM161 207H162V209L165 208V210H168V211H166V213H165V210H164V209L161 211ZM170 207H171L170 210L167 209V208H170ZM211 207H212V206H211ZM239 207H240V208H239ZM3 208H4V207H3ZM89 208H90V209H89ZM111 208H112V209H111ZM175 208H176V209L178 208V209H177L178 211H176ZM182 208H183V209H182ZM192 208H193V206H192ZM194 208H195V207H194ZM232 208H233V209H232ZM241 208H242V209H241ZM243 208H246V209L248 208V209H247L248 211H247V210H244V211H245L246 213H248V212H249V213L246 214V213L243 211ZM4 209H5V208H4ZM4 209H3V210H4ZM6 209H7V208H6ZM6 209H5V210H6ZM10 209H11V208H10ZM12 209H13V210H11V212H14V210H15L16 208H12ZM88 209H89V212H88ZM93 209H94V210H93ZM121 209H122L124 212H126L128 209H129V210L127 211V213H124V212H122ZM142 209H144V212H143ZM0 210H2V209H0ZM3 210H2V211H3ZM72 210H73V211H72ZM97 210H98V212H97ZM117 210H118V211H117ZM131 210H132V211H131ZM134 210H135V212H134ZM139 210H140V211H139ZM172 210H173V211H172ZM183 210H185L186 212H183ZM195 210H197V209L195 208ZM234 210H235V211H234ZM237 210H238V211H237ZM240 210H241V211H240ZM249 210H250L251 212H250ZM252 210H254V213H253V214H252V212H253ZM2 211H1V212H2ZM20 211H19V212H20ZM74 211H75V213H74ZM78 211H79V212H78ZM99 211H100L101 213H100ZM110 211L113 212V213H110ZM129 211H131V212L129 213ZM149 211H150V212H149ZM157 211H158L159 213H161V214H159ZM160 211H161V212H160ZM163 211H164V212H163ZM175 211H176V212H175ZM187 211H188V213H187ZM193 211L195 212V214H196L198 217L195 216L194 213H192ZM203 211H202V212H203ZM233 211H234V213H233ZM236 211H237V212H236ZM3 212H4V211H3ZM6 212H7V211H6ZM9 212H10V211H8V213H9ZM63 212H64V214H63ZM66 212H67V213H66ZM68 212H69V213H68ZM76 212H77V213H76ZM92 212H97L98 214H100V216H97L96 213L93 214ZM116 212H117V213H116ZM218 212H219V214H217ZM135 213H137V214L135 215ZM147 213H148V214H147ZM150 213H151L152 215H154V216H152ZM170 213H171L172 216L175 214V215L177 216V217H175V218H178V221H177V219H171V218H174V217H171V218H170ZM172 213H174V214H172ZM182 213H183V214H182ZM240 213H241V214H240ZM243 213L246 214V215L243 216ZM250 213H251V215L249 216ZM5 214L7 215V213H5ZM5 214H4V217L6 218ZM10 214H11V213H10ZM16 214H17L16 216H18V218H19V215L22 216V213H21V214L16 213ZM116 214L119 216V220H118L119 223H121V221L124 222V220H125L126 223H128V222H129L128 219L130 220V218H132V219H131V221H133L132 224L136 225V226H137V229H134L133 225H130V224H131V221H130L127 225H125V224H126L125 222H124L125 224H124L123 222H122L121 224H119V225H120V228H121V225H122V228H121V229L118 228L119 231H117L116 229H117V227H119V226H118V221L115 220V219H118V218L116 217V216H117ZM124 214H125L126 216H127V214H128L129 217H126ZM180 214H181V215H180ZM184 214L188 215V217H187L186 215H184ZM192 214H193L194 216H193ZM235 214H236V215H235ZM254 214H255V215H254ZM38 215H40V216H38ZM73 215H74V216H73ZM82 215H83V216L85 215V217H83ZM149 215H151L150 218H151V217H154L153 219H155V221H154L153 219H150V218H149ZM159 215H160V216H159ZM167 215H168V217H165V216H167ZM203 215H205V214L203 213ZM212 215H213V216L215 215V217H213ZM217 215H218V216H217ZM220 215H221V216H220ZM241 215H242V216H241ZM252 215H253V216H252ZM7 216L9 217V215H7ZM13 216H14V215H13ZM24 216H22V217H24ZM59 216H60V217H59ZM72 216H73V217H72ZM114 216H115V217H114ZM124 216H125L126 218H128L127 221H126V218H125ZM136 216H137V217H136ZM140 216H141V217H140ZM143 216H144V217H143ZM162 216H164V217L162 218ZM190 216H191V217L193 216V217L191 218ZM219 216H220V218H218ZM229 216H230V217H229ZM246 216H247V218H248V216H249V217L252 216V217H251V219H248V221H247ZM254 216H255V217H254ZM8 217H7V218H8ZM14 217H15V216H14ZM22 217H21V218H22ZM38 217L40 218V220H38L40 223H39L38 221H36L37 219H39ZM82 217H83V218H82ZM95 217H97V219H96ZM99 217H102L103 220H102V219L98 220ZM138 217H139V218H138ZM146 217H147V218H146ZM160 217H161V218H160ZM183 217H184V218H183ZM185 217H187V218L185 219ZM194 217H195V218H194ZM241 217H242V218H241ZM253 217H254V218H253ZM256 217H257V218H256ZM12 218H13V217H12ZM15 218H16V217H15ZM72 218H73V219H72ZM90 218H91V220H90ZM120 218H121V221H120ZM135 218H136V219H135ZM159 218H160V219H163L165 222H164L163 220L159 221ZM164 218H165V219H164ZM179 218H180V219H179ZM190 218H191V219H190ZM234 218H235V219H234ZM244 218H245L246 220H245ZM8 219H9V218H8ZM35 219H36V220H35ZM55 219H56V220H55ZM133 219H134V220H133ZM182 219H183V220H182ZM195 219H196V220H195ZM203 219H201V220H203ZM207 219H206V220H207ZM220 219H221V220H220ZM232 219H233V223H231V222H232ZM253 219H254V220L256 219V220H255L256 222H255ZM19 220H20V219L17 220L18 222H17L16 220H15V221H16L17 223L21 224V227H22L23 224H25V220H24V218H22L21 221L24 220V221H23L24 223L22 222L23 224H22L21 222H19ZM41 220H42V221H41ZM82 220H83V221H82ZM101 220H102L103 222H102ZM114 220L117 221V223L114 222ZM140 220H141V221H140ZM151 220H153V224L151 223V222H152ZM179 220H180V221H179ZM188 220H189V222H188ZM224 220H225V221H224ZM257 220H258V221H257ZM11 221H12V220H11ZM13 221H14V220H13ZM13 221H12V222H13ZM136 221H137V222H136ZM183 221H184V222H183ZM185 221H186V223H185ZM190 221H191V222H190ZM194 221H195V222H194ZM214 221H215V222H216V221H219L220 224H221V222H222L223 226H222V224L220 225L219 222H217V223H218V224H217V223H215ZM223 221H224V222H223ZM226 221H227V222H226ZM249 221H251V222H249ZM253 221H254L255 225L253 224ZM46 222H47V223H46ZM70 222H71V223H70ZM81 222H82V223H81ZM154 222L156 223V226H155V223H154ZM171 222H172V223H171ZM193 222H194V223H193ZM198 222H200V223H198ZM228 222H229V223H228ZM236 222H237V223H236ZM248 222H249V224H251V223L253 224L252 227H251L252 230H253V227H254V226H257V228L254 227V228H256V231H255L256 233H255V232H251V231L248 232V229L245 230L247 226H245V225H243V224H245V223L248 224ZM258 222H259V223H258ZM262 222H263V223H262ZM13 223H14V222H13ZM17 223H16V226H17ZM59 223H60V224H59ZM114 223L117 225V227H116V225H115ZM135 223H136V224H135ZM138 223H140L141 226H140V224H138ZM170 223H171V224H170ZM184 223H185V224H184ZM192 223H193V224H192ZM195 223H196V224L198 223V224H197L198 226H197ZM201 223H204V224H201ZM235 223H236V224H235ZM238 223H239V224H238ZM11 224H12V223H11ZM19 224H18V225H19ZM35 224H38V225H36L37 227H35ZM66 224H67V225H66ZM113 224H114V226H115L116 228L113 226ZM145 224L148 225V226H146ZM178 224H179V225L182 224V225L179 226ZM200 224H201V225H200ZM212 224H213L214 226H216V227H214V226L212 227ZM232 224H233V225H232ZM256 224H257V225H256ZM12 225H13V224H12ZM86 225H87V226H86ZM99 225H100V226H99ZM101 225H102V226H101ZM144 225L146 226V228L149 227V228H147V229H150V228H152V229H150V231H148L145 227L142 228ZM150 225H151V226H150ZM152 225H153V226H152ZM163 225H162V226H163ZM177 225H178L179 227H178ZM194 225H196V226H195L196 229L193 228ZM207 225H208V226H207ZM238 225H239V226H238ZM259 225L261 226L262 229L260 228ZM19 226H20V225H19ZM45 226H46V227H45ZM47 226H48V228H47ZM125 226H127V227H125ZM130 226H131L133 232H131L132 230L129 229ZM136 226H135V228H136ZM162 226H161V229H162V231H164V226H163V227H162ZM204 226H205V227H204ZM227 226H228V227H227ZM234 226H235V227H234ZM244 226H245V227H244ZM248 226H249V225H248ZM49 227H50L51 229H49ZM104 227H105V229H104ZM139 227H140L141 229H140ZM154 227H155V228H154ZM170 227H172V226H170ZM198 227H199L200 230H198V231L196 232L195 230H197ZM206 227H207V228H206ZM222 227H223V228H222ZM230 227H231V228H230ZM233 227L236 229V231H235V229H234ZM236 227H237V228H236ZM55 228H56V229H55ZM125 228H126L127 230H126ZM185 228H186V229H185ZM192 228H193V229H192ZM210 228H211V229H210ZM214 228H215V229H214ZM220 228H221V229H220ZM225 228H227L228 231H226ZM229 228H230L231 230L233 229L232 232H231V230H229ZM248 228H250V227H248ZM259 228H260V229H259ZM29 229H30V230H29ZM36 229H37V231H36ZM124 229H125V230H124ZM142 229H143V230H142ZM144 229H146V232H147L146 235L149 233V234L147 235V237H145V234H144V236H143V234H142V233H145V230H144ZM161 229H160V227H159V231H160ZM172 229H173V228H172ZM177 229H178V230H177ZM183 229H184V230H183ZM188 229L190 230V232H188V231H189ZM201 229H202V231H201ZM218 229H219V230H218ZM237 229H239V230H237ZM38 230H39V231H38ZM105 230H106V231H105ZM122 230H123V231H122ZM128 230H130V231L128 232ZM204 230H206V231H205L206 233L204 232ZM207 230L209 231V233H208ZM214 230H215V231H214ZM217 230H218V231H217ZM254 230H255V229H254ZM259 230H260L261 232H258ZM25 231H24V232H25ZM54 231H55V232H54ZM126 231H127L128 233H127ZM135 231H136V233H137V231H138L137 234L139 235V237H138V235H136ZM140 231H141V232H140ZM170 231H172V230H170ZM183 231H184V234H183ZM192 231H193V233H192ZM199 231H200V233H199ZM211 231H212V232H211ZM229 231H230V232H229ZM233 231H235V232L238 233V234H237V233L234 232L235 234H233V235L236 236V239H234L235 236H233V238H232V236H228V233H230L229 235H231V233H233ZM244 231H245V232H244ZM38 232H39V233L41 232V234H39ZM110 232H111V233H110ZM119 232H121V233L119 234ZM123 232H124V233H123ZM179 232H180V233H179ZM223 232H224V233H223ZM225 232H226V233H225ZM243 232L246 233V234H244ZM247 232H248V234L250 233V236H251V237L248 236V237H250L249 239H248V237H247V235H248ZM129 233H130V234H129ZM134 233H135V234H134ZM154 233H152V235H154ZM187 233H188V234H187ZM219 233H220V234H219ZM242 233H243V234L245 235V237L247 238L246 240H248V241L250 240L249 243H248V241H246V240L244 239L245 237H244V235H243ZM251 233L254 234V235L257 234L256 236H254V237H256V238H253V235H252ZM261 233H262L263 236L261 235ZM47 234H48V235H47ZM128 234H129V236L133 235V236H132V241H133V242H136V243H133V242L130 240L131 238H129ZM140 234L142 235L143 238L145 237L146 240L149 238V239L147 240L148 243H146V240H144V241H145V244L143 243V242H144L143 240H141V241H142V245H141L140 242L138 243V240L143 239L142 237H140V236H141ZM189 234H190V235L193 234V235L190 236ZM208 234H209V235L212 234V235L209 236ZM213 234L215 235V237H214ZM258 234H260V235H258ZM21 235H22V234H21ZM116 235H117V236H116ZM122 235H124L125 237L122 236ZM155 235H154V237H155ZM184 235H186V237H185ZM188 235H189V236H188ZM194 235H195V236H194ZM201 235H202V236H201ZM204 235H205V236H204ZM224 235H225V236H224ZM241 235H242V236H241ZM23 236H24V233H23ZM23 236H22V237H23ZM61 236H63V237H61ZM106 236H108V237H106ZM110 236H112V238H111ZM120 236H121V237H120ZM136 236H137V237H136ZM149 236H150V237H149ZM197 236H198V237L200 236V237H199V240H197V239H198ZM226 236H227V237H226ZM257 236H261V237H258L259 239H257ZM55 237H56V238H55ZM60 237H61V238H60ZM70 237H72V239H70ZM73 237H74V238H73ZM122 237H123V239H122ZM133 237H134V238H133ZM135 237H136V239H135ZM178 237H179V238H178ZM208 237H210V239H211L212 241H210V239H209ZM222 237H226L227 239L224 238L226 241H225L224 239L222 240V239H221ZM229 237H231L232 239L229 238ZM242 237H243V240H244V241L241 242ZM20 238H21V237H20ZM53 238H54V240H53ZM145 238H144V239H145ZM151 238H152V239H151ZM155 238H156V237H155ZM180 238H181L182 240H181ZM185 238H187V239H186L187 241L185 240ZM200 238H201V239H200ZM217 238L221 239L222 242H223V244H224L225 242H227L228 240H230V241H228L229 243H225V244H226V247L224 246L225 249L222 247V244H219V243H218V242H219V241H218L219 239H217ZM240 238H241V239H240ZM251 238H252V239H251ZM21 239H22V238H21ZM57 239H58V240H57ZM115 239H116V240H115ZM124 239H125L126 241H125ZM128 239H129L130 241H129ZM177 239L180 240V241L183 242V243H181V242L178 241ZM208 239H209V240H208ZM22 240H23V239H22ZM25 240H26V239L23 240L24 245H25V246L29 245ZM42 240H43V241H42ZM113 240H114V241H113ZM134 240H136V241H134ZM170 240H172V241H170ZM173 240H174V242H173ZM206 240H207V241H206ZM232 240H233V241H232ZM234 240H236V241H234ZM254 240H255V242H254V244H253L252 242H253ZM24 241H25L27 244H25ZM41 241H42V242H41ZM53 241H57V244H56V242L53 243ZM77 241H78V242H77ZM116 241H118V242L116 243ZM150 241H151V242H150ZM196 241H197L198 243H197ZM208 241H209L210 243H209ZM224 241H225V242H224ZM260 241H262V243H261ZM75 242H76V243H75ZM126 242H128L129 244L126 243ZM155 242H154V243H155ZM171 242H172V243H171ZM222 242H221V243H222ZM230 242H231V243H230ZM244 242H246L245 244L247 245V247H243V246H246V245H244V244H243V246H242V243H244ZM51 243L56 244V245H53V244H51ZM65 243H66V245H65ZM149 243H150V244H149ZM177 243H178V244H177ZM50 244H51V245H50ZM132 244H133V245H132ZM138 244H139V246H140V247L138 246L140 249L137 247ZM180 244H181V245H180ZM187 244H188V243H187ZM225 244H224V245H225ZM232 244H233V246H232ZM234 244H235V245H234ZM248 244H249V245H248ZM251 244H253L254 246H252ZM261 244H262L263 247H261ZM124 245H125V246H124ZM128 245H129V246H128ZM131 245H132V246H131ZM134 245H136V247H135ZM143 245H144V246H143ZM146 245H147V246H146ZM149 245H150V246H151V245H152V246L154 245V246H153L154 249L156 248V250H158V252H157L156 250L151 249ZM191 245L193 246V244H191ZM191 245H190V248H188L189 245H188V247L186 246V247L188 248L187 250L190 249V251H191V248H192ZM195 245H196V246H195ZM214 245H215V246H214ZM220 245H221V246H220ZM228 245H229V246L231 245V246L229 247ZM29 246H31V244H30ZM32 246H34V244H33ZM35 246H34L33 249H32L31 247H29L30 250L32 249L31 252L34 251L35 249H38L37 247L35 248ZM126 246H128V248H127ZM145 246H146L147 248L149 247V249H145V248H146ZM152 246H151V247H152ZM197 246H198V247H197ZM205 246H207V248H209V249H208V252H207V250H206L207 248L204 249ZM227 246H228V247H227ZM27 247H28V246H27ZM83 247H84V246H83ZM114 247H115V249H113ZM129 247H130V248L132 247L133 249L131 248V250H133V251H131ZM134 247H135V248H134ZM144 247H145V248H144ZM153 247H152V248H153ZM183 247H184V246H183ZM183 247H182V248H183ZM217 247H218V249H220V248H221V249L218 250V251H216V250H217ZM232 247H234V248H233L234 251H232ZM236 247H237V248H236ZM249 247H251V249H250ZM42 248H43V247H42ZM42 248H41V249H42ZM136 248H137V249H136ZM142 248H144V249L142 250ZM176 248H175V249H176ZM199 248H200V249H199ZM211 248H212V249H211ZM222 248H223V249H222ZM241 248H243V249L241 250ZM248 248H249V250H248ZM253 248H254V249H253ZM261 248H262V249H261ZM124 249H125V250H124ZM159 249H160V250H159ZM185 249H186V248H185ZM203 249H204V250H203ZM213 249H214V250H213ZM227 249H228V250H227ZM229 249H231V250H230L231 253L228 252ZM236 249H237V250H236ZM252 249L254 250V253H255L256 255H255L254 253H253V254L255 255L256 258L259 259V261H258V260H254V259H256V258H254V259L252 260V255H253V254H251V251H250V250H252ZM259 249H260L261 251H262V250H263V251L261 252ZM38 250H39V249H38ZM38 250H37V251H38ZM127 250H128V251H127ZM141 250H142V251H141ZM150 250H153V251H151L152 253L150 252ZM226 250H227V251H226ZM253 250H252V251H253ZM37 251H35V252H33V253L36 254ZM41 251H42V250H41ZM41 251L39 250V252H41ZM146 251H148V252H146ZM159 251H161V252H159ZM163 251H165V253H164ZM192 251H195V250L192 248ZM192 251H191V252H192ZM225 251H226V252H225ZM235 251H237L238 253H234ZM240 251H241V252H240ZM243 251H244V252H243ZM248 251H249V255H248ZM258 251H259L260 253H259ZM39 252H38L39 255L43 254L42 252H41V254H40ZM128 252H129V253H128ZM149 252H150V253H149ZM205 252H207V254H206ZM212 252H213V253H212ZM232 252H233V253H232ZM133 253H134V254H133ZM158 253H164L165 255L162 254V257H161V255H159ZM173 253H174V252H173ZM204 253H205V254H204ZM246 253H247V254H246ZM261 253H262V254H261ZM109 254H110V253H109ZM153 254H154V255H153ZM166 254H167V255H166ZM175 254H176V253H175ZM175 254H173V256H175ZM210 254H211V255H210ZM212 254H213V255H212ZM231 254H232V255H231ZM233 254H234V256H233ZM235 254H238V256L235 257V256H236ZM259 254H260V255H259ZM39 255H35V256H38V258L41 259V258H42L41 256H43V255H41L40 257H39ZM115 255H116V254H115ZM134 255H136V258L139 257V258H137L138 261L136 260V258L134 257ZM148 255L151 256V258H149ZM217 255H218V256H217ZM254 255H253V256H254ZM261 255H262V256H261ZM44 256H45V255H44ZM113 256H114V255H113ZM153 256H154L156 259H155V258H152ZM159 256H160V257H159ZM163 256H165V257L167 256V257L165 258V257H163ZM212 256H214V257L212 258ZM231 256H232V257H231ZM241 256H242V257H241ZM260 256L262 257V259H261ZM45 257H46V256H45ZM45 257H44V258H45ZM116 257H118V258H116ZM157 257H159V258L157 259ZM169 257H170V256H169ZM171 257H172V256H171ZM216 257H217V258L219 257V258H218L219 261H217L218 259H217ZM234 257L237 258V259H234ZM259 257H260V258H259ZM35 258H36V257H35ZM46 258H47V257H46ZM119 258H120V259H119ZM203 258H204V259H203V262L207 263L206 261H208L209 259L206 260L207 258H206V259H205V257H203ZM229 258L232 259V260H230ZM241 258H242V260H245V262H243V261L241 260ZM246 258H248V259H246ZM249 258H250V259H249ZM32 259H33V257L31 258V260H32ZM47 259H49V258H47ZM139 259H140L142 262H141ZM149 259H150V260H149ZM153 259H154V260H153ZM178 259L180 260L179 262H178ZM184 259H185V258H183V260H184ZM212 259H213V260H212ZM214 259H216V260L214 261ZM239 259H240L241 261H240ZM37 260H38V259H37ZM37 260H36V261H37ZM41 260H44V259H41ZM41 260H40V261H41ZM119 260H121V261H119ZM165 260H166V261H165ZM174 260H175V262H174ZM205 260H206V261H205ZM210 260H209V261H210ZM234 260H235V261H234ZM250 260H251V261H250ZM49 261H50V259H49ZM150 261H151V262H150ZM209 261H208V263H210ZM228 261H229V262H228ZM246 261H247V262H246ZM253 261H255V262H253ZM37 262L40 264L39 260H38ZM37 262H36V264H38ZM44 262L47 263V262H46V259H45ZM146 262H147V263H146ZM156 262H157V263H156ZM158 262H159V263H158ZM173 262H174V263H173ZM241 262H243V263H241ZM252 262H253V263H252ZM31 263H32V264H35L34 260L31 261L30 264H31ZM48 263H49V262H48ZM152 263H151V264H152ZM163 263H162V264H163ZM205 263H203V264H205ZM215 263H214V264H215ZM248 263H247V264H248ZM42 264H43V262H42ZM210 264H211V263H210ZM212 264H213V263H212Z\"/></svg>",
  "mask_w": 264,
  "mask_h": 264
}]
</instances>
